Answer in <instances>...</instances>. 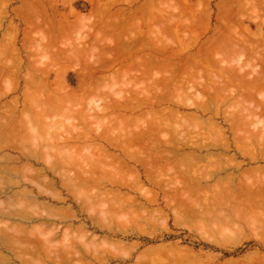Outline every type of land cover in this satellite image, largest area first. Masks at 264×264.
<instances>
[{"label": "rangeland", "instance_id": "rangeland-1", "mask_svg": "<svg viewBox=\"0 0 264 264\" xmlns=\"http://www.w3.org/2000/svg\"><path fill=\"white\" fill-rule=\"evenodd\" d=\"M27 0H0V55H2V56H0V71L2 70V72H0V107H2L0 110H1V112H4L2 109H4L5 111H6V109H7V107H9V106H16V104H14V105H12V101H14V99H15V101H19L20 103V105L19 106H17V108H18V110L16 109H14L15 111H17V113H20L21 111L20 110H22L24 107H22L23 106V100L25 99V97L27 98V97H29V94L27 93V91L26 90H28V89H26L25 90V87L24 86H26L27 88H30V87H28V86H31V85H26V80H24V78H26L27 80H28V76H26V75H28V71H30L29 73H30V76H32L33 74V76H35V78H34V80H36V81H32L33 79L30 77V79H32L31 81H32V83L35 85V86H31V90H29L28 92L30 93V96H31V94H32V92H35V94L37 95V97L39 96V98L34 102V105L36 104L37 105V101H39L40 102V105H41V103H43V104H45V103H47L46 104V109H47V107L50 109V111L48 112L47 111V113H49V115H50V120H47V119H49V118H47V117H45V119L47 120V121H49V122H47L48 123V126H49V123H50V121H51V116H54V118H52V119H56V120H58V122L60 123H58L57 125H56V123H54V121H53V123L51 124L50 123V127H48V128H46L45 129V127L44 126H46V125H44L45 124V122H46V120H45V122H44V124H43V126H42V124L41 125H37V133H34L35 132V124H37V122L38 121H36V119L38 118V116H39V118H41V114L40 115H35V116H37L34 120L36 121H34L33 120V122H35L34 123V130L33 129H28V131L30 132V134H31V132H33L31 135L30 134H27V133H29V132H27L25 135H27L26 136V138H25V135L22 133H20L21 135H24V137H23V140H21L22 139V137H20L19 136V138H21L20 140L21 141H19V139L17 138L18 136H15V137H13V138H11V136H9V137H6L5 135H1V133H0V135L1 136H3L2 138L0 137V166L2 165V167H0V169H2L3 168V165H11V167L14 169V166L17 164V165H23L24 163H28V165H29V167L31 166L29 163L30 162H28V161H20V160H18L17 158H16V162L14 161V159H15V156L14 155H17L18 156V152H19V150H21L22 148L27 152V153H30L31 155H33L34 154V158H37V159H35V164H33L34 165V170L32 169L31 171L32 172H30V169L32 168V167H30L29 168V170H26V164H25V169L23 168V167H19L20 168V170L18 169L17 171H15V170H13L12 168H11V170L12 171H15V172H17L18 173V171L21 173L22 171L23 172H25L26 174H27V176H29L28 178H27V176L26 177H24L25 176V174H24V176H22V175H20L19 173H18V175H20V177L21 178H25V180H24V182L22 181V180H20L18 177H17V173H13L12 174V172H10L11 170L9 169L10 167H8V169L10 170H3V172H5L4 174L5 175H7V171H9L10 172V174H12V176H14V178L15 177H17L16 179L17 180H20V181H18V182H21V183H18V185L20 184V186H16L15 187V185L14 186H10L9 185V187H13V189L11 188L10 190L9 189H7V190H4L5 188H4V186L5 187H8V186H6V185H8L7 184V181H4V179L0 176V199H1V201H0V264H264V219L262 218L263 216H264V212H262L263 211V208H264V204L263 205H257L254 201H256L257 199H255V198H252L253 196H254V194H252L253 193V191H252V193H251V197L248 195L250 192H251V190L252 189H248V190H250V191H247V195H248V197H247V195H241V193H242V191L240 192V190H239V192H238V187H239V185H237L236 186V184H238L236 181H238L237 179H239V175H236L237 173L239 174L241 171H243V169H244V167L246 168V170H248V168H249V166L250 165H253V167L254 166H257L258 165V167H262V165H264V158L263 157H261V158H263V159H261L260 158V155H263L264 154V151H263V154L261 153L262 151H261V149H264V144H263V148L262 147H259L258 148V146H260V144L259 143H257V144H259V145H257V144H255V146H256V149H255V147L253 146L252 148H254L256 151L258 150V149H260V151H259V153H258V151L256 152L254 149H252V150H254V151H250V155H251V153H252V155L253 156H259V157H257V158H255V161L253 160L252 161V163H250V164H248L246 161L247 160H249V158H250V155H249V152H248V150L246 149V148H248V147H246L244 150L246 151L247 150V152H246V160L244 159V157L245 156H243V155H241V150L243 151V148L242 147H245V145H243V144H241V146H240V144H238V146H236V145H234V141H233V138H232V134H231V131L229 130V129H227L226 127H227V124L222 120V118H220V120H219V117L220 116H216L215 114H214V112H216V106H214L215 104H207V105H210V107L209 106H207L208 107V109H207V107H206V109H207V114L206 113H202V112H200V111H198V113H197V115L198 114H200V113H202V116L203 117H201V119L200 118H196V117H198L197 115H196V117L194 118L197 122L199 121V119L201 120V122L200 123H197L196 121H194V119H192L191 117H193L191 114V117H190V115L188 116V117H190L193 121H191V122H189L188 121V119L186 120V117H184V116H186L185 114H187L188 112L190 113H195L196 114V110H197V108L195 107L196 105H194V106H191V104H194V103H198L200 100H196L195 101V97L198 95H200L199 93L197 94V91L199 92V91H201L202 90V88L200 89V90H197V88H193V89H196L197 91H196V93H195V97L194 96H192L193 95V93L191 92V89H189L190 91H189V93H191V94H189L190 96H192V97H194L193 99L189 96V95H186V97L185 96H182V97H185L186 99H185V101L188 99V101H190L189 100V98L191 99V101L189 102V105H188V101H186V104L188 105V107H187V105L185 104V106H184V104L182 105L181 103L179 104V105H181V106H179L178 105V103H176L177 104V106H176V104L175 103H173V101L174 102H180L181 100H178V97H177V99L176 100H178V101H176L175 99H173V98H176V95L177 96H179L180 97V95H181V93H180V95L177 93H174L173 94V92L174 91H177V90H179L180 91V88L182 89H185V91H183L184 92V94L187 92V94H188V88H190V87H187V88H184V87H186V84H184V83H186L191 77H190V75L192 76V78H193V80L192 81H196L197 80V78H199L201 75H205V76H202V78L200 77V79H204V78H206L207 76H206V73H209V72H211V73H214L215 72V70L218 68V64L221 62V64H226V62H224V60L227 58V60H230V58L232 59V58H234V61L236 62V64H238V65H241L242 63V68L243 69H241V71H244L245 72V69H246V72H248V70H249V72L248 73H250V76H249V74L248 73H242V72H240V74L242 73V76H238L236 79H238V81H239V79L240 78H243V79H245L246 77V79H248L249 77H251L250 79H252L253 77H255V75L257 74H259V75H261L260 76V79L259 78H257V77H259V76H257L256 75V78H254L255 79V84L258 82L257 80H263L264 81V73L262 72V71H260L261 70V67H262V69H264L263 68V60H264V56H262V55H264V51H263V53L261 52V50L260 49H262L263 50V47H264V44H263V42H262V39L261 38H264L263 37V33H264V11H263V9L262 8H264L263 7V2L261 3L262 5L260 6V7H262V8H260V7H257V8H259L260 9V13L257 11V10H259V9H257L255 12H253V14L252 13H249V11H250V9H248L249 7H251V4L254 6L255 4H256V2L258 1H256L255 0V4L254 3H252V1H254V0H250V2H251V4L250 3H246V4H248V5H250V6H245L244 5V3L242 4V0H236L235 2H233L232 1V3L230 2V0H172L173 1V4H171L172 3V1L171 0H160V3L161 4H159V0H152V1H154V4L150 1V0H139V2L137 1L136 2V0H135V3H134V0H132L131 2L132 3H129L130 4V7L128 6L129 4H125V6H124V3H121V2H118V4H120V5H116V4H114L115 6H116V8H115V6L114 7H112L111 6V10L110 11H115V13H117L118 11H119V9H122V8H126V10H124V11H119L117 14H127V16H124V17H122L123 15H121V18H125V19H127V20H123L124 21V23H123V21H119V24H116V23H118V22H116V21H118V17H119V19L121 20V18H120V15L118 16V17H116V15L114 14V12H110V13H113L112 15H115V16H113V18L114 17H116V18H114L116 21H115V23L113 22V18H111V14L109 13H107L106 15L108 16H110V18H109V16H108V23H109V28H113V31H114V28L115 27H117V29H116V31H119L118 30V28L120 27L121 28V30H122V27L126 24L127 26H128V28H127V26L124 28L123 27V30H122V33H124L123 35H122V33H120V34H118L119 36H121L122 35V38H124V40L125 41H127V39L129 38V40L131 39V41L130 42H132V43H130L129 42V44H127L128 46H130V47H128L127 45H123V42L126 44L127 42H125V41H123V39L121 38V37H119V39L121 38L122 40H120L122 43H120V41L119 42H116L115 44L117 45L118 43H120V44H118L119 46L117 47L116 45H110V47H109V45L107 44H105V43H103L102 42V40H103V37L104 36H102V39L100 38V36H98V32H97V34L95 33V28L97 27V26H95V24H97V23H94V25H92V23H93V20L96 18V15H98L99 14V12H100V10H101V8L100 7H102L103 5H104V3L103 2H105V1H107V0H101V2H99V3H102V4H100V5H98V9H99V12L96 10L97 9V4H98V2H96V0L94 1H92V0H56V2H57V4H56V2H54V0H50L51 2H48L49 0H29L28 2H26ZM30 1H32V3H33V6H34V3H36V2H38V4L36 3L35 5L37 6V9H38V6H40V8H39V10H36V8L34 9L35 11H30L31 10V8H29L30 7V5H29V7L27 6L28 4H30L31 2ZM33 1H36V2H33ZM39 1H40V3H39ZM111 1V0H110ZM144 1V2H143ZM146 1H147V3H152L154 6H155V8L153 9L152 8V11L151 10H145L146 8H147V3H146ZM150 1V2H149ZM166 1H167V3L169 4V5H171V6H169L167 3H166ZM221 1H222V4H221ZM223 1H227L226 2V5H228V4H230V5H234V3H235V5H234V8L235 9H233V7L231 8L230 7V5L227 7L226 5H225V2H223ZM44 3V5H43V8H41L42 6V3ZM69 2V3H68ZM108 2V1H107ZM157 2V3H156ZM183 2V3H182ZM237 2V3H236ZM241 2V3H240ZM244 2V1H243ZM246 2H248V0L246 1ZM260 2H261V0H260ZM259 2V3H260ZM28 3V4H27ZM50 3V4H49ZM97 3V4H96ZM106 3V2H105ZM128 3V2H127ZM142 3H144L143 5H144V7H146L145 9H143V12H144V10H145V12H149V11H151V12H154L153 14L154 15H156V18H155V16H154V18L155 19H157V17L160 19V20H162V22L164 21V19H165V21L164 22H166V18H168L169 17V20H170V18H171V20L172 21H169V22H172V23H170V25H172V27L170 28V25L169 26H167V24H168V21H167V24L166 25H164L165 27H163V28H160L159 26L160 25H157V27H159L158 29H160L159 31H161V33H159V34H161V36H162V32H165L166 31V29H167V27H169L170 29H169V31H166L163 35H165V37H166V40H165V38H160L161 36L158 34V35H156L157 33L155 32L156 31V27H153L154 29H153V32L151 31V28H152V26H154L153 24L156 22V21H159V19H157L155 22H151V21H148V22H151V23H153V24H151L150 23V25H152V26H149V27H151V28H149L148 27V25H146V24H141V25H137V24H139L138 22H139V20H140V22L142 23V19H143V17H151V16H153L152 15V13L151 14H149V15H146V13L144 12V13H142L141 11H140V9H138V8H141L142 9V7H143V5H141V7L139 6L140 4H142ZM155 3L157 4V5H155ZM167 5H166V4ZM199 3V4H198ZM223 3H224V5H225V9L224 8H222L221 9V7L222 6H224L223 5ZM239 3L242 5H239ZM258 3V4H259ZM25 4H27V5H25ZM39 4H41V5H39ZM47 4V5H46ZM122 4H123V6H122ZM131 4H132V6H131ZM135 4V5H134ZM138 4V5H137ZM148 4V5H149ZM152 4H150V5H152ZM176 4V6H178L179 8H177L176 6L173 8V6ZM186 4V5H185ZM258 4H257V6H258ZM57 5V6H56ZM153 5L152 6H150V7H148V8H150L151 9V7H153ZM159 5V6H158ZM198 5V6H197ZM243 5H244V8L245 9H243V8H241V7H243ZM25 6H27V8L28 9H30L29 11H28V9H23V8H25ZM35 6V7H36ZM46 6V7H45ZM51 6V7H50ZM96 6V7H95ZM120 6H122L121 8H120ZM189 6V7H188ZM238 8H237V7ZM239 6H241V7H239ZM253 6L251 7V8H253ZM32 7V6H31ZM117 7H118V9H117ZM131 7H134L133 8V12L137 15L136 17H134V13L133 12H131L130 13V10L132 11V8ZM138 7V8H137ZM143 7V8H144ZM220 7V8H219ZM33 8L34 7H32V10H33ZM104 8V7H103ZM113 8V9H112ZM124 8V9H125ZM138 9V10H136V11H134V9ZM181 8H182V10H181ZM188 8V9H187ZM195 8V9H194ZM208 8V9H207ZM237 8V9H236ZM255 8V7H254ZM56 9V10H55ZM94 11V10H96L97 12V14L96 13H94V14H96V15H94L95 17H91V16H89V18L88 19H86L87 18V16L88 15H93V12H92V10ZM130 9V10H129ZM195 10V12L193 11V10ZM228 9H230L229 11H227ZM234 10L235 11V13H234V11H232V10ZM246 9H248V10H246ZM47 10V11H46ZM223 10H226V11H223ZM251 10H254V9H251ZM263 12H262V11ZM26 13H25V12ZM44 11V12H43ZM75 11H76V13H75ZM125 11H129L128 13L126 12V13H124ZM138 11H140V12H138ZM180 11V12H179ZM204 11H205V13H204ZM218 11H223L224 13L222 14H220V15H226V13L225 12H230L231 11V17L230 16H228V15H226V17H228V18H226L225 17V15H224V17H221L219 14H218ZM24 12V13H23ZM56 12H58V13H56ZM137 12L138 13H141L142 15L140 16V14L138 15L137 14ZM147 12V13H148ZM159 12V13H158ZM210 12V13H209ZM248 12V13H247ZM251 12V11H250ZM257 12V13H256ZM21 13V14H20ZM54 13V14H53ZM74 13V14H73ZM130 13V14H129ZM177 14V15H175V14ZM208 13V14H207ZM220 13V12H219ZM26 14V15H25ZM30 14H32L33 15V17H32V19H31V16H30ZM55 14H56V18L58 19V20H60V18H61V23H63L64 24V26L65 25H77L78 27H79V25H80V27L78 28V27H76L75 26V28H73L74 27V25H73V27H70L69 26V28H73V30H71V29H68V27L67 26H61L59 23V21H58V23L56 22L57 21V19L55 18L54 19V17H55ZM79 14L80 15H82L83 17H79ZM102 14V13H101ZM128 14L129 15H131L130 16V19H129V17H128ZM143 14L145 15V16H143ZM165 14V15H164ZM173 14V15H172ZM190 14L192 15L193 14V16H195L194 17V19L191 17V19H192V21L191 20H188L189 19V17H190ZM218 14V15H217ZM235 14V15H234ZM255 14V15H254ZM258 14V15H257ZM260 14V15H259ZM20 15V16H19ZM25 15V16H24ZM28 15V16H27ZM35 15H36V17L37 16H41V17H38V20H39V23H40V21L42 20V18H46V20L45 21H49L48 23H50L51 24V22H53L52 23V25H48L47 23H45L44 22V20H43V22L42 23H44V25H42V27H40V25L41 24H38V26L36 27V25L37 24H35L36 23V21H37V23H38V20H34V17H35ZM59 15V16H58ZM85 15H86V17H85ZM104 15V14H103ZM102 15V16H103ZM106 15H104V16H106ZM151 15V16H150ZM183 15H186V16H183ZM208 15V16H207ZM249 15H251V16H249ZM23 17V19H20V17ZM46 16V17H45ZM52 16H54V17H52ZM98 16H101V15H98ZM106 16V17H107ZM161 16V17H160ZM176 16H178V17H176ZM234 16V17H233ZM3 17V18H2ZM21 17V18H22ZM24 17H26V18H24ZM30 17V18H29ZM48 17V18H47ZM127 17V18H126ZM132 17V18H131ZM142 19H141V18ZM163 17V18H162ZM172 17H174V18H172ZM184 17V18H183ZM209 17H210V19H209ZM235 17H238V18H235ZM51 18V19H50ZM77 18V19H76ZM81 18V19H80ZM84 18V19H83ZM104 18V20H102V18L100 17L99 18V20H98V28H97V30H101L102 32H100V35L103 33V30L102 29H105V27L104 26H106L107 27V25H108V23H107V25H106V23H105V25H104V22L106 21V19H105V17H103ZM136 18V21H138V22H135V19ZM152 18V17H151ZM153 18V21L155 20ZM175 18H178V19H175ZM188 18V19H187ZM200 18V19H199ZM203 18V19H202ZM218 18V19H217ZM220 18V19H219ZM221 18H226L224 21L226 22V20L227 19H230V21H232V23L229 21V20H227V22L226 23H228L229 22V24H226ZM28 19V20H27ZM37 19V18H36ZM52 19H53V21H52ZM79 19L80 20H84V22H85V19L86 20H89V23H86V24H90V26H95V28L93 27L92 28V30H90V26L89 25H86L85 23H83L82 21V24H79L78 23V21H79ZM98 19V18H97ZM139 19V20H138ZM183 19H187L188 21H186L185 20V22H184V20L182 21ZM196 19V20H195ZM209 19V20H208ZM231 19H233V20H231ZM261 19V20H260ZM263 19V20H262ZM26 20V21H25ZM34 20V21H33ZM50 20H51V22H50ZM70 20V21H69ZM111 20H112V22H111ZM128 20H132L131 21V23H130V21H128ZM142 20V21H141ZM144 20H145V18H144ZM149 20V19H148ZM150 20H152V19H150ZM174 20L177 22V23H174ZM194 20V21H193ZM198 20V21H197ZM205 20H206V22H205ZM207 20H208V22H207ZM218 20V21H217ZM95 22H96V20H94ZM99 21H101V22H99ZM127 21V22H126ZM134 21V22H133ZM181 21L182 22H184L183 24H181ZM189 21H190V23H189ZM204 21V22H203ZM233 21H236V23L234 22V26H233ZM13 22V23H12ZM73 22V23H72ZM79 24H77V23ZM120 22H121V24H120ZM144 22H147V20H145ZM162 22H161V24H162ZM188 22V23H187ZM220 22V23H219ZM224 22V23H223ZM262 22V23H261ZM29 23L31 24V25H29ZM58 25H57V24ZM100 23H102L103 25H101V26H103V27H101L100 26ZM128 23H130L131 24V26H132V23H137V24H133V26H135V25H137L136 27H132V29H134V30H132V32H131V26H130V24H128ZM158 23V22H157ZM156 23V24H157ZM193 24V25H190V24ZM231 23V24H230ZM28 24V25H27ZM56 24V25H55ZM114 24H115V27H113L114 26ZM124 24V25H123ZM156 24H155V26H156ZM160 24V23H159ZM195 24V25H194ZM207 24H208V26L209 27H211V28H206V27H208L207 26ZM220 24H221V26H220ZM225 24V25H224ZM238 24V25H237ZM258 24H259V26L260 27H258ZM262 24H263V26H262ZM35 25V26H34ZM57 26V28H53V26ZM163 25V24H162ZM178 25V26H177ZM230 25L234 28L235 26H237L236 28V30L235 31H232V32H230V29H232V28H230ZM8 26H10V27H8ZM44 26V27H43ZM48 28H47V27ZM51 26V27H50ZM54 26V27H55ZM60 26V28L62 29V31H64V32H62L61 31V29H60V31L58 30V27ZM83 26V27H82ZM100 26V27H99ZM122 26V27H121ZM142 28H144V29H142ZM194 26V27H193ZM229 26V27H228ZM240 26V27H239ZM262 26V27H261ZM33 29H32V28ZM52 28V29H56L55 30V33L56 34H54L53 32H54V30H52L51 31V29L50 28ZM89 27V28H88ZM146 27H148V28H146ZM162 27V26H161ZM198 27V28H197ZM222 27V28H221ZM242 27V28H241ZM37 28V29H36ZM43 28V29H42ZM82 28V29H81ZM108 28V29H109ZM128 30H127V29ZM130 28V29H129ZM207 29V32H206V29ZM227 28V29H226ZM262 28V30H260ZM32 29V30H31ZM50 29V31L53 33H51L50 31H48ZM111 29H109V30H111ZM136 29H140V30H137V31H135ZM148 29H150V31L152 32V34L151 33H149L150 31L148 30ZM173 29H174V31H173ZM221 29V30H220ZM242 29V30H241ZM28 30V31H27ZM88 30V31H87ZM96 30V31H97ZM129 30H130V33H129ZM142 30V31H141ZM144 30L146 31V33L144 32ZM148 30V31H147ZM155 30V31H154ZM192 30V31H191ZM200 30V31H199ZM232 30H234V29H232ZM245 31V33H241V35L243 36L244 35V39L243 40H246L247 39V43H249V42H251V40H253L252 42H254V38L256 39L257 37L259 38L260 36V39H259V41H261V43L263 44H261L260 42L258 43V41H256L257 42V45H260V46H263V47H260L259 48V46H257V49H258V51H256L257 49L255 48V50L254 51H256V53L254 52V55L252 54L253 52H252V49L250 50V48H254V47H256V44H254V43H249L248 45H244V46H246V47H244V46H242V48H244V49H246L245 51H243V52H241V54H244V53H246V55L244 54V56H245V58L246 59H249V61H251L250 59H252V61H251V65L249 64V65H246V64H244V60H246L243 56H241L239 53V51L241 50L242 51V48H239L240 47V45L242 44V38L241 39H239L240 37H236V35H237V33L235 34V32L236 31ZM32 31H34V32H32ZM41 31V32H40ZM57 31H59L61 34H59V32H57ZM92 31H94V33L95 34H91L90 32H92ZM112 31V30H111ZM110 31V33H112ZM123 31H126V32H123ZM136 33H135V32ZM178 31V32H177ZM222 31V32H221ZM257 31H261L260 33L262 34V35H260L259 36V33L257 34ZM88 32H89V34H91L92 35V37L91 36H88L89 34H88ZM105 32L107 33V31L105 30ZM115 32V31H114ZM121 32V31H120ZM134 32V33H133ZM140 32H142V34L140 33ZM154 32L156 33V34H154ZM189 32V33H188ZM193 32V33H192ZM200 34H199V33ZM204 32H206V33H204ZM240 32L238 33L239 35H240ZM263 32V33H262ZM31 33V34H30ZM87 33V34H86ZM93 33V32H92ZM106 33H103V35H105ZM109 33V32H108ZM116 33H118V32H116ZM127 33H129L128 35H127ZM139 33L141 34L140 36H139ZM174 33V34H173ZM202 33V34H201ZM26 34H27V36H29V37H27L26 36ZM44 36H46L47 37V39L46 40H48V41H50L51 42V39H52V41H53V39H55L56 38V36H57V39H55L56 41L58 40V42H57V45H56V43H55V41L54 42H51V44H53V43H55V44H53V45H51V47L50 46H45L46 44H44V41H42L41 39H42V36L43 35ZM57 34H59V35H57ZM67 34V35H66ZM85 34V35H84ZM135 34H137V35H135ZM154 34V35H153ZM175 34H178V35H180V36H177V35H175ZM182 34V35H181ZM188 34V35H187ZM191 34V35H190ZM205 34V35H204ZM212 34V35H211ZM245 34H246V39H245ZM31 35V36H30ZM54 35V36H53ZM78 35V36H77ZM83 35V36H82ZM87 35V37H89V38H87V37H85ZM93 35H96L95 37H97L98 39H101L100 41H101V43H103V45L106 47L105 49H107L106 51H101L102 52V55L104 56V54H106V55H108V56H105V57H107V58H109V56H112V54H116L114 51H112L111 53H110V51L109 52H107L108 50H109V48L110 49H112V48H114L115 47V49L116 48H119L120 49V47L121 48H123L124 47V50H125V46H127L128 48L127 49H129L128 50V53L126 52H124L123 53V55L122 56H124L123 57V60H120V59H118L117 61H116V64L115 63H113V61H112V63H111V60H110V58H109V63H108V65H107V61H106V63H104L105 61H102L101 59H100V57H97V56H100V54H101V52L99 53L98 51H100V49L102 48L101 46V48L99 49L98 48V46L101 44V43H99V45H98V43L96 42V44L98 45H96V47H94V49L93 50H95V52L94 53H96V48L97 49H99L97 52L99 53L98 55H95V54H93L94 56H92V53H91V51H88L89 52V55H91V57L89 56V60L92 58V57H94V58H97V62H99V59L102 61H100L99 63H101V64H103V65H101V64H99V63H97L98 65H96L95 63H93L92 61H91V65H89V68H93V67H95V68H99V69H97L98 71H96L95 72V69L93 68V72H94V74H92L91 76H92V78H93V80H96V81H93L92 80V78H91V80H92V82H91V80H89L88 78H90L91 76H90V74H89V77L87 76V73H89V71H91L88 67V69L86 68V66H88V64H90V63H88V62H90V61H88L87 62V60H86V58H88V56L85 58V60H86V62L87 63H85V64H83L84 62L83 61H85V60H83V61H81L83 58V56L80 58L81 60H79V56H76V55H73L74 53H78V51H79V49H80V45H82L83 44V46H84V43H88V42H91V41H93ZM109 35H111V34H108V36H107V38H106V35H105V39H107V40H109L111 37L114 39L115 38V40L116 39H118V37H113L112 35H111V37L109 38ZM155 35H156V41L154 42L152 39H154L155 38ZM184 35V36H183ZM197 35V36H196ZM200 35V36H199ZM202 35V36H201ZM235 35V36H234ZM35 36V37H34ZM81 36L83 37V38H81ZM134 36H135V38L138 36L139 38H140V42H138L139 41V39L137 40V42H136V40H133V39H135L134 38ZM144 36H145V38H144ZM158 36H160L159 38H158ZM179 37V38H176V37ZM191 36H193L194 38H195V36H196V40L195 39H193V38H191ZM223 36L225 37V38H223ZM27 37V38H26ZM201 37V38H200ZM213 37V38H212ZM214 37H216V38H214ZM228 37V38H227ZM26 38V39H25ZM65 38V39H64ZM79 38H80V40H79ZM91 38H92V40H91ZM111 38V39H112ZM144 38V40H142ZM176 38V39H175ZM185 40H184V39ZM198 38H200V39H198ZM211 38V39H210ZM258 38H257V40H258ZM28 39V40H27ZM30 39V40H29ZM34 39L36 40V41H34ZM44 39V38H43ZM84 39H88L87 41L85 40L84 41V43H83V41L82 40H84ZM104 39V40H105ZM112 39V40H113ZM149 39L152 41H149ZM180 39V41H178ZM191 39H193V40H191ZM198 39V40H197ZM227 39V40H226ZM231 39V40H230ZM249 39H251V40H249ZM25 40H26V42L27 43H25ZM89 40H91V41H89ZM103 40V41H104ZM112 40H110V42H108V43H114ZM114 40V41H115ZM146 40H148L147 42H146ZM209 40V41H208ZM212 40H216V42L215 41H212ZM224 40V41H223ZM248 40H249V42H248ZM2 41H3V43H2ZM33 41V42H32ZM62 41V42H61ZM72 41V42H71ZM82 42V43H79V42ZM99 41V40H98ZM112 41V42H111ZM133 41H135V43L137 44H135V43H133ZM144 43H143V42ZM158 41H159V43H158ZM163 43H162V42ZM226 41L228 42V43H231L232 42V46L234 45V48L231 46V47H227V49H225V51L224 52H226V50L227 51H229L230 50V48H232L233 50H234V52H232V53H234V55L235 56H240V57H242V58H240L241 60V62H240V64H239V56H238V58L236 57V59H238V62H237V60L235 59V57L234 56H230V58H228V56L229 55H227V57H226V55H224V54H222L223 52V50L224 49H222V50H218L217 49V51H216V53H213V55H212V52H211V54H209L210 53V51H213L212 50V48H213V46L214 47H216V45L218 44V43H220V42H224V43H226ZM231 41V42H230ZM263 41H264V39H263ZM35 42V43H34ZM41 42H43V44H42V46L44 45V47H45V49L47 50V51H49V53H47V51L45 50L44 52H42L43 51V49L41 48L42 46H41ZM105 42L107 43V41L105 40ZM149 42V43H148ZM150 42L151 43H153V45H151L150 44ZM164 42H165V44H164ZM168 44H167V43ZM192 42V43H191ZM207 42V43H206ZM239 42V44H237ZM25 43V44H24ZM30 43V44H29ZM146 43V44H145ZM177 43V44H176ZM206 43V44H205ZM209 43H213V45L211 46ZM222 43H221V45H222ZM22 44V45H21ZM30 46H29V45ZM36 44V45H35ZM80 44V45H79ZM91 44H94V42H92V43H89V44H87L88 45V47L91 45ZM122 44V45H121ZM134 44V45H133ZM150 44V45H149ZM167 44V45H166ZM203 44V45H202ZM243 44H245V42H243ZM242 44V45H243ZM250 44H252V45H250ZM254 44V45H253ZM49 45H50V43H49ZM77 45H79V46H77ZM94 45V46H95ZM131 45H133V46H131ZM139 45V46H138ZM142 45V46H141ZM158 45H159V47H160V45L162 46L163 45V47L166 45V47L169 45V48L170 49H175V50H177L178 51V54H175L177 51H175V53H171L173 50H171L170 51V49L169 48H167L166 49V54L164 53V51L163 50H160L161 52H162V54L160 53V52H158L157 50L156 51H154L155 49H156V46L158 47ZM207 45H209V46H207ZM218 45H220V44H218ZM236 45H238L239 47V50L237 49V47H235ZM24 46H26V48H24ZM76 48H78V49H75V47ZM108 46V47H107ZM146 46V47H145ZM173 46V47H172ZM201 46V47H200ZM204 46V47H203ZM210 46H211V49H210ZM227 46H230V44L229 45H227ZM46 47H48V49L46 48ZM82 47V46H81ZM84 47H87L86 45L84 46ZM88 47L87 48H84V49H86V50H90V49H88ZM91 47H93V46H91ZM90 47V48H91ZM112 47V48H111ZM132 47V48H131ZM136 47H137V49H136ZM162 47V48H163ZM183 47V50L181 51V53L184 51V53H185V50L187 51L185 54H181L180 53V48H182ZM185 47V48H184ZM192 47V48H191ZM203 47V50L201 49ZM208 47H209V49H208ZM3 48V49H2ZM57 48H58V50H57ZM61 48H67L65 51L63 50V49H61ZM69 48H70V51H69ZM142 48V50H140ZM144 48V49H143ZM145 48H146V50H145ZM161 48V47H160ZM190 48V49H189ZM198 48H200L199 50L202 52V56H203V54H206L207 55V57H211V59L213 60V59H217V61H218V54L220 55V56H224V57H226V58H223L222 57V59H221V61H220V59H219V61H218V64H216L215 62V64H213V62L210 60V58H205V55L203 56V58H205L203 61L202 60H199L200 59V57L198 58V59H196L198 56H201L200 55V53L201 52H199L197 49ZM205 48H207L206 50H207V52H206V50H205ZM228 48H229V50H228ZM20 49V50H19ZM29 49V50H28ZM51 49H52V51H53V54H52V51H51ZM83 49V47L80 49V52H81V54H84V53H82L83 51H85ZM119 49H117V50H119ZM126 49V50H127ZM158 49V48H157ZM164 49V48H163ZM179 49V50H178ZM192 49V50H191ZM237 49V50H236ZM14 50H15V52H14ZM35 52H34V51ZM57 50V51H56ZM78 50V51H77ZM83 50V51H82ZM117 50H116V52H117ZM123 50V49H122ZM121 49H120V51H118V52H120V53H122L121 51H122ZM140 50V52H138ZM189 50H191V52L189 51ZM208 50H209V52H208ZM232 50V51H233ZM236 50V51H235ZM260 50V51H259ZM3 51V52H2ZM32 51V52H31ZM56 51V52H55ZM63 51V52H62ZM132 51H133V53H132ZM145 53H144V52ZM168 51H169V53H168ZM190 52V54H189V52ZM215 51V50H214ZM220 53H219V52ZM251 52V53H249V52ZM38 52V53H37ZM58 52H61V53H58ZM66 52V53H65ZM80 52L78 53V54H80ZM87 52V51H86ZM88 52H87V54H88ZM148 54H147V53ZM174 52V51H173ZM197 52H199V54L197 53ZM205 52V53H204ZM43 53V54H42ZM76 53V54H77ZM91 53V54H90ZM129 53H131V56H129L130 54ZM151 53V55L150 56H155V55H157V57H161V58H164L165 56H167V55H169L170 56V58H169V56L168 57H165L168 61H171V60H169V59H172V57L173 56H179L180 57V55H181V57H182V60H181V57L180 58H176V57H173V59H172V62L174 63V62H177L179 65H175V66H177V67H173L174 66V64L172 65V63H171V65L169 66V69H170V67L172 66V68H174V69H170L171 70V72H169L168 70H167V68H168V65L170 64L168 61H166V60H163L164 61V64H167L166 66L162 63V60L160 59V57L159 58H157V57H155V59L154 60H156L157 59V61L155 62V61H153V64L154 65H150L149 63H147V65L146 64H144L143 63V61H146L145 59L146 58H148V56H149V54ZM154 53V54H153ZM160 53V54H159ZM194 53H196V55H194V56H192V54ZM208 53V54H207ZM231 53V51H229V54ZM261 53V54H260ZM18 54H19V56H18ZM35 54V55H34ZM37 54V55H36ZM45 54V55H44ZM80 54V55H81ZM127 54H129L128 55V57H126V55ZM136 54H138V56L136 55ZM175 54V55H174ZM198 54V55H197ZM216 54V55H215ZM252 54V55H251ZM30 55V56H29ZM69 55H71L72 57H75V59H78L77 60V62L76 61H74L73 59L74 58H71V61H70V59H68V57H69ZM101 55V56H102ZM134 56V58H133V56ZM173 55V56H172ZM187 55H190V56H192V57H195L196 56V60H198L196 63H199V62H201L202 61V66H201V69H202V67L204 68V66H206V68H208V63H209V61H207V62H205L207 65H205L204 64V66H203V63H204V61H206L207 59L208 60H210L211 61V63L210 64H212V68H215L216 66V68L215 69H213V71L214 72H212V71H210V70H212V69H210L209 70V68L208 69H206V72H205V74H202V72L201 71H199V70H201V69H199L198 67V69L196 68V66H193V67H195L199 72H201V73H199V72H195L196 71V69L194 70V72L195 73H197L196 75H194L193 76V74H191V67L192 66H189L190 67V69H189V67H188V69L190 70H188V69H186L185 70V72L187 73V75L185 76L184 75V77L182 76V71H183V69L181 68V66L183 67V64H184V62H185V60H184V56H186V60H187V58H188V56ZM212 55V56H211ZM233 55V54H232ZM257 55V56H256ZM261 55V56H260ZM29 56V57H28ZM70 56V57H71ZM86 56V53L84 54V57ZM102 56V57H103ZM137 56V57H136ZM149 56V59L151 58ZM201 56V57H202ZM217 56V57H216ZM219 56V57H220ZM247 56V57H246ZM255 56V57H254ZM17 57V58H16ZM36 57V58H35ZM51 59H50V58ZM77 57V58H76ZM105 57L103 58V59H105ZM125 57H126V60H127V58H129L128 59V61H127V63L130 61V64H127V65H129V67H127V66H124L125 64V62H126V60H125ZM133 58L134 60H135V62H139L138 64L136 63V65H137V71L139 70V72L137 73V71H136V65L134 64V62L133 63H131L132 61H134L133 59H132V61H131V58ZM212 57H214V58H212ZM249 57V58H248ZM258 57H262L261 59H263V60H261L260 59V62H262V64L261 65H259L260 64V62H258V60H257V58ZM14 58V59H13ZM23 59V60H20V59ZM37 58H40V60L38 59V61H37ZM94 58H92V60L94 61ZM107 58L105 59V60H107ZM120 58H122V57H120ZM143 58H145V59H143ZM221 58V57H220ZM16 59V60H15ZM34 59H36V60H34ZM159 59V60H158ZM193 60H194V58H192ZM254 59V60H253ZM9 62H8V61ZM12 60V61H11ZM15 60V61H14ZM29 60H30V62H29ZM34 60V61H33ZM73 60V61H72ZM178 60H180V61H178ZM183 60H184V62H183ZM191 61V58H188V60L187 61ZM193 60H192V62H193ZM255 60H257V62L255 61ZM6 61H7V63H6ZM23 61H24V64H23ZM32 61V62H31ZM40 61V62H39ZM96 61V60H95ZM149 61H151V60H149ZM158 61H161V62H158ZM189 61V62H190ZM224 63H223V62ZM234 61H233V63H234ZM14 62V63H13ZM18 62V63H17ZM52 63V66H51V63ZM140 62H142L144 65H146V66H144V68L146 67L147 68V66H148V64H149V66H148V68L146 69H140L139 68V66H142L141 65V63ZM152 62V61H151ZM168 62V63H167ZM182 62H183V64H182ZM191 62V63H192ZM227 62H232V60L231 61H227ZM246 62H248V60H246ZM254 62H256V64H258V65H255V68H253L252 69V67H253V65H252V63L253 64H255ZM3 63V64H2ZM13 63V64H12ZM27 63H29L30 65L28 66V68H26L25 66L27 65ZM80 65H79V64ZM157 63V64H156ZM160 63V64H159ZM176 63V64H177ZM188 63V62H187ZM190 63V64H191ZM248 63H250V62H248ZM12 64V65H11ZM16 64V65H15ZM18 64H19V66H18ZM33 64V65H32ZM83 64V65H82ZM110 64V65H109ZM124 64V65H123ZM161 65L162 64V67L163 66H165V67H163V69H165L166 68V70L169 72V73H165L166 72V70L164 71L163 69H159L158 67H161V66H159V65ZM182 64V65H181ZM189 63L187 64V65H190ZM201 64V63H200ZM210 64H209V67L211 68V66H210ZM221 64H219L220 66H222V67H220L219 66V69H217L216 71L217 72H215V73H218V72H221L222 74H223V72L225 71V74H223L224 76L225 75H227L228 74V72L230 73V71L231 70H233V69H231L230 68V65L232 64V63H227L226 65L229 67L228 69H227V66L225 65L224 67H223V65H221ZM235 63L234 64H232L231 65V67L233 68L234 67V65H236ZM6 65V66H5ZM71 65V66H70ZM84 66V67H82L81 69H80V66ZM99 65H101L100 67H99ZM105 65V66H104ZM119 65H120V67H119ZM123 65V66H122ZM131 65L132 66H134L135 65V67H131ZM158 65V66H157ZM181 65V66H180ZM197 65V64H196ZM215 65V66H214ZM244 65V66H243ZM5 68H4V67ZM23 66V68H21ZM102 66H104V67H102ZM122 66V67H121ZM152 66V67H151ZM154 66V67H153ZM178 66L180 67V69L182 70H180L179 68H178ZM237 66V65H236ZM241 66H238V68L239 67H241ZM246 66H249V67H247V68H245ZM252 66V67H251ZM2 67V68H1ZM28 70V71H26V69ZM32 67H34V68H32ZM45 67V68H44ZM112 67V68H111ZM117 67L120 69H118V70H116L117 69ZM143 67V66H142ZM185 67H186V65L184 66V69H185ZM258 67V68H257ZM3 68H4V70H3ZM37 68V69H36ZM41 68L43 69V70H41ZM111 68V69H110ZM152 68H153V70H154V72L155 71H158V73H156L155 72V74L153 73V70H152ZM156 68V69H155ZM179 69V71H181V74L179 73V75H178V73L176 74V76L174 75V73H172V70H178ZM222 68V69H221ZM237 67H235L234 69H236ZM260 68V69H259ZM6 69H7V71H6ZM11 69V70H10ZM15 69V70H14ZM21 69H23L22 71H21ZM44 69H46V70H44ZM50 69V70H49ZM74 69V70H73ZM81 70V72H80V70ZM106 69H108V70H106ZM110 69V70H109ZM194 69V68H193ZM255 69H256V71H255ZM86 70V72L87 73H83L84 71ZM102 72H101V71ZM106 70V71H105ZM132 70V71H131ZM133 70H135V71H133ZM187 70L190 72H187ZM223 70V71H222ZM239 70V69H238ZM12 71V72H11ZM39 71V72H38ZM42 71V72H41ZM114 71V72H113ZM130 71V72H129ZM152 72L153 74H150V73H147V72ZM161 71V72H160ZM175 71H173V72H175ZM179 71H177V72H179ZM251 71H255L254 72V74H253V72H251ZM5 72V73H4ZM8 72H11L13 75H11L10 73V75H8ZM18 72H19V75H18ZM37 72H38V74H37ZM45 72V73H44ZM93 72H90V73H93ZM116 72H117V74H116ZM121 72H122V74H121ZM125 72V73H124ZM133 72V73H132ZM135 72V73H134ZM145 72V74L147 73V74H149V75H151V76H149V75H147L146 74V76H145V74H143ZM164 72V73H163ZM258 72H261V74L260 73H258ZM25 73H27V74H25ZM41 73V74H40ZM102 73V74H101ZM112 73H114L116 76H113L112 75ZM161 75H160V74ZM192 73H193V70H192ZM227 73V74H226ZM263 73V74H262ZM22 74H23V76H24V74H25V77H22ZM32 74V75H31ZM83 74V75H82ZM104 74H106V75H111V77H110V75L107 77L106 75H104ZM142 74V75H141ZM166 74V76L165 77H167V75L169 74L171 77H174V79L176 78V77H178V76H180V79L179 78H176L175 80H170L169 79V77H168V80L166 81V80H163L162 78H160L162 75H163V77H164V75ZM185 74V73H184ZM231 74V73H230ZM245 74H247V75H245ZM5 75V76H4ZM84 75H86V76H84ZM95 75V76H94ZM103 75V76H102ZM124 75V76H123ZM218 75H221L220 73H218ZM252 75V76H251ZM9 76V77H8ZM38 76V77H37ZM102 76V77H101ZM104 76H106L107 78H104ZM158 76H159V78H158ZM37 77V78H36ZM114 77H116L115 79H113ZM124 77V78H123ZM126 77V78H125ZM10 78V79H9ZM81 78L83 79H85V83H87L88 84V82L90 81V84H83L80 80H81ZM103 78V79H102ZM109 78V79H108ZM151 78V79H150ZM154 78V79H153ZM263 78V79H262ZM47 81H46V80ZM87 79V80H86ZM98 79V80H97ZM105 79H107V80H105ZM142 79V80H141ZM146 79L148 80V79H150L151 80V82L152 83H154V84H151V85H154V87H155V82H153V80H155V81H157L158 83H156V84H159V83H161L160 85L161 86H163L164 85V83L166 82L167 84H168V86L167 85H165V87L163 86L162 88H161V91L163 92L165 89H167L168 88V90L166 91V92H168L169 91V89H170V91L172 92V94L174 95V97H173V95H168L169 96V99L171 98L170 96H172V99L171 100H168L167 101V103L165 104V103H163V107H165V106H169L170 105V107H172L173 106V104H174V106H173V108H171V109H176L175 111L176 112H178V111H180L181 113H183V111L184 112H186L185 114H184V116H183V114H181L180 112H178L177 114L178 115H180L181 116V118H184V119H181L180 117H179V120L180 121H182L180 124H178V122H180L179 120L177 121L176 120V118L174 119V117H176V116H173V117H171V119H170V121H169V115L171 114V112H169L170 114H166V112H168V111H171V109L169 110V108L167 107H165L166 108V110L164 109V111L161 109V107H160V109L162 110V112H165V114L167 115H165V114H161L162 116H164V117H168L167 119H166V121H167V124L165 125V123H166V121L163 119V121H165V123H164V125H165V127H167V129H168V131L167 130H165L166 128L164 127V125H163V121L161 122V120H160V118H158V116H159V110H157L158 111V115H157V113H156V115H157V117H155L154 115H153V111H155L154 109H153V111L151 112V110H152V108L150 109V107H146L145 106V104L146 103H148L149 101L147 100V99H149V98H147V96L149 97V96H152V99H153V96H154V94L155 93H153V90L154 89H152V91H151V89H150V91L149 90H147L148 89V87L150 86V85H147V89H146V87H145V84H146V82H149V80L148 81H146ZM236 79H235V81H236ZM243 79H241V80H243ZM245 79V80H246ZM249 79V80H250ZM44 80V81H43ZM105 81V82H103V81ZM114 80V81H113ZM131 82H130V81ZM138 80L139 81H142L141 83H143V82H145V84H141V83H139L138 82ZM144 80V81H143ZM191 80V79H190ZM223 80V79H222ZM225 80V79H224ZM253 80V79H252ZM29 81V80H28ZM27 81V82H28ZM83 81V80H82ZM102 81V82H101ZM112 81V82H111ZM124 81V82H123ZM128 81V82H127ZM133 81H137V83L138 84H141L140 85V87H142V85L144 86V88L142 87V89H140V87H139V85L137 84V83H135V82H133ZM173 81H175L176 82V84H172V82ZM197 81H199V80H197ZM196 81V82H197ZM235 81H233V82H235ZM237 81V82H238ZM244 81V80H243ZM242 81V82H243ZM248 83H249V81L248 80H246ZM246 81H244V82H246ZM254 81V80H253ZM260 81V83H262ZM30 82V81H29ZM28 82V83H29ZM44 82V83H43ZM46 82V83H45ZM95 82H96V84H97V87H98V85H99V88H96V85H95ZM117 82V83H116ZM170 82V83H169ZM174 82V83H175ZM178 82V83H177ZM202 82H205V80L203 81L202 80ZM236 82V83H237ZM242 82H238V84L236 85V83H233L232 84V86L233 85H235L236 87L237 86H239V87H235L234 88V86L232 87L233 88V91H234V89L235 90H237V92H235L234 91V95H232L233 96V99H236V98H234L235 96L237 97V95H242V94H244V93H248V90H246V89H242V90H246V92H244V91H241L240 89H241V87H243V85L245 84V83H242ZM246 82V83H247ZM251 82V81H250ZM22 83V84H21ZM23 83H25V84H23ZM31 83V82H30ZM79 83H81L80 85H79ZM101 83H104L105 85H101L100 86V84ZM115 83V84H114ZM136 84V86L138 85V87H136V86H134L133 84ZM189 83H190V85H191V82L189 81ZM240 83H242V84H240ZM32 84V85H33ZM58 84V85H57ZM91 84H94V86L92 85L91 86ZM112 84H114V87L112 86ZM148 84V83H147ZM150 84V83H149ZM163 84V85H162ZM170 84V85H169ZM179 84L180 85H185L184 87H182V86H179ZM254 84V85H255ZM258 84V86H259V83H257ZM24 85V86H23ZM60 85H61V87H60ZM66 85V86H65ZM81 85H83V86H87V87H83V86H81ZM136 87V88H138L137 90H136V88H135V90L133 89L134 87ZM171 85L173 86V85H177V86H173V87H171ZM188 85V84H187ZM242 85V86H241ZM247 85V84H246ZM42 86V87H41ZM47 86V87H46ZM49 86V87H48ZM59 86V88H57ZM64 86V87H63ZM104 86H106V87H104ZM109 86H111L112 88H110ZM167 86V87H166ZM189 86V85H188ZM241 86V87H240ZM245 86V85H244ZM261 86H264V83H262L261 84ZM15 87H17L16 89H15ZM22 87H24V88H22ZM63 87V88H62ZM83 88V89H81V88ZM89 87H91L90 89H88ZM102 87V88H101ZM109 87V88H108ZM159 86H157L156 88H158ZM170 87V88H169ZM248 87H250V86H246V88H248ZM254 87V86H253ZM42 88V89H41ZM43 88H44V90H43ZM47 88V89H46ZM48 88H49V90L51 89L52 90V92H53V95H55L56 96V94L59 96H62V95H65V96H62V97H64V98H62V97H60L61 99H64L65 101H67V99L69 100L70 98V101H68L67 102V104L66 103H64V104H66L65 106H67V107H65L64 108V105H63V107L61 106L60 107V109H58V107H56V106H54L55 104H53V105H49V106H47L49 103L48 102H43V101H41L40 100V98H46L47 97V95L46 96H44L45 94H43L42 93V90L43 91H45L46 92V94H48V92H50V91H48ZM61 88V89H60ZM66 88H68V89H66ZM85 88V89H84ZM114 88V90H111V89H113ZM152 88V87H151ZM172 88V89H171ZM238 88H240V89H238ZM243 88H245V87H243ZM256 88L258 89V87L256 86ZM256 88H254V89H256ZM264 87H262V89H261V87L259 88V89H261V90H263L264 91V89H263ZM24 89V90H23ZM56 89V90H55ZM64 89V90H63ZM93 90V92H92V90ZM104 89V90H103ZM147 91H146V90ZM163 89V90H162ZM192 89V90H193ZM252 88H249V90H251ZM253 89V90H254ZM256 89V90H257ZM35 90V91H34ZM58 90V91H57ZM83 90V91H82ZM86 90H88V92L86 91ZM89 90H91L90 92H89ZM96 90H98V91H96ZM101 90V91H100ZM130 90H132L133 92H129L128 94H127V92L128 91H130ZM145 90V91H144ZM156 90V89H155ZM155 90H154V92H155ZM158 90H160V89H157L156 91L158 92ZM241 91V92H244V93H239L238 91ZM23 91H26V92H24L25 94H23ZM31 91V92H30ZM65 91V92H64ZM95 91V92H94ZM141 93H143L144 95H145V98H146V100L148 101H145V103L142 101V99H141V102H142V104H144L143 106L140 104V109H142V113H144V111H146V114L145 115H147L148 113H149V111L151 112L150 114H152L153 115V117L154 118H158L157 120L159 121V122H161L162 123V126L165 128L164 130H161L160 129V127L157 129V126L155 127V129L156 130H160L162 133H164V134H162V136L163 137H165V139H166V136L165 135H167L165 132H167L168 133V135H169V138H172V137H170L171 135H175V136H177V134H178V131L180 130V126L182 125V127L186 124H184V122H189V123H191V124H195L196 125V123L197 124H201V125H203V123H202V121L204 122L205 121V126H206V120L207 119H209L210 117L209 116H216V118L214 119V122L216 121L219 125H222L223 126V128H226L227 129V131L229 132V134L227 133V131H224L223 130V128H222V131L223 132H225L226 133V135H227V137L229 138V140H230V142L229 143H231V146L232 147H234L233 149H231V150H229V151H227L228 149L227 148H230V147H226L225 145H227V144H223L228 138H225L224 136H225V134H224V136H223V133H222V131H221V127L219 128V126L217 127V126H208L207 128H213L211 131H213V133H215V131H217L218 132V134L217 135H219V136H221V139L223 140V143H222V141H220V140H218L219 138H217L216 139V137H218L217 135H216V137H215V134H213V133H211L210 132V130L208 131L207 129H206V127H204L203 128V126H202V128H203V130H201V132H199L200 130H198L197 131V125L195 126H189V125H187V128L189 127V129H190V127L192 128L191 130H189V131H191L192 133H193V136H192V134L189 132V131H187V128H181V130L182 131H180L179 132V134H180V136H179V134H178V138L179 137H181V134H182V136H184V135H186L184 138H185V140H183L182 138L183 137H181L180 139H178L177 137H175V136H173V138L175 137V139L177 138L178 140H180V145H176V146H178V147H181V143L182 142H184V141H186L187 140V138H189L190 139V141L192 140V142H190L189 140L187 141V142H189L190 144H193V146H194V143H193V141L195 140H197L196 142H198V143H200L201 145H202V143H203V145L205 144V145H210V143H212L213 145L214 144H216L218 141L219 142H221V145H223V146H217V148L219 149H217V148H212V144L210 145V146H208L207 145V147H209V148H204L205 150H201L202 151V153L201 152H199L198 150H197V153H194V151L196 152V150L195 149H197V147L195 148V147H191L192 145H190L189 143H185V145L186 144H189V145H184L183 143V145H182V147L183 146H185V147H183V149H182V147L181 148H179V149H181V150H179L178 149V147L176 148V151L178 152V153H183L184 151L186 152L185 154H184V156H182L183 154H181V157H183L182 158V161H181V159L180 158H177V157H180V154L178 155L177 154V152H176V158H177V160L175 159V161H173L174 163H172L171 164V162L172 161H170L169 162V164H168V161L166 162H163L164 160H162V159H159V160H161L158 164H156L157 165V167L159 166V165H163L162 167H160V168H162V169H166V168H169L168 166H170V165H173V164H177L178 163V165H177V170H178V168H179V165H180V169H182V170H180V172H179V170H178V172H179V174H181L182 175V177H185V178H183V180H182V177H181V175H179L178 174V172H176V165L173 167L174 168V170H175V172L177 173L175 176H174V173H173V175L170 173V170L167 172V170H165V172L163 173H161L160 175H158L157 176V180L159 181V184L161 183L160 182V178H161V181H162V183L160 184V185H157V187H156V185H153V183L151 182L152 180L153 181H155L154 179L156 178L155 176H154V174L156 173V175L158 174V172H157V170H159V169H157V167H155V165H153V164H151V162L150 163H147V164H150V165H152V166H154L155 167V169H157L155 172H152L153 171V169H150V167H148V166H150V165H144V166H147L150 170H148V168L146 167V169L149 171V172H147V170L145 169V167L144 166H142L141 164H137V163H132V162H130L129 163V159H128V157L131 155V157H129V158H132V157H134V156H132V154L134 153L135 154V152H136V154H138L140 151H141V153L143 152V150L144 149H147V147H146V145L147 144H151V145H149V147L152 149V144H154V141H156L158 138H156L155 140H153V142H152V140H150V139H152V138H154V137H151L150 135H147V136H145V140H143L142 138H143V136L140 138V139H142L143 141H140L139 139H137V140H131V141H135L134 143L132 142L131 143V145L133 144V148L132 149H135L136 150V148L138 149V147H139V145L138 144H140V142H141V145H140V147L139 148H141V146H144L145 145V141L148 139L147 137H149L150 139L148 140V142H150V143H148L147 141H146V145L144 146V148H142L143 150H141V149H138V150H140V151H135V150H132V152H131V150H130V153H129V151H126V152H128L129 154H128V157H126L127 155L126 154H124V149H122L123 151H120L118 148H117V150L116 149H114V147L113 146H110L108 143H111V142H108V141H106V140H111L110 138L111 137H113L112 135H110L109 133L108 134H106L107 132H110L111 131V134L113 133L114 135H115V137H113L114 139L113 140H115L116 138H118L119 139V137L118 136H120L121 135V137H125V136H122L124 133H125V135H127L126 133V131H124L125 129L128 131L129 130V132L130 133H132L131 131H133V132H135L134 130L135 129H137V127H142L143 126V124L145 125L146 123H149V121H148V119L145 117V119H144V117H143V115H142V113H141V111H140V109L139 110H135V109H133L132 107H136V106H138V103H136V101L137 100H139L141 97L139 96V93L140 92ZM158 92V94H160V93H162V92ZM170 91H169V93L168 94H171L170 93ZM178 91V92H179ZM181 91V92H182ZM194 91V90H193ZM259 91V90H258ZM44 92V93H45ZM52 92H50V96H51V98H52V102L54 103V101H53V99L54 100H56V101H58V103H59V100L58 99H56V98H54L55 96H53L52 95ZM54 92L56 93V94H54ZM73 92V94H71ZM113 92V93H112ZM118 92H121V93H119V94H121V96L120 95H118ZM136 92H139L138 93V96L140 97V98H138L137 97V95H136ZM166 92H164L165 93V95L167 96V93ZM202 92H204L203 90H202ZM250 92H252V91H250ZM249 92V94H252V93H250ZM255 92H257V91H255ZM262 92V91H261ZM59 93V94H58ZM64 93V94H63ZM84 93V94H83ZM116 93V94H115ZM127 95H131V94H133V97L136 95V97H135V99H137V100H135V103L133 104V102H134V100L132 101V102H130L131 100H130V98L132 97V95L127 99L126 97L127 96H125L126 94ZM238 93V94H237ZM254 93V92H253ZM260 93V92H259ZM41 94H43V95H41ZM66 94H68L69 95V98H68V96L66 95ZM71 94V95H70ZM176 94V95H175ZM197 94V95H196ZM201 94H203V93H201ZM204 94H206V96H209L206 92L204 93ZM203 94V97H201V96H199L200 97V99L201 98H203L204 100L203 101H206V100H208V97H207V99L204 97L205 95ZM237 94V95H236ZM257 94V93H256ZM256 94H253V96H252V98L250 97V99L251 100H253L252 102H254V104L256 105H258V107H257V105L256 106H254V107H252L253 108V112L254 113H256L255 115L253 114V117L255 118L256 117V115H257V111L255 110L254 111V108L255 107H257L258 108V114L262 117V115H263V117L262 118H260V119H262V122H263V118H264V114H263V112H264V107L262 106L263 104L261 103V102H264V101H260L261 99L263 100V96L261 97L260 96V94L259 95H257V97H255L256 96ZM262 94H263V92H262ZM36 95L34 96V97H36ZM142 95V94H141ZM147 95V96H146ZM157 95V94H156ZM240 95L237 97V99L240 97ZM264 95V94H263ZM21 96V97H20ZM50 96H49V94H48V99L50 98ZM71 96H74V97H71ZM108 96V97H107ZM116 96V97H115ZM119 96V97H118ZM122 96H124L125 98V101H126V103H125V105L123 104L122 105V102H121V100L119 99V98H121ZM166 96H164V97H166ZM187 96H189V97H187ZM16 97V98H15ZM33 97V98H34ZM81 97V98H80ZM92 97V98H91ZM94 97V98H93ZM115 97V98H114ZM132 97V98H133ZM259 97H261V98H259ZM51 98H50V100H49V102L51 101ZM72 98H73V100H72ZM75 98V99H74ZM91 98V99H90ZM110 98H112V100H113V98H114V100L113 101H116V100H120L119 102H121L119 105H116V104H118V103H114L113 101H111L110 103H109V101L111 100ZM118 98V99H117ZM142 98H143V96H142ZM151 98V97H150ZM17 99V100H16ZM31 99V98H30ZM43 99V100H44ZM47 99V98H46ZM45 99V100H46ZM95 99V100H94ZM99 99V100H98ZM116 99V100H115ZM122 99V98H121ZM127 99V100H126ZM151 99V100H152ZM167 99H168V97H167ZM196 99H197V97H196ZM236 99V100H237ZM258 99V100H257ZM32 100V101H31ZM31 100H29L31 103L33 102V100L34 99H31ZM64 100H63V102H64ZM96 100H98V103H97V101ZM145 100V99H144ZM192 100H194V102L192 103ZM14 101V102H15ZM17 101V102H18ZM27 101H28V98H27ZM28 101V102H29ZM48 101V100H47ZM55 101V102H56ZM94 101V104H93V106L94 107H98V105H99V107H103L104 105H106V107H105V111H101V110H104L103 108L100 110V109H98L97 111H99L100 110V112H106V113H104V114H106V116L103 114V117H104V119H100L101 117V114H100V116L98 115L97 117H96V115H95V113H98V112H95V113H93V114H91L92 113V111L94 112V110L96 111V109L95 108H91V107H93L92 105L90 106V103L91 102H93ZM122 101H124V100H122ZM124 101V102H125ZM132 103V107H130V105L128 106V104L127 103ZM165 102H166V100H164ZM169 101H172V105L171 104H169L170 102ZM183 101V100H182ZM11 102V105H9L8 103H10ZM100 102V103H99ZM123 102V103H124ZM169 102V103H168ZM51 103V102H50ZM68 103H70V105H71V107H70V105H68ZM73 103V104H72ZM139 103H140V100H139ZM52 104V103H51ZM60 104H62V101H60ZM59 104V105H60ZM92 104V103H91ZM97 104V105H96ZM100 104H101V106H100ZM104 104V105H103ZM113 105V108L115 107V109H111V111L109 110V112H108V110L106 111V108L107 107H109V105ZM164 104H165V106H164ZM253 103H252V105H254ZM4 105V106H3ZM7 105H9V106H7ZM29 105L31 106V107H29ZM35 105V106H36ZM40 105H38V107H37V109L39 108V106ZM57 106H58V104H56ZM88 105L90 106V108H91V113H90V108L88 107ZM96 105V106H95ZM103 105V106H102ZM14 106V107H15ZM34 106V107H35ZM42 106H44V108H45V105H42ZM53 106V107H52ZM118 106H121L122 108H126V111L124 110V109H122L121 107H118ZM144 106L146 107L145 109H144ZM148 106V105H147ZM211 106L213 107V109H212V112L209 110V109H211ZM6 107V108H5ZM13 107V108H14ZM27 107L30 109L31 108V110H34V113L37 111V109H36V111H35V109H33L34 107L29 103H27ZM33 107V108H32ZM41 107V106H40ZM52 107V108H51ZM54 107H56V108H54ZM69 107V108H68ZM98 107V108H99ZM128 107H130L129 109H133L134 110V112L135 113H132L131 115H130V113L128 114ZM184 107V108H183ZM259 107H263V108H261L260 110H259ZM22 108V109H21ZM41 108H43V107H41ZM43 108V109H44ZM109 108H111V106L109 107ZM118 108H121V109H119L118 110ZM136 108H139V107H136ZM187 108V109H186ZM193 108V110H194V112H193V110H191ZM9 109V108H8ZM40 109V108H39ZM38 109V110H39ZM42 109V110H43ZM48 109V110H49ZM52 109H54L55 110V112H53V110ZM87 109V110H86ZM92 109H94V110H92ZM108 109V108H107ZM128 109V110H127ZM177 109H178V111H177ZM12 110V109H11ZM86 110V111H85ZM89 110V113L91 114V116L93 115H95V117L94 118H99L98 120H100V121H97L96 123L97 124H95V121L93 120V122H91L92 120V117L90 116V123L91 124H89L88 125V123H89V121L87 122L86 120H85V115H89V113L87 112ZM113 110H114V112H116V114L118 113L119 115H120V112L122 113V116L121 117H123L124 115H123V113H125L126 115H127V117L125 118V116H124V118H123V120H122V118H120V120L119 119H116V117H113V115H115L116 116V114L113 112ZM117 110V111H116ZM144 110V111H143ZM218 110V109H217ZM261 110H263V112H262V115L260 114V112H261ZM41 111V110H40ZM45 111V110H44ZM44 111L42 112L43 114L42 115H44V116H47L46 115V113H44ZM84 111V112H83ZM120 111V112H119ZM148 111V112H147ZM173 111V110H172ZM208 111H210V112H208ZM214 111V112H213ZM260 111V112H259ZM32 112V111H31ZM41 112H36L35 114H39V113H41ZM85 112H87V114L85 113ZM99 112V113H100ZM127 112V113H126ZM161 112V111H160ZM6 113H7V111H6ZM33 113V114H34ZM114 113V114H113ZM137 113V114H136ZM141 113V114H140ZM211 115H210V114ZM213 113V114H212ZM3 114H5V113H3ZM32 113L30 114V115H33ZM110 114V115H109ZM112 114V115H111ZM138 114H140V115H142V116H139V117H137V115ZM150 114H148V115H150ZM209 114V115H208ZM27 115V114H26ZM30 115H28L30 118H32V116H30ZM84 115V116H83ZM109 115V116H108ZM128 115H130V116H128ZM144 115V116H145ZM160 115V116H161ZM206 115V116H205ZM1 116V115H0ZM44 116H42L43 118H44ZM118 116V115H117ZM132 116V117H131ZM151 116V115H150ZM150 116H148L149 118H152V116L150 117ZM201 116V115H200ZM199 116V117H200ZM259 116V117H260ZM28 117V118H29ZM34 117V116H33ZM87 117V116H86ZM102 117V118H103ZM111 117H112V119H111ZM128 117H131V118H129L128 119ZM141 117H143V118H141ZM178 117V116H177ZM209 117V118H208ZM27 118V119H28ZM42 118V119H43ZM88 118H89V116H88ZM93 118V119H94ZM113 118H115V120L114 121H112L113 120ZM134 118H138L137 119V121L138 120H140L141 121V119L144 121V120H147V122H142V123H139V121L137 122L136 121V119H134ZM207 118V119H206ZM253 118V119H254ZM258 118V117H257ZM257 118H255V120L257 121H254V123L253 124H258V125H260V123H258L259 122V118L257 119ZM124 119H125V121H124ZM126 119L128 120V121H126ZM133 119H134V121H133ZM174 120V122H172L171 120ZM190 119V120H191ZM88 120V119H87ZM119 120V121H118ZM121 120H122V122H121ZM149 120H151V119H149ZM156 120V121H157ZM184 120V121H183ZM186 120V121H185ZM209 120H211L210 122H209ZM207 122H208V124H210V123H212L213 122V120L212 119H209ZM217 120H219V121H217ZM221 120H222V122H221ZM102 121V122H101ZM106 121V122H105ZM124 121V122H123ZM131 121V122H130ZM168 121L171 123L172 122V124H169L168 123ZM177 121V122H176ZM39 122H41V119H39ZM38 122V123H39ZM52 122V121H51ZM62 122V123H61ZM108 124L107 126H106V124ZM108 122V123H107ZM110 122V123H109ZM112 122L113 123H115L114 124V126L116 125L117 126V124L120 122V124H118V125H121L122 124V126L123 127H114L113 126V124H112ZM118 122V123H117ZM126 122V123H125ZM129 124H128V123ZM152 122V121H151ZM158 122V123H159ZM175 122H176V124H178V126L179 127H176L177 125H173V124H175ZM192 122H194V123H192ZM220 122V123H219ZM261 122V121H260ZM43 123V122H42ZM117 123V124H116ZM125 123V124H124ZM154 123H156L155 121H153L152 122V125H151V123H149L151 126H149V124H148V126L149 127H153L154 128ZM264 123V122H263ZM263 123L261 124V126H259V127H262L261 129H262V132H263V130H264V125H263ZM31 124H33V123H31ZM53 124H54V126H53ZM94 124V125H93ZM103 124V125H102ZM110 124H112V125H110ZM124 124V125H123ZM136 124V125H135ZM142 126H141V125ZM184 124V125H183ZM226 124V125H225ZM52 125V126H51ZM71 125H74L75 127H72ZM90 125H92V127L90 126ZM102 126V128L100 127V126ZM129 125H131V126H129ZM132 125H135V129H134V126H132ZM138 125V126H137ZM258 125H254V126H258ZM96 126H97V128H99L100 127V129L99 130H97V128H96ZM110 126H113L112 128L110 127ZM127 126H129L128 128H127ZM146 126V125H145ZM144 126V127H145ZM148 126H146V127H148ZM161 126V127H162ZM199 126V125H198ZM54 127V128H53ZM94 128V129H92L91 130V128ZM108 129V127H110L108 130H110V129H114L113 130V132H112V130H110V131H106V130H104V129H106V128ZM124 127H125V129H124ZM173 127H176V128H178V131H177V129H175V128H173ZM193 127H195V129L193 128ZM214 127H217V129L216 128H214ZM250 127H253V125L251 124V126ZM43 128V129H42ZM78 128V129H77ZM130 128L131 129H134V130H130ZM170 128V129H169ZM197 128V129H196ZM255 128V127H254ZM254 128H252V129H254ZM48 129H49V131L52 133H50L49 134V131H48ZM52 129H53V132H52ZM79 130V132L78 131H76V130ZM86 129H88V131L89 130H91V131H89L90 133H88V134H90V135H94V136H96V134L98 133H102V134H104L105 133V136L106 137H108V135H109V138H104L105 136H103V135H101L100 136V138L98 139V140H91V136L89 137V135H88V137H87V134H86V137L88 138V140L86 139V137L84 136L85 135V133H84V130L86 131ZM97 131H96V130ZM141 129V128H140ZM145 129V128H144ZM172 129H173V131H172ZM204 129H206L207 130V132L208 133H210V134H208L206 131V133H204L203 134V136H202V132L204 131ZM256 129V131H258V133L259 132H261L260 131V128H255ZM257 129H259V130H257ZM66 132V130H68V132H66V133H68V135H66V134H64V131ZM74 130L76 131V132H78V133H75L74 132ZM142 130V129H141ZM155 130V131H156ZM176 130V131H175ZM197 131V134L195 133V132H193V131ZM220 130V131H219ZM81 131V132H80ZM87 131V132H88ZM92 131H95V133L94 132H92ZM99 131V132H98ZM101 131V132H100ZM116 131H117V133H118V131H122L121 133L122 134H120V133H118L119 135L116 137V135H117V133H116ZM124 131V132H123ZM137 132H138V130H136ZM47 132V133H46ZM70 132V133H69ZM86 132V133H87ZM104 132V133H103ZM116 134H115V133ZM128 132V133H129ZM141 132V131H140ZM161 132L159 133V134H161ZM174 132V133H173ZM198 132L200 133V135H201V137L199 136V134H198ZM56 133H58L57 135H56ZM62 133V134H61ZM73 133H74V135H73ZM80 133H84L83 135L81 134V136H80ZM139 133V132H138ZM173 133V134H172ZM183 133H184V135H183ZM187 133L189 134V136H187ZM221 133H222V135H221ZM76 134V135H75ZM134 134V133H133ZM153 134V133H152ZM158 134V132L156 133V136H159V134ZM214 135V137H213V135ZM33 135V136H32ZM47 135H49V136H47ZM54 137H53V136ZM55 135H56V137H55ZM64 135H66V137L64 136ZM77 135H79L78 137H74V139L75 138H77V139H73L74 141H70V140H72L71 139V137L73 138V136H77ZM131 135V134H130ZM136 135V133L134 134V136ZM167 135V136H168ZM197 135V136H196ZM211 137H210V136ZM93 136V137H94ZM111 136V137H110ZM128 136V135H127ZM132 136V135H131ZM131 136H129L130 137V139H132V138H135V137H131ZM155 136V137H156ZM204 136H206V139L205 138H203ZM207 136H208V140H207ZM49 137H51V138H49ZM62 137V138H61ZM70 137V138H69ZM101 137H103V139L101 138ZM120 137V138H121ZM163 137H161L160 136V139L162 138V140H163ZM195 137H197V138H199V139H197V138H195ZM7 138V139H6ZM15 138H17L16 140L17 141H15L17 144L16 145H18V149L15 151V150H13V151H10L9 150V148H6V147H3V145L4 146H8L9 145V143H7V142H10V145L12 146L13 144H15V143H13L14 142V140L13 139H15ZM212 138H214V139H216L215 141H214V139H212ZM63 139H65V141L63 140ZM102 139V140H101ZM122 139L124 140L125 139V142L127 141V142H129V144H130V139H128V138H121L120 140L122 141ZM176 139V140H177ZM201 139H203V141L201 140ZM225 139V140H224ZM10 140H13L12 142L10 141ZM120 140L118 141V142H116V145H117V143H119L120 142ZM140 142H139V141ZM177 140V143H179V141ZM181 140H182V142H181ZM199 140H201V142H199ZM194 141V142H195ZM209 141H213V142H209ZM113 142V141H112ZM115 142V141H114ZM113 142V143H114ZM122 143V146H123V144H126V143ZM136 142H139L138 144L136 143ZM144 144H143V143ZM175 142V141H174ZM207 142H209V143H207ZM216 142V143H215ZM218 142V143H219ZM226 142H228V141H226ZM225 142V143H226ZM11 143H13V144H11ZM136 143V144H135ZM7 144V145H6ZM95 144H97V145H95ZM98 144H99V146H102V144H103V146L105 147L106 146V148L107 149H109V152H108V150H106V152L105 153H103V149H100V147L98 146ZM101 144V145H100ZM121 144V143H120ZM137 146H135V145ZM197 144V143H196ZM199 144V145H200ZM237 144V143H236ZM9 145V146H10ZM16 145H14V146H16ZM200 145V146H201ZM219 145V144H218ZM95 146V147H94ZM108 146H110L109 148H108ZM126 146V145H125ZM130 145H128V147H129ZM135 146V147H134ZM190 146V147H189ZM196 146V145H195ZM2 147V148H1ZM19 147L21 148V149H19ZM96 147H97V149H96ZM131 147V146H130ZM148 147V150H150V148ZM242 149H241V148ZM4 148V149H3ZM26 148V149H25ZM99 148V149H98ZM113 148V149H112ZM122 148V147H121ZM120 148V149H121ZM190 148V149H189ZM192 148V149H191ZM240 148V149H239ZM22 149V150H23ZM28 149V150H27ZM127 149V146L125 147V150ZM129 149V148H128ZM186 149V150H185ZM194 149V150H193ZM208 149V150H207ZM226 149V150H225ZM7 150V151H6ZM29 150H31V151H29ZM215 150V151H214ZM223 150V151H222ZM238 150H239V152H238ZM249 150H251V149H249ZM8 151H9V153H8ZM116 151V152H115ZM135 151V152H134ZM207 151H208V153L210 154V152L212 153V152H216V153H221V154H219V155H217L216 153H215V156L213 157L211 154V156L212 157H209V158H207V156L209 155V154H207ZM219 151H221V152H219ZM245 151H244V154H245ZM8 154H7V153ZM123 152V153H122ZM254 152H256V153H254ZM103 153V156L105 157V158H102L103 156H101L100 154H102ZM111 153V154H110ZM132 153V154H131ZM188 153L191 155V156H189L188 155ZM200 153V154H199ZM243 153V152H242ZM3 154V155H2ZM13 154V155H12ZM36 154V155H35ZM108 154V155H107ZM113 154V157L114 158H112V156H109V155H112ZM118 154V155H117ZM119 154H120V156L121 157H123L122 158V160L123 159H125V161L127 162L128 161V163H127V165H129L132 169H133V167H135L134 169L136 170L137 168H138V170H136V171H138L137 173H138V176H140L141 174V176H142V178H141V176L139 177L140 179H142V180H140L141 182H140V185L142 184L143 186H141V188L140 187H138V186H140L139 184L138 185H136L135 183L137 182L138 183V181H139V179L138 178H136V177H138L137 175H136V172H134L133 170V172L132 171H130L131 169H130V167L128 168V166H126L127 167V169L125 168H122L121 166H120V164L119 163H117V162H119V160L118 161H116V163L120 166V167H118V166H111V163H112V165H114L115 164V160L117 159V157L119 156ZM123 154V155H122ZM187 154V155H186ZM202 154L204 155L203 157H202ZM207 154V155H206ZM235 154V155H234ZM7 155V156H6ZM106 155V156H105ZM178 155V156H177ZM209 155V156H210ZM233 155H234V157H233ZM247 155H249V156H247ZM12 156L14 157V159H11L12 158ZM36 156V157H35ZM125 156V157H124ZM188 156V157H187ZM201 156V157H200ZM219 156H221V158H219ZM231 156V157H230ZM252 156V157H253ZM3 157H4V159L5 160H2L3 159ZM6 157V158H5ZM9 157H11L10 159H8ZM65 157V158H64ZM121 157H119V158H121ZM200 157V158H199ZM71 160H70V159ZM116 158V159H115ZM118 158V159H119ZM127 158V159H126ZM185 158V159H184ZM188 158V159H187ZM194 158H196L198 161H196V163L198 164H196L195 163V160L196 159H194ZM199 158V159H198ZM211 158V159H210ZM232 159V160H234V161H238L237 163H241V160L243 161V165H242V167H236V162L233 164V166H235V168H230L231 167V165H227V164H230V163H233V162H230L229 163V160H228V163H227V159ZM261 160H260V159ZM9 160V161H11V162H13L12 164H11V162H9V161H6V160ZM102 159H105L104 161L102 160ZM113 159H114V161H113ZM180 159V160H179ZM187 159V160H186ZM210 159V160H209ZM251 159V158H250ZM256 159H258L257 161H256ZM13 160V161H12ZM38 160V161H37ZM67 161L68 162V160H69V162L67 163V162H65V164H64V161ZM72 160H73V162H74V164H73V166L70 164V162H72ZM98 160V161H97ZM99 160H101V161H99ZM121 160V161H122ZM131 160V159H130ZM189 160V161H188ZM190 160H191V163H190ZM206 160V161H205ZM212 160V161H211ZM224 160V161H223ZM240 160V161H239ZM2 161V162H1ZM3 161H5V162H3ZM18 161H20L21 162V164H20V162H18ZM63 161V162H62ZM108 161V162H107ZM188 161V162H187ZM194 161V164L192 163ZM263 161V162H262ZM63 164H62V163ZM75 162H76V164H75ZM85 162H87V163H85ZM101 162H103V163H101ZM105 162V163H104ZM123 162V161H122ZM122 162H120V163H122ZM126 162H123L121 165H123L124 164V166H125V164H126ZM144 162H146V161H144ZM153 162V161H152ZM183 164H182V163ZM201 162V163H200ZM208 164H207V163ZM217 162V163H216ZM219 162V163H218ZM245 162V163H244ZM97 163V164H96ZM108 163H110V164H108ZM154 163H156V162H154ZM185 163V164H184ZM189 165L187 168L189 169V171H191V173H192V175H191V173H188L189 171H187V170H185L186 169V167L185 166H187V164ZM203 163V164H202ZM205 163V164H204ZM247 163V164H246ZM254 163V164H253ZM13 164H15L14 166H12ZM48 164H50V165H48ZM53 166H52V165ZM100 164H101V166H100ZM106 164V165H105ZM144 164V163H143ZM166 164L168 165V166H166ZM199 164H202V165H199ZM211 164V165H210ZM217 164V165H216ZM219 164H221V166L219 165ZM224 164V165H223ZM259 164H260V166H259ZM8 165V166H9ZM16 165V166H17ZM61 165V166H60ZM81 165V166H80ZM88 165V166H87ZM99 165V166H98ZM190 165H193V166H190ZM196 165V166H195ZM209 165V166H208ZM214 165H216L215 167H214ZM227 165V167L228 166H230L229 168H228V170H226L227 169V167L226 168H224V166H226ZM238 166H240V164H237ZM248 165V166H247ZM16 166H15V169H17L16 168ZM51 166V167H50ZM68 166V167H67ZM84 166H87L88 167V169H86ZM90 166H94L93 167V169L94 170H96L97 171V173L96 174H94L93 175V173L92 174H90L89 173V175H90V179L92 180H94L95 179V177L94 176H96V175H98V177L99 178H101L104 174L105 175H109V174H111V173H113V174H115V176L116 177H119V178H116L115 176H111V175H109V176H107L109 179H107V177L106 178H104V177H102L101 179H99L98 181H104V180H106L105 181V186H104V183L103 184H101V182H97V179H98V177H96V179L94 180V182L92 181H90V179H88V177H89V175H88V177L86 176L87 174H88V172L92 169ZM110 166V168H108ZM195 166V167H194ZM197 166H199V167H197ZM6 168H7V166H5ZM37 169H36V168ZM45 167V168H44ZM51 169H50V168ZM74 167V168H73ZM82 167V168H81ZM97 167V168H96ZM99 167V168H98ZM107 167V168H106ZM166 167V168H165ZM182 167V168H181ZM184 167H185V169H184ZM220 167V168H219ZM251 167V166H250ZM252 167V168H253ZM28 168V167H27ZM54 168V169H53ZM85 168V169H84ZM91 168V169H90ZM102 168H105V169H103L104 171H102ZM111 168H113L112 169V171H111ZM116 168V169H115ZM118 168H120L121 170H122V172H121V170L119 171V170H117ZM141 168H143V169H141ZM173 168H171V169H173ZM191 168V169H190ZM221 168H224V172L223 171H221V170H219L218 171V169H221ZM257 168V167H256ZM263 168V167H262ZM5 169V168H4ZM26 170L27 172L29 171L30 172V174L33 176H31V175H29L26 171H24V170ZM36 169V170H35ZM38 169H40V173L41 174H39V173H37V170ZM50 169V170H49ZM90 169V170H89ZM92 169V170H93ZM129 169V170H128ZM154 169V170H155ZM208 169V170H207ZM41 170H43V171H41ZM68 170V171H67ZM86 170H88V172H85ZM91 170V171H92ZM94 170L92 171V172H94ZM108 170H109V172H108ZM114 170H116V171H114ZM152 170V171H151ZM173 170V171H174ZM185 170V172L186 173H183V171ZM195 170V172H193ZM212 170V174H210V175H208L209 174V172ZM213 170H214V172H213ZM223 170V169H222ZM233 173V175H229V177L228 176H226V173L227 174H229L230 173V171ZM237 170V171H236ZM245 170V169H244ZM34 171H36V173L39 175H37L36 173L34 174ZM39 171V170H38ZM45 171V172H44ZM53 171V172H52ZM90 171V172H91ZM98 171H101L100 173H102V174H100ZM114 171V172H113ZM118 171H119V174L121 175H123L125 172V176L123 175V177L124 178H122V177H120V175L118 174ZM124 171V172H123ZM154 173V174H151V175H149L150 176V178L152 179V180H150V182L152 183H150V182H146L145 180H144V178H148V176H147V174L149 173ZM218 171V172H217ZM221 171V173H219ZM228 171V172H227ZM239 171V172H238ZM2 172V173H3ZM67 172V173H66ZM84 172L85 173H87L86 175L84 174ZM106 172V173H105ZM107 172H108V174H107ZM121 172V173H120ZM132 172V173H131ZM144 172H147V174L146 173H144ZM216 172V173H215ZM246 172V171H245ZM1 173V171H0V175L2 174ZM44 173V174H43ZM117 173V174H116ZM141 173V174H140ZM159 173H160V171H159ZM171 175H170V174ZM202 174L203 175V179H204V181H200V178H201V174H200V176L199 175H197V177L195 176L196 174ZM215 173V174H214ZM219 173V174H218ZM223 173V174H222ZM231 173V174H232ZM235 173V174H234ZM9 174V173H8ZM9 174V175H10ZM133 174V175H132ZM167 174V175H166ZM170 176H169V175ZM204 174H205V177L207 176V178H209L208 179V182L205 180L206 178L204 177ZM221 174V175H220ZM9 175H7V176H9ZM37 175V176H36ZM71 175V176H70ZM75 175V176H74ZM87 177L86 179L87 180H89L90 182H88L86 179H85V176ZM93 175V176H92ZM121 175V176H122ZM145 175V176H144ZM177 175L179 176V177H177ZM186 175V176H185ZM188 175H190V176H188ZM11 176V175H10ZM9 176V177H10ZM130 176H132V177H135L136 179H138V181L136 180L135 182H134V179L135 178H132V177H130ZM160 176V177H159ZM164 176H166L165 178H164ZM168 176V177H167ZM193 176H194V178H193ZM198 176H199V178H198ZM222 176H226L227 178H224V177H222ZM8 177V178H9ZM32 177V178H31ZM38 177V178H37ZM41 177H42V180H41ZM68 177V178H67ZM76 178V179H74V180H72L71 179V181H72V183H71V181L69 180L68 181V179L69 178ZM115 178L116 180L118 179V181H114V180H112V179H110V178ZM172 177V178H171ZM177 177V178H176ZM188 177V178H187ZM195 177L196 178H198V179H195ZM219 177V178H218ZM223 178L222 179V181L224 180V179H227V180H229L228 178H234L235 180H231L234 184V186H235V188H234V186H232V183H231V181H230V183H231V188H233V189H231L230 187V189L228 188V184H224V182L226 183V181L224 180L223 181V183H222V181H220L219 179L220 178ZM2 178V179H1ZM12 178V177H11ZM11 178H9V180L11 179ZM14 178H12L14 181L16 180V179H14ZM23 178V179H24ZM27 178V179H26ZM66 178V179H65ZM171 178V179H170ZM175 179V182L174 181H172V180H174ZM178 178H180V179H178ZM217 178H218V180H217ZM11 179V180H12ZM32 179V180H31ZM51 181H50V180ZM54 179V180H53ZM79 179H81V182H82V185H81V182H80V180ZM85 179V180H84ZM119 179H120V181H119ZM121 179H123L124 181H126L127 180V183H128V180H129V182L131 181V180H133V182L132 183H134V187L135 186H137L138 187V189L136 190V189H132V186H130V188L131 189H129V188H126V187H122L121 185H122V183H121ZM149 179V178H148ZM176 179H178V180H176ZM188 179V180H187ZM191 179V180H190ZM195 179V180H194ZM202 179V178H201ZM214 179V180H213ZM6 180H7V177H6ZM16 180V181H17ZM27 180V181H26ZM30 180H31V182H30ZM33 180H35V181H33ZM49 180V181H48ZM65 180V181H64ZM123 180H122V182H123ZM156 180V181H157ZM181 180H182V184H181ZM186 180H187V182H186ZM190 180V181H189ZM197 180L199 181V182H201V183H199V185L200 184H203L204 183V185H200L202 188L200 189L199 187L200 186H197L199 189H196L195 190V187L196 186H194V185H192L191 184V182L192 181H196L197 182ZM16 181H15V183H16ZM26 181V182H25ZM39 181V182H38ZM66 183V184H64V182ZM75 181V182H74ZM77 181V182H76ZM88 182V184H87V182ZM95 181H96V185L97 186H94V184H95ZM111 182V181H113L114 182V184H115V182H119V184H121V185H113V182H111V184H108L109 182ZM155 181V183L156 184H158L157 182ZM167 182V184H166V182ZM170 181H172L171 183H170ZM218 181V182H217ZM235 181V182H234ZM34 182H35V184H34ZM47 182V183H46ZM52 182V183H51ZM70 182V183H69ZM84 182H86V183H84ZM175 183V186L178 184V183H180L179 185H178V187H177V190H178V194L176 195V193L177 192H175L174 193V191H177L175 188H173V185H174V183ZM177 182V183H176ZM195 182V183H196ZM205 182H206V184H208V186L206 185L205 186ZM221 183L222 185L224 184V185H227L226 187L228 188V191H230V193H228V195L226 194L225 195V193H223V186L221 187V189H220V185L218 184V183ZM27 183V184H26ZM31 183V184H30ZM76 183H77V185H76ZM80 183V184H79ZM94 183V184H93ZM123 183H125V182H123ZM131 183V184H132ZM198 183V182H197ZM196 183V184H197ZM209 183L210 184H212L210 187H209ZM214 183V184H213ZM9 184H14V182L12 183V182H10L9 181ZM68 184V187H66V185ZM73 184L75 185V188H74V186H73ZM85 184H87L88 185V187H92V189H90V191L88 190V188H87V186L85 185ZM107 184V185H106ZM126 184V183H125ZM124 184V185H125ZM129 184L130 183H128V184H126V186H129ZM130 184V185H131ZM184 184H185V186L187 185V184H191L192 186H194V189H189L190 187H192L191 185L189 186V185H187V186H189V188H186V190L188 191L186 194H184V192H186L185 191V186H184ZM16 185H17V183H16ZM55 185V186H54ZM62 185H65V186H62ZM70 185V186H69ZM81 185V186H80ZM83 185H85V186H83ZM91 185H93V186H91ZM99 185H100V187H99ZM103 185V186H102ZM133 185V184H132ZM181 185H183L184 186V188H182L181 187ZM198 185V184H197ZM167 186V187H166ZM174 186V187H175ZM181 187V189H182V191L183 192H180L181 190H179L180 189V187ZM205 186V187H204ZM230 186V185H229ZM25 189V191L26 190H29L30 191V193H29V191H27L26 193L28 194V195H26V193H24V191H22V190H24L23 188ZM66 187V188H65ZM79 189L80 187H82V188H80V190H77V188ZM86 187V188H85ZM133 187V188H134ZM164 187V188H163ZM171 187V188H170ZM196 187V188H197ZM226 187H224V189L226 188ZM69 188V189H68ZM73 188V189H72ZM85 188V189H84ZM193 188V187H192ZM237 188V189H236ZM21 189V190H20ZM68 189V190H67ZM117 189H119V190H117ZM140 189V190H139ZM173 190V189H175L174 191H171V190ZM184 189V190H183ZM235 189V190H234ZM13 190V191H12ZM19 190V191H18ZM42 190V191H41ZM121 190V191H120ZM125 190V191H124ZM145 190H147L146 192L147 193H145ZM223 190V191H222ZM21 191V192H20ZM85 191V192H84ZM87 191H89L88 193H86ZM220 191H222V193L220 192ZM226 191V190H225ZM224 191V192H225ZM227 191V192H228ZM236 191V192H235ZM16 194H15V193ZM43 192V193H42ZM53 192V193H52ZM90 192H92V193H90ZM122 192V193H121ZM127 192V193H126ZM143 192H144V194H143ZM149 192V193H148ZM155 192V193H154ZM198 192H202V193H198ZM226 192V193H227ZM249 192V193H248ZM32 193H34V194H32ZM41 195H40V194ZM91 194V195H93V197L95 198H93L91 195L88 197V194ZM130 194V196H128L129 194ZM151 193H153V194H151ZM172 193V194H171ZM179 193H181L180 195H179ZM206 193V194H205ZM231 193H234V194H231ZM244 193V192H243ZM15 194V195H14ZM87 194V195H86ZM122 194V195H121ZM169 194H171V195H169ZM199 194V195H198ZM201 194H203L204 196H203V198H204V200H203V198H202V195ZM246 194V193H245ZM37 195V196H36ZM144 197H143V196ZM180 197H179V196ZM183 195V196H182ZM188 195V196H187ZM193 195H194V197H193ZM201 195V196H200ZM234 195V196H233ZM237 195H240V197H237ZM119 196V197H118ZM135 197V199H134V197ZM172 196V197H171ZM182 196V197H181ZM187 198H186V197ZM200 196V197H199ZM229 197V198H227V197ZM256 196V195H255ZM36 197V199H34ZM86 197V198H85ZM90 197H92L93 199H94V201L95 202H93V200H91L92 198H90ZM149 198L150 199V197H151V199L153 200L154 198V200H153V203H151V204H145V206H142V207H140L141 205H143L144 204V202H145V200H146V198ZM188 197H189V199L190 200H188ZM193 197V198H192ZM225 199V201L223 200V198ZM237 197V198H236ZM257 197V196H256ZM30 198V199H29ZM32 198V199H31ZM81 198V199H80ZM82 198H84V199H82ZM88 198H89V200H88ZM121 198V199H120ZM123 198V199H122ZM128 198H131L132 200V202H130L129 203V201L127 202V199ZM156 198H157V200H156ZM170 198H171V200H170ZM177 198H179L180 200L182 199V201H180V200H178ZM186 198V199H185ZM198 198H200L199 200H197ZM205 198L207 199H209V200H206L205 201ZM213 198H217V200L215 201ZM220 200H219V199ZM222 198V199H221ZM233 198H235V199H233ZM253 199V200H249L248 201V199ZM15 199V200H14ZM39 201H38V200ZM133 199H134V201H139L138 203L140 204V206H139V204L137 203V202H135V203H137L135 206H132L133 204H135L134 202H133ZM169 199V200H168ZM212 199V200H211ZM230 201H229V200ZM239 199H241L240 201H239ZM25 200H27V202H28V204H27V202L25 201ZM29 200V201H28ZM36 200V201H35ZM82 202H81V201ZM121 200V201H120ZM122 200H124L123 202H127L126 204L125 203H123L122 202ZM184 200V201H183ZM195 200V201H194ZM218 200H219V203H217L218 202ZM222 200L224 201L223 203H221L222 202ZM242 200H246V201H242ZM8 203H7V202ZM12 201V203H9V202H11ZM89 203H88V202ZM165 201H167V203L165 202ZM175 201H177V202H175ZM201 201H202V203H201ZM204 201V202H203ZM212 201V202H211ZM221 201V202H220ZM232 201V202H231ZM237 201V202H236ZM29 202H31L32 204H30ZM36 202V203H35ZM85 202H87V203H85ZM159 202V203H158ZM205 202H206V204H205ZM228 203V205H227V203ZM236 202V203H235ZM242 202V203H241ZM243 202H244V204H246V205H244L243 204ZM245 202H247V203H245ZM249 202V203H248ZM35 203V204H34ZM130 205H129V204ZM142 203V204H141ZM167 205H166V204ZM184 203L186 204V206L184 205ZM198 203V204H197ZM209 203V205H212V208H214L213 210H212V208H211V206H209V205H207ZM221 203V205H222V207H219V205L218 204H220ZM224 203H226L225 205L227 206V208H226V206H224L223 207V205H224ZM239 203H241V204H239ZM30 204V205H29ZM34 204V205H33ZM132 204V205H131ZM170 204V205H169ZM188 204V205H187ZM190 204H191V206H190ZM217 204V205H216ZM237 204H239L238 206H237ZM256 204V205H255ZM177 205V206H176ZM179 205V206H178ZM215 205V206H214ZM231 205V206H230ZM233 205H235V207L233 206ZM253 205V206H252ZM9 206H10V208H9ZM181 206V207H180ZM205 206H207L208 207V209L210 208L211 210H208L207 209V207L205 208ZM218 206V207H217ZM243 206H244V209H246V207H247V210L246 211H244L243 210ZM257 206V207H256ZM6 207V208H5ZM134 207H135V209H134ZM138 207V208H137ZM187 207H188V209H187ZM239 207V208H238ZM242 207V208H241ZM249 207H250V209H249ZM260 207V208H259ZM2 208V209H1ZM5 208V209H4ZM225 210H224V209ZM237 208V209H236ZM253 208H254V210H253ZM7 209V210H6ZM12 209L14 210V211H12ZM191 209H193L192 210V212H191ZM203 209V210H202ZM207 209V210H206ZM227 209V210H226ZM230 209V210H229ZM255 209H257V210H259V211H261V212H258L257 210L255 211ZM4 210L6 211V212H4ZM8 210H9V212H8ZM11 210V211H10ZM137 210V211H136ZM159 210V211H158ZM183 210V211H182ZM185 210H187V212L185 211ZM188 210H190V211H188ZM206 210V211H205ZM219 210V211H218ZM223 210V211H222ZM235 210V211H234ZM236 210H237V212H236ZM65 211H66V213H65ZM136 211V212H135ZM145 211V212H144ZM194 211V212H193ZM218 211V212H217ZM227 211H228V213H227ZM254 211V212H253ZM11 212H13L12 214H10ZM15 212L18 214V216H16L17 214H15ZM106 212V213H105ZM177 212V213H176ZM208 212V213H207ZM213 212V213H212ZM251 212H252V215H251ZM24 213V214H23ZM163 213V214H162ZM180 213V214H179ZM237 213V214H236ZM240 213H242V214H240ZM244 213V214H243ZM249 213H250V215H249ZM258 214V216H257V214ZM261 213H263V215L261 214ZM6 214V215H5ZM76 214V215H75ZM187 214H189V215H187ZM191 214V215H190ZM253 214H254V216H253ZM256 214V215H255ZM10 215V216H9ZM14 215V216H13ZM91 215V216H90ZM103 215H104V218H102L103 217ZM148 215H150V216H148ZM217 215V216H216ZM223 215H226V217L225 216H223ZM238 215V216H237ZM24 216V217H23ZM100 216V217H99ZM178 216H179V218H178ZM210 216V217H209ZM213 216V217H212ZM250 218H249V217ZM255 216L257 217V218H259L258 219V221H257V219L255 218ZM20 217V218H19ZM63 217V218H62ZM96 217V218H95ZM106 217V218H105ZM211 217H212V219H211ZM27 218V219H26ZM98 218V219H97ZM101 218V219H100ZM226 218V219H225ZM245 218H247L248 220H246ZM255 220H254V219ZM29 219H30V221H29ZM245 219V220H244ZM92 220V221H91ZM98 220H101V221H99L98 222ZM136 220V221H135ZM253 220V221H252ZM96 221V222H95ZM17 222V223H16ZM84 222V224H82L81 225V223H83ZM93 222V223H92ZM261 222V224H259ZM86 223V224H85ZM111 223V224H110ZM263 223V224H262ZM40 224V225H39ZM100 224H101V226H100ZM79 225H81V227L79 226ZM87 225V226H86ZM113 226V227H112ZM44 227V228H43ZM82 227H84V228H82ZM101 227V228H100ZM71 228V229H70ZM73 228V229H72ZM103 228V229H102ZM110 228V229H109ZM81 230V232H80V230ZM84 229V232L82 231ZM87 232H86V231ZM128 231V232H127ZM46 232V233H45ZM79 232V233H78ZM84 234H86V236L84 235ZM21 235V236H20ZM88 236V237H87ZM84 238V239H83ZM14 239H15V241H14ZM3 242H2V241ZM11 241V242H10ZM70 243V244H69ZM117 243V244H116ZM66 248V249H65ZM154 248H156V250H154ZM148 250V251H147ZM145 251H146V253H145ZM155 251V252H154ZM160 251V252H159ZM21 252V253H20ZM45 252V253H44ZM63 254V255H62ZM37 255V256H36ZM146 255V256H145ZM23 256V257H22ZM149 256V257H148ZM60 257V258H59ZM142 258V259H141ZM21 259V260H20ZM7 260V261H6ZM62 261V262H61ZM148 261V262H147ZM24 262V263H23Z\"/></svg>", "mask_w": 264, "mask_h": 264}, {"label": "bare ground", "instance_id": "bare-ground-1", "mask_svg": "<svg viewBox=\"0 0 264 264\" xmlns=\"http://www.w3.org/2000/svg\"><path fill=\"white\" fill-rule=\"evenodd\" d=\"M28 1H29V0H27L26 2H28ZM45 1H46V0H45ZM92 1H93V0H92ZM94 1H95V0H94ZM98 1L101 2V0H96V2H98ZM104 1H105V0H104ZM107 1H108V2H107ZM107 1H105L106 3L103 2L104 5H103L102 7H100V8H101L100 12H99V9H98V8H99L98 5H100V4H102V3H99V2H98V4L96 3V4H97V9H96V10L99 12L98 15H101V16L96 15V14H97V13H96L97 11H96V10L93 11V10L91 9L92 12H93V15H91V14L88 15L86 19H88L89 16H91V17H95L94 15H96V18L94 19V20H96V22L93 20L92 25H94V23H97V24H98V20H99L100 17L102 18V20H104L103 17H105L106 21L104 22V25H105L106 22L108 23V22H109V21H108V20H109V19H108V16H109V15L107 16L106 14L111 10V6H112V7L115 6L114 4H116V5H120V4H118V2H121V3H124V6H125V4H129V3H132V2H133L132 0H111V1H110V0H107ZM131 1H132V2H131ZM137 1L139 2V0H136V2H137ZM150 1L154 4V1H152V0H150ZM150 1H149V2H150ZM171 1H172V0H171ZM173 1H174V0H173ZM173 1H172L171 4H173ZM232 1H233V0H230L231 3H232ZM235 1H236V0H234L233 2H235ZM237 1H238V0H237ZM243 1H244V2H243ZM246 1H247V0H242L241 2H242V4L244 3L245 6H246V5H247V6H250V5L246 4V3H250V4H251L250 0H248V2H246ZM256 1H257V0H256ZM30 2H31L30 4H28V3H29V2H28V3H27L28 5H27V4H25V5H27L28 7H29V5H30L29 8H31V10L28 9L27 6H25V8H23V9H28V11H29V10H30V11H35L34 9L36 8V10H39L40 6H38V9H37V6L35 5L36 3L38 4V2L33 1V2H36V3H34V6H33L32 1H30ZM48 2H51V1L49 0ZM54 2H56V0H54ZM57 2H58V1H57ZM57 2H56V4H57ZM127 2H128V3H127ZM143 2H144V1H143ZM158 2H159V4H161V3H160V0H159ZM223 2H225V1H223ZM226 2H227V1H226ZM226 2H225V5H226ZM241 2H240V3H241ZM254 2H255V0L252 1V3H254ZM259 2H260V0H258V1L256 2V4L254 3V4H255L254 6L251 4V7L253 6V8H251V7L248 8V9H250V11H251V12L249 11V13H252V14H253V12H255L257 9H259V8H257V7H260V6L262 5L261 3H262V2L264 3V0H261L260 3H259ZM39 3H40V1H39ZM41 3H42V2H41ZM68 3H69V2H68ZM134 3H135V0H134ZM146 3H147V1H146ZM152 3H150V4H152ZM156 3H157V2H156ZM156 3H155V5H157ZM166 3H167V1H166ZM166 3H165V4H166ZM168 3H169V2H168ZM168 3H167V4H168ZM182 3H183V2H182ZM236 3H237V2H236ZM240 3H239V5H241ZM258 3H259V4H258ZM49 4H50V3H49ZM143 4H144V3L140 4L139 6L141 7V5H143ZM148 4H149V3H147V8L144 7V5H143L144 8L142 7V9H141V8H138V7H137V8L140 9V11H141L142 13H144L145 10H148V9L152 11V8L154 9L155 6L152 4L153 7H151V9H150V8H148V7H150V6H152V5H150V4L148 5ZM167 4H166V5H167ZM198 4H199V3H198ZM221 4H222V1H221ZM257 4H258V6H257ZM39 5H41V4H39ZM43 5H44V3H42V5H41L42 7H41V8H43ZM46 5H47V4H46ZM134 5H135V4H134ZM137 5H138V4H137ZM168 5H169V4H168ZM185 5H186V4H185ZM223 5H224V3H223ZM225 5L222 6L221 9L224 8ZM229 5H230V4H228V5H226V6L228 7ZM234 5H235V3H234ZM234 5H233V6L230 5V7L232 6L233 9H235V8H234ZM244 5H243V7H241L242 5L239 6V7L245 9L247 6L244 8ZM31 6L34 7L33 10H32V7H31ZM35 6H36V7H35ZM56 6H57V5H56ZM100 6H101V5H100ZM122 6H123V4H122ZM122 6H120V8H121ZM124 6H123V7H124ZM128 6L130 7V4H129ZM131 6H132V4H131ZM158 6H159V5H158ZM169 6H171V5H169ZM175 6H176V4L173 6V8H174ZM197 6H198V5H197ZM45 7H46V6H45ZM50 7H51V6H50ZM95 7H96V6H95ZM103 7H104V8H103ZM176 7L179 8L178 6H176ZM188 7H189V6H188ZM232 7H231V8H232ZM236 7H237V6H236ZM254 7H255V8H254ZM263 7H264V4H263ZM115 8H116V6H115ZM124 8H125V7H124ZM124 8L119 9V11H124V10H126V8H125V9H124ZM131 8H132V11L129 9V10H130V13L133 12V8H134V7H131ZM145 8H146V9H145ZM219 8H220V7H219ZM225 8H226V7H225ZM225 8H224V9H225ZM237 8H238V7H237ZM237 8H236V9H237ZM256 8H257V9H256ZM260 8H262V7H260ZM112 9H113V8H112ZM117 9H118V7H117ZM138 9L135 8L134 11H136V10H138ZM143 9H145L144 12H143ZM187 9H188V8H187ZM194 9H195V8H194ZM207 9H208V8H207ZM248 9H246V10H248ZM251 9H254V10H251ZM262 9H263V11H264V8H262ZM55 10H56V9H55ZM181 10H182V8H181ZM192 10H193V9H192ZM229 10H230V9H228L227 11H229ZM231 10H232V9H231ZM46 11H47V10H46ZM119 11H118V12H119ZM140 11H138V12H140ZM151 11H149V12L147 11L148 13H147V12H145V13H146V15H149V14L152 13L153 16L150 15L152 18L148 16L147 18H146V17H143V19H142V18L140 17V18L143 20V21L141 20L142 23L140 22L139 19H138L139 22L136 21V18H135V19H134L135 22H138L139 24H137V23H132V26H131L130 23H131L132 20H131V21L128 20V21H130V23H128V24H130V26H131V27H130L131 29L129 28V29L131 30V32H132V30L135 29L134 27H136L137 25H141V24H143V23H144V24L147 23L146 25L149 24V25H148V27H149V26H152V25H150L151 22H155L157 19H159L158 17H157V19H155V18H156V15H154V14H153L154 12H151ZM193 11L195 12V10H193ZM223 11H226V10H223ZM223 11H222V12H221V11H218V14H219V15H220L221 13L223 14V13H224ZM232 11H234V10H232ZM257 11L260 13V9L257 10ZM261 11H262V10H261ZM263 11H262V12H263ZM24 12H25V11H24ZM24 12H23V13H24ZM43 12H44V11H43ZM110 12H114L115 15L118 13V12L115 13V11H113V10L110 11ZM110 12H109V13H110ZM126 12L128 13L129 11H125L124 13H126ZM138 12H137V14H138V15L140 14V16H141L142 14H141V13H138ZM179 12H180V11H179ZM219 12H220V13H219ZM25 13H26V12H25ZM56 13H58V12H56ZM75 13H76V11H75ZM94 13H96V14H94ZM101 13H102V14H101ZM109 13H108V14H109ZM130 13H129V14H130ZM133 13H134V12H133ZM158 13H159V12H158ZM204 13H205V11H204ZM209 13H210V12H209ZM225 13H226V15H228V14L230 13L228 16L231 17V11H230V12H225ZM234 13H235V11H234ZM247 13H248V12H247ZM256 13H257V12H256ZM20 14H21V13H20ZM53 14H54V13H53ZM58 14H59V13H58ZM73 14H74V13H73ZM103 14L106 15L107 17L104 16ZM110 14H111V18H113V16H115V15H112L113 13H110ZM129 14H128V17H129V19H130V16H131L132 14H131V15H129ZM134 14H135V13H134ZM174 14H175V13H174ZM207 14H208V13H207ZM218 14H217V15H218ZM260 14H261V13H260ZM260 14H259V15H260ZM25 15H26V14H25ZM25 15H24V16H25ZM31 15H32V14H30V16H31ZM102 15H103V16H102ZM119 15H120V18H121V15H123V14H122V13H121V14H117L116 17H118ZM164 15H165V14H164ZM172 15H173V14H172ZM175 15H177V14H175ZM224 15H225V14H224ZM224 15H220V16H221V17H224ZM226 15H225V17H226ZM234 15H235V14H234ZM254 15H255V14H254ZM257 15H258V14H257ZM19 16H20V15H19ZM27 16H28V15H27ZM41 16H42V15H41ZM41 16L39 15V16L36 17V15H35L34 20H35V21L38 20V17H41ZM58 16H59V15H58ZM80 16L83 17L82 15L79 14V17H80ZM124 16H127V14H126V15L124 14L122 17H124ZM136 16H137V15L135 14L134 17H136ZM143 16H145V15L143 14ZM154 16H155V18H154ZM183 16H186V15H183ZM192 16H193V14H192V15L190 14L189 19H188V18H187V19L192 21V19H191ZM207 16H208V15H207ZM249 16H251V15H249ZM21 17H22V16H21ZM21 17H20V19H23V17H22V18H21ZM32 17H33V15L31 16V19H32ZM45 17H46V16H45ZM52 17H54V16H52ZM85 17H86V15H85ZM116 17H114V18H116ZM160 17H161V16H160ZM176 17H178V16H176ZM194 17H195V16H193L192 18L194 19ZM233 17H234V16H233ZM2 18H3V17H2ZM24 18H26V17H24ZM29 18H30V17H29ZM36 18H37V19H36ZM47 18H48V17H47ZM55 18H56V14H55L54 19H55ZM97 18H98V19H97ZM109 18H110V16H109ZM114 18H113L112 20H113V22L115 23V21H116L117 19L115 20ZM126 18H127V17H126ZM131 18H132V17H131ZM144 18H145V20H147V22H144V21H145ZM153 18L155 19L154 21H153ZM162 18H163V17H162ZM172 18H174V17H172ZM183 18H184V17H183ZM226 18H228V17H226ZM226 18H221V19L224 21ZM235 18H238V17H235ZM263 18H264V17H263ZM50 19H51V18H50ZM56 19H57V18H56ZM76 19H77V18H76ZM80 19H81V18H80ZM80 19H79V21H78V23L80 22L79 24H82V22L85 23V24H86V23H89V20H86V19H85V22H84V20L82 21V20H80ZM83 19H84V18H83ZM148 19H149V20H148ZM150 19H152V20H150ZM175 19H178V18H175ZM187 19H183L184 22H185V20L188 21ZM199 19H200V18H199ZM202 19H203V18H202ZM209 19H210V17H209ZM209 19H208V20H209ZM217 19H218V18H217ZM219 19H220V18H219ZM27 20H28V19H27ZM34 20H33V21H34ZM39 20H40V19H39ZM39 20H38V23H37V21H36V23H35V24H37L36 27L38 26V24H41L40 27H42V25H44V23H42L43 20H44V22L47 23L48 25L50 24V23H48L49 21H48V22L45 21L46 18H45V19L42 18V20H41L42 22L40 21V23H39ZM112 20H111V22H112ZM123 20H127V19H125V18H121V20H120L119 17H118V21H116V22H118V23H116V24H119V21H123ZM181 20H182V19H181ZM183 20H182V21H183ZM195 20H196V19H195ZM208 20H207V22H208ZM227 20L230 21V19H227ZM227 20H226V22H227ZM231 20H233V19H231ZM260 20H261V19H260ZM262 20H263V19H262ZM25 21H26V20H25ZM52 21H53V19H52ZM58 21L60 22L59 24L63 27L64 24L61 23L63 20L61 21V18H60V20L57 19L56 22L58 23ZM69 21H70V20H69ZM81 21H82V22H81ZM148 21H151V22H148ZM164 21H165V19H164ZM164 21L162 22V20L159 19V21H156L154 24L151 23V24H153L154 26H152V28H151V27H149V28H151V31L153 32V29H154L153 27H156V31H155V30H154V31H155L157 34H156L155 32H154V34L158 35L159 33H161V31H159L160 29H158L159 27H160V28L165 27L164 25L167 24V21H168L167 26H169L170 23H172V22H169V21H172L171 18H170V20H169V17L166 18V22H164ZM182 21H181V24L184 23V22H182ZM193 21H194V20H193ZM197 21H198V20H197ZM217 21H218V20H217ZM50 22H51V20H50ZM53 22H54V21H53ZM53 22H51L50 25H52ZM99 22H101V21H99ZM126 22H127V21H126ZM133 22H134V21H133ZM157 22H158V23H157ZM161 22H162L163 25L161 24ZM203 22H204V21H203ZM205 22H206V20H205ZM224 22H225V21H224ZM224 22H223V23H224ZM226 22H225V23H226ZM230 22L232 23V21H230ZM234 22L236 23V21H233V26L235 25ZM12 23H13V22H12ZM54 23H55V22H54ZM57 23H56V24H57ZM72 23H73V22H72ZM76 23H77V22H76ZM78 23H77V24H78ZM107 23H106V25H107ZM123 23H124V21H123ZM156 23H157V24H156ZM159 23H160V24H159ZM174 23H177V22L174 20ZM187 23H188V22H187ZM189 23H190V21H189ZM219 23H220V22H219ZM231 23H230V24H231ZM261 23H262V22H261ZM56 24H55V25H56ZM79 24H78V25H79ZM97 24H95V26H97L96 28H95V26H90V24H86V25H89V26H90V30H92V28L94 27V28H95V33H96V34H97V32L99 31V32H98V33H99L98 36H100L101 39H102V36L105 37V35H106V38H107L108 34H111V35L113 34V35H112L113 37H115V36L117 35L116 37H118V39H116V40H115V38L113 39V38L111 37V35H109V38L111 37L113 40H112L111 38H110L109 40H107L108 38L105 39V38L103 37V40L105 39V40L107 41V43L105 42V40H104V41L102 40V42L105 43L106 45L108 44L109 47H110V45H116L115 43H116V42H119V41L122 40V39H123V41H125L124 38H122V35L124 34V33H122V30H123V27H124V26H125V27L127 26L126 24H125V25L123 24V25H124L123 27L121 26V27H122V30H121V28L119 27V28H118V30L120 29L119 31H116L117 27H115V24H114V26H113V27H115V28H114V31H115V32H114V31H113V28L111 29V28L108 27V26H109V23H108L107 27L104 26L102 23H100V26L103 25V26L105 27V29H102V30H103V33H106L105 30L107 31V33H106L105 35H103V33L100 35V32H102V31H101V30H97L98 25H99V24H98V25H97ZM120 24H121V22H120ZM133 24H137V25L133 26ZM144 24H143V25H144ZM155 24H156V26H155ZM226 24H229V22L226 23ZM27 25H28V24H27ZM29 25H31V24L29 23ZM55 25H54V26H55ZM57 25H58V24H57ZM73 25H74V24H73ZM73 25H72V26H71V25H68V26L65 25V26H67L68 29H71V30H73V28H75V26L78 27L76 24L74 25V27H73ZM121 25H122V24H121ZM157 25H160V26L157 27ZM190 25H193V24L191 23ZM194 25H195V24H194ZM224 25H225V24H224ZM237 25H238V24H237ZM34 26H35V25H34ZM44 26H45V25H44ZM44 26H43V27H44ZM54 26H53V28H57V26H55V27H54ZM65 26H64V27H65ZM69 26H70V27H73V28H69ZM100 26H99V27H100ZM103 26H101V27H103ZM161 26H162V27H161ZM177 26H178V25H177ZM207 26H208V24H207ZM220 26H221V24H220ZM262 26H263V24H262ZM262 26H261V27H262ZM8 27H10V26H8ZM38 27H39V26H38ZM46 27H47V26H46ZM50 27H51V26H50ZM50 27H49V28H50ZM79 27H80V25H79ZM79 27H78V28H79ZM82 27H83V26H82ZM125 27H124V28H125ZM132 27H133L134 29H132ZM140 27H141V26H140ZM148 27H146V28H148ZM171 27H172V25H170V28H171ZM193 27H194V26H193ZM228 27H229V26H228ZM236 27H237V26H235V27L233 28V27L230 25V28L234 29V30L230 29V32L235 31V30L237 29ZM239 27H240V26H239ZM258 27H260L259 24H258ZM31 28H32V27H31ZM47 28H48V27H47ZM88 28H89V27H88ZM108 28L111 29L112 31L109 30ZM127 28H128V26H127ZM127 28H126V29H127ZM141 28H142V27H141ZM170 28L167 27L166 31H169ZM197 28H198V27H197ZM206 28H211V27L208 26V27H206ZM206 28H205V29H206ZM221 28H222V27H221ZM241 28H242V27H241ZM32 29H33V28H32ZM32 29H31V30H32ZM36 29H37V28H36ZM42 29H43V28H42ZM50 29H51V31L54 30V32H53V31H52V32H53L54 34H56V33H55V30H56V29H52V28H50ZM50 29H49L48 31H50ZM60 29H61V28H60V26H59V27H58V30L60 31ZM81 29H82V28H81ZM142 29H144V28H142ZM226 29H227V28H226ZM96 30H97V31H96ZM127 30H128V29H127ZM130 30H129V33H130ZM137 30H140V29H136L135 31H137ZM148 30L150 31V29H148ZM148 30H147V31H148ZM220 30H221V29H220ZM241 30H242V29H241ZM260 30H262V28H261ZM27 31H28V30H27ZM51 31H50V32H51ZM59 31H57V32H59ZM61 31H62V29H61ZM87 31H88V30H87ZM110 31H111L112 33H110ZM120 31H121V32H120ZM135 31H134V32H135ZM141 31H142V30H141ZM151 31H150L149 33L152 34ZM166 31H165V32H166ZM173 31H174V29H173ZM191 31H192V30H191ZM199 31H200V30H199ZM32 32H34V31H32ZM40 32H41V31H40ZM52 32H51V33H52ZM62 32H64V31H62ZM92 32H93V33H92ZM92 32H90V33H91V34H95L94 31H92ZM108 32H109V33H108ZM116 32H118V33H116ZM123 32H126V31H123ZM134 32H133V33H134ZM137 32H138V31H137ZM144 32L146 33L145 30H144ZM165 32H162V33L164 34ZM177 32H178V31H177ZM206 32H207V29H206ZM206 32H204V33H206ZM221 32H222V31H221ZM239 32H240L239 30L235 32V34L237 33L236 37H237V36L240 37L239 39H241V38L243 37V38L241 39V40H242V44H243V42H245V44L242 45V44L240 43V44H241V45H240L239 42H238L237 44H239L240 47H239L238 45L235 46V47H237L238 50H239V48H242V46H244V45H248L249 43H251V42L253 41V40L249 39V40H251V42H249V40H248L249 43H247V42H246V41H247V39H246V34H245V39H246V40H243V39H244V35H243V36L241 35V33H242L243 31L240 32V35L238 34ZM260 32H261V31H257V34L259 33V36L262 35ZM53 33H52V34H53ZM120 33H122L121 36L118 35V34H120ZM129 33H127V35H128ZM135 33H136V32H135ZM140 33L142 34V32H140ZM140 33H139V36L141 35ZM188 33H189V32H188ZM192 33H193V32H192ZM198 33H199V32H198ZM232 33H233V32H232ZM243 33H245V31H244ZM262 33H263V32H262ZM30 34H31V33H30ZM59 34H61V33L59 32ZM59 34H57V35H59ZM86 34H87V33H86ZM88 34H89V32H88ZM91 34H89L88 36H91V37H92ZM154 34H153V35H154ZM163 34H162V36H161V34H159L161 37L158 36V38H159V37L162 38V37L164 36L163 38H165V40H166V37H165L166 34H165V35H163ZM173 34H174V33H173ZM199 34H200V33H199ZM201 34H202V33H201ZM263 34H264V33H263ZM42 35H43V34H42ZM66 35H67V34H66ZM84 35H85V34H84ZM129 35H130V34H129ZM135 35H137V34H135ZM156 35H155V38L152 39L153 41H154V40L156 41V38H157ZM175 35L180 36V35H178V34H175ZM181 35H182V34H181ZM187 35H188V34H187ZM190 35H191V34H190ZM204 35H205V34H204ZM211 35H212V34H211ZM26 36H27V34H26ZM30 36H31V35H30ZM53 36H54V35H53ZM77 36H78V35H77ZM82 36H83V35H82ZM82 36H81V38H83ZM93 36H94V37H93V41H91V40H92V38H91V40H89V41H91V42H88L87 44L92 43V42H94V44H91L89 47H88V45H87L86 43H84V41H85V40L87 41L88 39H84V40H82L83 43H84V46L86 45V46L88 47V49H90V50H86V49H84V48H87V47H84L83 44H82V45L79 44V45H80V49L83 47V49L85 50V51L82 50V51H83L82 53H84V52L86 53V56H85V57H84V54H85V53H84V54H81L80 49H79V51H78V50H77V51H78V53L80 52L81 55L78 54L77 52H76L77 54H76V53L73 54V55L79 56V57H78L79 60H81L82 58H83V59H82L81 61L85 60V58L89 55V52H88V51H91L92 56H94L93 54L98 55L102 50H103V51H106V50L108 49V48L105 49V48H106V47L104 46L105 44L103 45V43H101V41H100L101 39H98V38H97L98 36H97V37H95L96 35H93ZM123 36H124V35H123ZM183 36H184V35H183ZM196 36H197V35H196ZM196 36H195V38H196ZM199 36H200V35H199ZM201 36H202V35H201ZM234 36H235V35H234ZM241 36H242V37H241ZM27 37H29V36H27ZM27 37H26V38H27ZM34 37H35V36H34ZM85 37H87V35H86ZM119 37H121L122 39H121V38L119 39ZM140 37H141V36H140ZM175 37H176V36H175ZM238 37H237V38H238ZM260 37H261V36H260ZM260 37H259V38L257 37L258 40H257V38H256V39L254 38V42H252V43L256 44V47H254V48H250V50L252 49V52H253L252 54H253V55H254V52L256 53V51H258L257 46H259V48H260V47H263V46L257 45V42H256V41H258V43H259V42L261 43V41H259ZM263 37H264V35H263ZM26 38H25V39H26ZM43 38H44V39H43ZM87 38H89V37H87ZM134 38H135V36H134ZM137 38L139 39L138 42H140V38H139L138 36H137L135 39H133V40H136ZM144 38H145V36H144ZM144 38H143L142 40H144ZM176 38H179V37H176ZM176 38H175V39H176ZM191 38L195 39L193 36H191ZM200 38H201V37H200ZM200 38H198V39H200ZM212 38H213V37H212ZM214 38H216V37H214ZM223 38H225V37L223 36ZM227 38H228V37H227ZM46 39H47V37L43 35L41 40L44 41V44H46V43L48 42L45 46L48 45V46H50V47H51V45H53V44H55V43H56V45H57V42H58V40H59V39H58L57 41L55 40V39H57V36H56V38L53 39V41H52V39H51V42H54V41H55V43L51 44V42L48 41V40H46ZM64 39H65V38H64ZM138 39H137V40H138ZM183 39H184V38H183ZM193 39H191V40H193ZM198 39H197V40H198ZM210 39H211V38H210ZM261 39H262V42H263V44H264V41H263L264 38H261ZM261 39H260V40H261ZM27 40H28V39H27ZM29 40H30V39H29ZM45 40H46L47 42H46ZM79 40H80V38H79ZM98 40H99V41H98ZM110 40H112L114 43H113V44H112V43H108V42H110ZM114 40H115V41H114ZM137 40H136V42H137ZM184 40H185V39H184ZM195 40H196V39H195ZM226 40H227V39H226ZM230 40H231V39H230ZM34 41H36V40L34 39ZM112 41H111V42H112ZM127 41H128V42H127ZM127 41H125V42H127L126 44L123 42V45H127V44H129V42L131 41V39L129 40V38H128ZM147 41H148V40H146V42H147ZM149 41H151V40L149 39ZM155 41H154V42H155ZM178 41H180V39H179ZM208 41H209V40H208ZM212 41H215V42H216V40H212ZM223 41H224V40H223ZM32 42H33V41H32ZM45 42H46V43H45ZM61 42H62V41H61ZM71 42H72V41H71ZM96 42H97V43L99 42V43H101V44L99 45V43H98V45H99V46H98V45L96 44ZM142 42H143V41H142ZM144 42H145V41H144ZM144 42H143V43H144ZM151 42H152V41H151ZM151 42H150V44L153 45L154 42H153V43H151ZM156 42H157V41H156ZM161 42H162V41H161ZM230 42H231V41H230ZM2 43H3V41H2ZM25 43H27L26 40H25ZM25 43H24V44H25ZM34 43H35V42H34ZM49 43H50V45H49ZM79 43H82V42L80 41ZM120 43H122V42L120 41ZM120 43H118V44H120ZM130 43H132V42H130ZM133 43H135V41H133ZM148 43H149V42H148ZM158 43H159V41H158ZM162 43H163V42H162ZM166 43H167V42H166ZM191 43H192V42H191ZM206 43H207V42H206ZM206 43H205V44H206ZM221 43H222V42L218 43V44H220V45L217 44L216 47L213 46L212 50L214 49L215 51H214V50H213V51H210L209 54H211V52H212V55H213V53H216L217 49H218V50H219V49H220V50L224 49V50L222 51V52H223L222 54L225 53L224 55H226V54L228 53V54H227V55H229L228 58H230V56H231V57L234 56L235 59H236V57L238 58L239 55H238V56H235L236 54L234 55L235 52H234V50H233L232 48H230V50H229V48H228V50L231 51L230 54H229V51H227V50H226V52H224L225 49H227V47H231V46H232V42H231V43H228V42L226 41V43L223 42L222 45H221ZM29 44H30V43H29ZM29 44H28V45H29ZM42 44H43V42H41V46H42ZM95 44L98 46L99 49L102 47V48L100 49V51H98L99 49L96 48V53H94L95 50H93L94 47H96ZM118 44L116 45L117 47L119 46ZM135 44H136V43H135ZM137 44H138V43H137ZM137 44H136V45H137ZM145 44H146V43H145ZM150 44H149V45H150ZM164 44H165V42H164ZM167 44H168V43H167ZM167 44H166V45H167ZM176 44H177V43H176ZM209 44H210L211 46L213 45V43H212V44L209 43ZM229 44H230V46H227V45H229ZM254 44H253V45H254ZM261 44H262V43H261ZM263 44H262V45H263ZM21 45H22V44H21ZM35 45H36V44H35ZM79 45H77V46H79ZM94 45H95V46H94ZM121 45H122V44H121ZM123 45H122V46H123ZM133 45H134V44H133ZM133 45H131V46H133ZM166 45H165L164 47H163V45H162V46L160 45L161 48H160L159 45H158V47L156 46V49H155L154 51H156V50L158 51V50L160 49V50H163L164 53H165V52H166V49L169 48V45H168L167 47H166ZM202 45H203V44H202ZM234 45H235V44H234ZM234 45L232 46L233 48H234ZM250 45H252V44H250ZM29 46H30V45H29ZM81 46H82V47H81ZM91 46H93V47H91ZM100 46H101V47H100ZM122 46H121V47H122ZM127 46H128V45H127ZM127 46H125V50H124V47H123V48L120 47L121 50L123 49V50L121 51L122 53L118 52V51H120L119 48H116V49H115V47H114V48L111 47L112 49L109 48V50H108L107 52L110 51V53H111L112 51H114V52L116 53L115 55L112 54V56H109V58H110V60H111V63H112V61H113V63L116 64V61H117L118 59L123 60V57L125 56V55L122 56L123 53H124V52H125V53H126V52L128 53V50H129V49H127V48L130 47V46H128V47H127ZM138 46H139V45H138ZM141 46H142V45H141ZM207 46H209V45H207ZM211 46H210V49H211ZM0 47H1V46H0ZM74 47H75V46H74ZM90 47H91V48H90ZM107 47H108V46H107ZM133 47H134V46H133ZM145 47H146V46H145ZM162 47H163L164 49H163ZM172 47H173V46H172ZM200 47H201V46H200ZM203 47H204V46H203ZM203 47L201 48L202 50H203ZM238 47H239V48H238ZM244 47H246V46H244ZM24 48H26V46H24ZM41 48H42V49H43V48L45 49L44 45H43ZM46 48L48 49V47H46ZM51 48H52V47H51ZM78 48H79V47H78ZM78 48L75 47V49H78ZM92 48H93V49H92ZM131 48H132V47H131ZM157 48H158V49H157ZM184 48H185V47H184ZM191 48H192V47H191ZM246 48H247V47H246ZM255 48L257 49L256 51H254ZM2 49H3V48H2ZM44 49H43L42 52H44V51L46 50V49H45V50H44ZM49 49H50V48H49ZM49 49H48V50H49ZM61 49H63V48H61ZM64 49H65V48H64ZM64 49H63V50H64ZM66 49H67V48H66ZM66 49H65V50H66ZM117 49H119V50H117ZM126 49H127V50H126ZM136 49H137V47H136ZM143 49H144V48H143ZM169 49H170V48H169ZM189 49H190V48H189ZM199 49H200V48H198L197 50H198L199 52H201ZM206 49H207V48H205V50H206ZM208 49H209V47H208ZM210 49H209V50H210ZM234 49H235V48H234ZM237 49H236V50H237ZM19 50H20V49H19ZM28 50H29V49H28ZM57 50H58V48H57ZM57 50H56V51H57ZM65 50H64V51H65ZM111 50H112V51H111ZM116 50H117V52H116ZM140 50H142V48H141ZM140 50H139L138 52H140ZM145 50H146V48H145ZM160 50H159L158 52H160V53L162 54L163 51L161 52ZM167 50H168V49H167ZM171 50L174 51V52L172 51L171 53H175V51H177V50H175V49H170V51H171ZM178 50H179V49H178ZM182 50H183V47L180 48V53H181ZM186 50H187V49H186ZM186 50H185V53L187 52ZM191 50H192V49H191ZM191 50H189V51L191 52ZM209 50H208V52H209ZM232 50H233V51H232ZM236 50H235V51H236ZM245 50H246V49L242 48V51H241V50L239 51V52H240L239 54H240L241 56H243L244 58H245L244 54L246 55V53L241 54V52H243V51H245ZM260 50H261V52L263 53V51H264V47H263V50H262V49H260ZM260 50H259V51H260ZM33 51H34V50H33ZM35 51H36V50H35ZM35 51H34V52H35ZM46 51H47V50H46ZM51 51H52V49H51ZM56 51H55V52H56ZM69 51H70V48H69ZM86 51L88 52V54H87ZM97 51H98L99 53H98ZM123 51H124V52H123ZM189 51H188V52H189ZM203 51H204V50H203ZM203 51H202V52H203ZM2 52H3V51H2ZM14 52H15V50H14ZM31 52H32V51H31ZM62 52H63V51H62ZM143 52H144V51H143ZM190 52H189V54H190ZM199 52H197V53L199 54ZM202 52L200 53L201 56H202ZM206 52H207V50H206ZM218 52H219V51H218ZM232 52H234V53H232ZM248 52H249V51H248ZM37 53H38V52H37ZM44 53H45V52H44ZM47 53H49V51H47ZM58 53H61V52H58ZM65 53H66V52H65ZM91 53H90V54H91ZM112 53H113V52H112ZM125 53H124V54H125ZM132 53H133V51H132ZM144 53H145V52H144ZM146 53H147V52H146ZM160 53H159V54H160ZM164 53H163V54H164ZM168 53H169V51H168ZM185 53H184V51H183L181 54H185ZM204 53H205V52H204ZM219 53H220V52H219ZM249 53H251V52H249ZM42 54H43V53H42ZM52 54H53V51H52ZM129 54H130V55H129ZM129 54H127L126 57H128V55L131 56V53H129ZM147 54H148V53H147ZM153 54H154V53H153ZM163 54H162V55H163ZM165 54H166V53H165ZM175 54H178V51H177ZM175 54H174V55H175ZM191 54H192V53H191ZM193 54H194V53H193ZM193 54H192V56L196 55V53H195L194 55H193ZM198 54H197V55H198ZM207 54H208V53H207ZM232 54H233V55H232ZM252 54H251V55H252ZM256 54H257V53H256ZM260 54H261V53H260ZM2 55H3V54H2ZM2 55H0V56H2ZM34 55H35V54H34ZM36 55H37V54H36ZM44 55H45V54H44ZM101 55H102V52H101L100 56H97V57H100V59L102 58L101 60H102V61H105L104 63H106V61H107V65H108V63H109V62H108V61H109V58L105 57V56H108V55L104 54V56L102 55L103 57H102ZM136 55L138 56V54H136ZM150 55H151V53L149 54V56H150ZM169 55H170V54H169ZM169 55H167V56H165V57H168ZM204 55H205V58H206L207 55H206V54H203V56H204ZM212 55H211V56H212ZM215 55H216V54H215ZM220 55H221V54H220ZM220 55L218 54V58L220 59V61H221L222 57H223V58H226V57H227V55H226V57H224L223 55H222V56H220ZM18 56H19V54H18ZM29 56H30V55H29ZM29 56H28V57H29ZM70 56H71V55H69V57H68V59H70V61H71V58H74L73 60L77 62L78 59H75V57H72V56L70 57ZM80 56H81V57L83 56V57L81 58ZM89 56L91 57V55H89ZM89 56H88V58H86V60H87V62L90 61V62H88V63H90V64H88V66H86V68H87V67L89 68V65H91V61H92L93 63H95L96 65H98L97 63H99V62L101 61V60L99 59V62H97V58H94V57H92V58H94V61L92 60V58L89 60ZM132 56H133V55H132ZM137 56H136V57H137ZM149 56H148V58H146V59L143 58V59L146 60V61H143V63L145 62L144 64H146V65H147V63H149L150 65H151V64L154 65V64H153V61H155V62L157 61V59L154 60L155 57H157V55H155V56H154V55H153V56H150V57H151L150 59H149ZM170 56H171V55H170ZM170 56H169V58H170ZM172 56H173V55H172ZM187 56H188V58H191V61H190V60H189L190 62L187 61L188 58H187V60H186V56H184V57H185V58H184L185 62H184V60H183V62H184V64H183V62H182L183 67L181 66L182 64L180 65L181 68L183 69V71H182V70L180 69V67L178 66V68L182 71V76H183V77H184V75H185V76L187 75V73L185 72V70L188 69L189 66H192V67H191V68H192V69H191V74H193V76L197 74V73H195V72H199V71H201V72L203 71L202 74H205L206 69H208V68H209V70L212 69V70H210V71L214 72L213 69H215L217 66H216L215 68H212L213 66H212V64H210V63H211V61H212L213 64H215L216 62H217L216 64H218V61H219V59H218V61H217L216 58L212 60L211 57H207V58H210L211 61L207 59L206 61H204L203 66H204V64L207 65L205 62L209 61V63H208V68H206V66H204V68L202 67V69H201L202 61L205 59V58H203V56H202V57H201V56H198L197 58H196V56H195V57H192V56H190V55H187ZM213 56H214V55H213ZM219 56H220L221 58H220ZM256 56H257V55H256ZM260 56H261V55H260ZM262 56H264V55H262ZM104 57H105V59L107 58V60L103 59ZM120 57H122V58H120ZM126 57H125V60H126ZM159 57H160V56H159ZM159 57H157V58H159ZM165 57H164V58H161V57H160V59L162 60V63H163V64H164V61H163V60L168 61V60H167L168 58L166 59ZM173 57L180 58L181 55H180V57H179L178 55H177V56L175 55V56H173ZM173 57H172V59H173ZM199 57H200L199 60H202V59H203V60H202L201 62H199V63H196V62L198 61V60H196V59H198ZM216 57H217V56H216ZM246 57H247V56H246ZM254 57H255V56H254ZM16 58H17V57H16ZM35 58H36V57H35ZM49 58H50V57H49ZM51 58H52V57H51ZM51 58H50V59H51ZM76 58H77V57H76ZM80 58H81V59H80ZM130 58H131V57H130ZM133 58H134V56H133ZM133 58H131V61H132ZM192 58H194V60H193ZM195 58H196V59H195ZM212 58H214V57H212ZM240 58H242V57L239 56V58H238V59H239V64H240V62H241V61H240V60H241ZM248 58H249V57H248ZM256 58H257V57H256ZM261 58H262V57H261ZM261 58H260V57L257 58V60L259 59L258 62H260V59H261ZM263 58H264V57H263ZM0 59H1V58H0ZM13 59H14V58H13ZM19 59H20V58H19ZM38 59L40 60V58H37V61H38ZM128 59H129V58H127L126 62L124 63L125 65L123 64L124 66L129 67V65H127V64H130V61L127 63ZM172 59H169V60H171V61H168V62H169V63L171 62L172 65L175 63L174 66H173V67L175 68V67H177V66H175V65H179V64H178L177 62H174V63H173V62H172ZM238 59H236L237 62H238ZM245 59H246V58H245ZM15 60H16V59H15ZM15 60H14V61H15ZM20 60H23V59H20ZM34 60H36V59H34ZM34 60H33V61H34ZM73 60H72V61H73ZM86 60L83 61V62H84L83 64L87 63ZM95 60H96V61H95ZM133 60H134V59H133ZM135 60H136V59H135ZM135 60L132 61L131 63L134 62V64L136 65L137 62H135ZM149 60H151L152 62L149 61ZM158 60H159V59H158ZM181 60H182V57H181ZM192 60H193V62H192ZM222 60H223V59H222ZM231 60H232V62H227V61H231ZM246 60H248V62H250V63L246 62ZM246 60H244V64L247 63L246 65H249V64L251 65V61H252V59H250L251 61H249V59H246ZM253 60H254V59H253ZM257 60H255V61L257 62ZM261 60H263V59H261ZM7 61H8V60H7ZM7 61H6V63H7ZM11 61H12V60H11ZM102 61H101V62H102ZM178 61H180V60H178ZM215 61H216V62H215ZM233 61H234V58H232V59L230 58V60H227V58H226V59L224 60V62H226V64H227V63H232V64L235 63V64H236V62L234 61V63H233ZM263 61H264V60H263ZM263 61H262V62H263ZM0 62H1V61H0ZM8 62H9V61H8ZM29 62H30V60H29ZM31 62H32V61H31ZM39 62H40V61H39ZM158 62H161V61H158ZM168 62H167V63H168ZM187 62H188L189 64H190L191 62H192V63H191L190 65H187V64H188ZM214 62H215V63H214ZM222 62H223V61H222ZM224 62H223V63H224ZM256 62H254L255 64L252 63V65H253V67L251 66L252 69L255 68V65H258V64H256ZM262 62H260L259 65H261ZM13 63H14V62H13ZM13 63H12V64H13ZM17 63H18V62H17ZM50 63H51V62H50ZM126 63H127V64H126ZM138 63H139V62H138ZM138 63H137V64H138ZM140 63H141V65H142L143 67H142V66H139V68L141 67L140 69H142V68L145 69L146 67L144 68V66H146V65H144L142 62H140ZM171 63L168 65V68H167V70H168L169 72H171L170 69L172 68V66H171L170 69H169V66L171 65ZM176 63H177V64H176ZM200 63H201V64H200ZM0 64H1V63H0ZM2 64H3V63H2ZM12 64H11V65H12ZM23 64H24V61H23ZM78 64H79V63H78ZM83 64H82V65H83ZM99 64H101V63H99ZM149 64H148V66H149ZM156 64H157V63H156ZM159 64H160V63H159ZM159 64H158V65H159ZM196 64H197V65H196ZM209 64H210L211 68L209 67ZM219 64H221V62H220ZM219 64H218V68H217V69H219V66H220ZM226 64H221V65H223V67H224ZM232 64H231V65H232ZM242 64H243V63H242ZM242 64H241V65H242ZM15 65H16V64H15ZM29 65H30V64L27 63V65H26L25 67L28 68ZM32 65H33V64H32ZM79 65H80V64H79ZM82 65L80 66V69H81L82 67H84V66H82ZM101 65H103V64H101ZM101 65H99V67H100ZM109 65H110V64H109ZM123 65H122V66H123ZM135 65H134V66L131 65V67H135ZM138 65H139V64H138ZM158 65H157V66H158ZM164 65L166 66L167 64H164ZM185 65H186V67H185V69H184V66H185ZM227 65H228V64H227ZM227 65H226V66H227ZM231 65H230V68L233 69V70L230 71L231 74L228 72V74L226 73L227 75H225V76L223 75V74H225V71L223 72V74H222L221 72H218V73L221 74V75H218V73H215V72H217V71H216L217 69H216L214 73H211V72L206 73V76H207V77L204 78V79H200V77L202 78V76H205V75H201L199 78H197V80H199V81L196 80V81H197V82H196V81H192L193 78H192V76L190 75V77H191L190 79H191V80L189 79L186 83H184V84H186V87H184L185 85H180V84H179V86H182V87H184V88H187V87H190V86H191L190 88H188V94H187V92L184 94L183 91H185V89H183V88H182V89L180 88V91H179V90L174 91L173 94H174V93H176V94L178 93V94L180 95V93H181V95H180V97H179V96H177V95L175 94V95H176V98H173V99L176 100L177 97H178V100H181V99L183 98V99H182L183 101H182V100H181L180 102H174V101H173V103H175V104L178 103V105H179V104L182 102V103H181L182 105H183L184 103L186 104V101H188V99L185 101V99H186L185 97H186V95L191 94V93H189V91H190L189 89H191V88L193 87V88H197V90H200V89L202 88V90H203L204 92H202V90L198 92L196 89H193V88H192L194 91L191 89V92L193 93L192 96H194V97H195V93H196V91H197V94H198V93L200 94L199 96L202 95L201 97H203V94H204L205 92L209 95V96H206V94H204V95H205L204 97H205L206 99H207V97H208V100L203 101L204 99H203V98L200 99V97L196 94V95H197V96H196L197 99H196V97H195V101H196V100H200V101H199L198 103L196 102V103H194V104H191V106L196 105V106H195V107L197 108V110H196V114H195V113L193 114V113H191V112H190V113L188 112L187 114H185L187 111H186V112L183 111V113L186 115V116H184V114L180 112L181 110L178 111V109H177V111L180 112L181 114H183V116L186 117V120L189 118L188 121L191 122V121H193L192 119H194V118L196 117L198 111L202 112L203 114H204V113L207 114V112H206L207 109H208L207 106L210 107V105H207V104H211V105H212V104H215L214 106H216V108H217L218 110L216 109V112H214V111H213V112H214V114H215L216 116H220V117H219V120H220V118H222V120L227 124V127H226V128L229 129V130L231 131L233 141L235 142L234 145H236V146H238V144H240V146H241V144L245 145V147H242V146H241V147L243 148V151L241 150V155L245 156V157H244V159H245V158H246V152H247V150H248L249 155H250V151H254V150L256 149V146H257V145H259V144L261 143L260 146H258V148H259V147H262V148H263V144H264V130H263V132H262V129H261L262 127H259V126H261V124L264 122V118H263V122H262V119H260V118L263 117V115H262L263 110H261V112L259 111L260 114L262 115V117H261V116L258 114V108H257L258 105L256 104L257 107L254 108V111H255V110L257 111V115H256L255 118H257V117L259 118V119H258V118H257V119L259 120L258 123H260V125H258V124H253L254 121H256L255 118L253 117V114L255 115L256 113L253 112V108H252V107H254V106H256V105L254 104L255 101L252 102L253 100L250 99V97L252 98L253 94H256V93H257V94H256L255 97H257V95H259L260 93H261L260 96L262 95V96L264 97V95H263V94H264V91L261 90L262 87H264V86H261V84L264 83V81H263V80H262V81H261V80H257V81H258L257 83H259V86H258L257 83L255 84V83H254V82H255V79H254V78H256V75H257V74L255 75V77L252 78L254 81H253L252 79H250L251 77H249L248 79H246L247 77L245 78L246 80L249 81V83H248L245 79L240 78V79H239L240 82H242V81L244 80V81H246L247 83L243 81L242 83H245V84H244L245 86L243 85V87H245V88L241 87V86H242V85H241V86H240L241 89H240V88H238V89H240L241 91H244V92H246V90H248V93H247V92L244 93V92H241V91L239 90V91H238L239 93H244V94H242V95L239 94L240 97L237 99V97L239 96V95H237V94H238V93H237V94H236L237 97H236V96L234 97V98H236L237 100H236V99H233V96H232V95H234V91L237 92V90H235V89H236L237 87H239V86L236 87L235 85H233L234 88L236 87V88L234 89V91H233V88H232L233 86H232V84H233V83H236V82L238 81V79H236V78H237L239 75L242 76V73H245V72H246V69H245V72H244V71H241V69H243L241 65L236 64L237 66L234 65L233 68L231 67ZM259 65H258V66H259ZM263 65H264V62H263ZM5 66H6V65H5ZM18 66H19V64H18ZM51 66H52V63H51ZM70 66H71V65H70ZM104 66H105V65H104ZM104 66H102V67H104ZM122 66H121V67H122ZM148 66H147V68H148ZM159 66H161V67H158L159 69H163V67H165V66L162 67V64L159 65ZM187 66H188V67H187ZM193 66H196V68L198 67V68L201 69V70H199V69L197 68V69L199 70V71H198V70H197L195 67H193ZM214 66H215V65H214ZM228 66H229V65H228ZM228 66H227V69L229 68ZM238 66H241V67L238 68ZM243 66H244V65H243ZM3 67H4V66H3ZM25 67H24V68H25ZM119 67H120V65H119ZM151 67H152V66H151ZM153 67H154V66H153ZM166 67H167V66H166ZM220 67H222V66H220ZM235 67H237V68L234 69ZM247 67H249V66H246L245 68H247ZM1 68H2V67H1ZM4 68H5V67H4ZM4 68H3V70H4ZM21 68H23V66H22ZM26 68H25V69H26ZM32 68H34V67H32ZM44 68H45V67H44ZM88 68H87V69H88ZM93 68L95 69V72L98 71L97 69H99V68H95V67H93ZM93 68H89L90 70L92 69L91 71H89V73H87L86 70H85L83 73H84V74L87 73V76L89 77V74H90V76H91L92 74H94V72H93V71H94ZM111 68H112V67H111ZM111 68H110V69H111ZM147 68H146V69H147ZM174 68H172V69H174ZM178 68H177V69H178ZM193 68H194V69H193ZM249 68H250V67H249ZM257 68H258V67H257ZM263 68H264V66H263ZM36 69H37V68H36ZM80 69H79V70H80ZM110 69H109V70H110ZM118 69H119V68L117 67L116 70H118ZM135 69H136V71H137V69H138V68H137V65H136V68H135ZM155 69H156V68H155ZM175 69H176V68H175ZM179 69L176 70V71H175V70H172V73H174L175 76H176L177 73H178V75H179V73L181 74V71H179ZM189 69H190V67H189ZM189 69H188V70H189ZM195 69H196V71L194 72ZM221 69H222V68H221ZM238 69H239V70H238ZM259 69H260V68H259ZM10 70H11V69H10ZM14 70H15V69H14ZM22 70H23V69H21V71H22ZM41 70H43V69L41 68ZM44 70H46V69H44ZM49 70H50V69H49ZM73 70H74V69H73ZM106 70H108V69H106ZM106 70H105V71H106ZM119 70H120V69H119ZM152 70H153V68H152ZM163 70L165 71L166 68L163 69ZM167 70H166L165 73H169ZM188 70H187V72L190 71V70H189V71H188ZM192 70H193V73H192ZM253 70H254V69H253ZM6 71H7V69H6ZM26 71H28V70L26 69ZM100 71H101V70H100ZM131 71H132V70H131ZM133 71H135V70H133ZM173 71H175V72H173ZM177 71H179V72H177ZM204 71H205V72H204ZM222 71H223V70H222ZM255 71H256V69H255ZM255 71H254V72H255ZM260 71H262V72L264 73V69H262V67H261V70H260ZM0 72H2V70H1ZM11 72H12V71H11ZM11 72H8V75H10V74L13 75ZM29 72H30V71L27 72L28 75H26V76L29 77L28 80H29L31 83H30L26 78H24V80H26V82H25L26 85L28 84V85H31V86L33 87V86H35V85L33 84L34 82L32 83V81H36V80H34L35 76H33L34 74H33V75L31 74V75L34 77V78H33L32 76H30V73H29ZM38 72H39V71H38ZM38 72H37V74H38ZM41 72H42V71H41ZM80 72H81V70H80ZM90 72H93V73H90ZM101 72H102V71H101ZM113 72H114V71H113ZM129 72H130V71H129ZM138 72H139V70L137 71V73H138ZM155 72L158 73V71H155ZM155 72H154V70H153V73H154V74H155ZM160 72H161V71H160ZM201 72H199V73H201ZM240 72H242V73L240 74ZM248 72H249V70H248ZM248 72H246V73H248ZM251 72H253V71H251ZM254 72H253V74H254ZM2 73H3V72H2ZM4 73H5V72H4ZM9 73H10V74H9ZM27 73H25V74H27ZM44 73H45V72H44ZM81 73H82V72H81ZM124 73H125V72H124ZM132 73H133V72H132ZM134 73H135V72H134ZM147 73H150V72L148 71ZM147 73H146V74H147ZM153 73L151 72L150 74H153ZM163 73H164V72H163ZM184 73H185V74H184ZM189 73H190V72H189ZM258 73L261 74V72H258ZM263 73H262V74H263ZM25 74H24V76H23V74H22V77H25ZM40 74H41V73H40ZM101 74H102V73H101ZM116 74H117V72H116ZM121 74H122V72H121ZM143 74H145V72H144ZM146 74H145V76H146ZM159 74H160V73H159ZM248 74H249V76H250V73H248ZM11 75H10V76H11ZM18 75H19V72H18ZM82 75H83V74H82ZM104 75H106V74H104ZM109 75H110V74H109ZM109 75H106V76L108 77ZM112 75H113V76H116L114 73H112ZM141 75H142V74H141ZM147 75H149V74H147ZM160 75H161V74H160ZM168 75H169V74H168ZM168 75H167V77H165L166 74L164 75V77H163V75H162L160 78H162V79L164 78L163 80H166V79L168 80V77L170 76V75H169V76H168ZM245 75H247V74H245ZM263 75H264V74H263ZM4 76H5V75H4ZM84 76H86V75H84ZM92 76H93V75H92ZM92 76H91L90 78H88V79L91 80ZM94 76H95V75H94ZM102 76H103V75H102ZM102 76H101V77H102ZM106 76H104V78H107ZM123 76H124V75H123ZM149 76H151V75H149ZM180 76H181V75H180ZM180 76H178V77H176V78H179V79H180ZM251 76H252V75H251ZM257 76H259V77H257V78L260 79V76H261V75L258 74ZM8 77H9V76H8ZM30 77H31L33 80L30 79ZM37 77H38V76H37ZM37 77H36V78H37ZM110 77H111V75H110ZM194 77H195V76H194ZM261 77H262V76H261ZM93 78H94V77H93ZM93 78H92V80H93ZM115 78H116V77H114L113 79H115ZM123 78H124V77H123ZM125 78H126V77H125ZM158 78H159V76H158ZM172 78H173V79H172ZM176 78H175V79H176ZM257 78H256V79H257ZM9 79H10V78H9ZM94 79H95V78H94ZM102 79H103V78H102ZM108 79H109V78H108ZM150 79H151V78H150ZM150 79H148L149 82H146V81H148V80L146 79V81H145L146 84H145V82L141 83L142 81H139V80H138V82L141 83V84H145L146 89H147V85H150V86L148 87V89H147V90H149V91H150V89H151V91H152V89H154V90H155V89H156V90H157V89H160V90H158V92H160V91H161V88H162L163 86H164V87H165V85L168 86V84H167L166 82L164 83V85L162 84L163 86H161V85H160L161 83L156 84V83H158V82L155 81V80H153V82H155V87H154V85H151V84H154V83H152ZM153 79H154V78H153ZM169 79H170V80H171V79H172V80H175L174 77H171V76L169 77ZM222 79H223V80H222ZM224 79H225V80H224ZM235 79H236V81H235ZM241 79H243V80H241ZM249 79H250V80H249ZM262 79H263V78H262ZM31 80H32V81H31ZM45 80H46V79H45ZM82 80H83V81H82ZM86 80H87V79H86ZM92 80H91V82H92ZM97 80H98V79H97ZM105 80H107V79H105ZM141 80H142V79H141ZM167 80H166V81H167ZM172 80H171V81H172ZM202 80H203V81L205 80V82H202ZM27 81H28L29 83H28ZM43 81H44V80H43ZM46 81H47V80H46ZM80 81H81L83 84L85 83V79H84V78H83V79L81 78ZM93 81H96V80H93ZM102 81H103V80H102ZM102 81H101V82H102ZM113 81H114V80H113ZM129 81H130V80H129ZM131 81H132V80H131ZM131 81H130V82H131ZM143 81H144V80H143ZM189 81L191 82V85H190ZM233 81H235V82H233ZM239 81H238V82H239ZM250 81H251V82H250ZM260 81H261L262 83H260ZM103 82H105V81H103ZM111 82H112V81H111ZM123 82H124V81H123ZM127 82H128V81H127ZM133 82H135V81H133ZM174 82H175V81H173L172 84H176V82H175V83H174ZM238 82L236 83V85L238 84ZM25 83H23V84H25ZM43 83H44V82H43ZM45 83H46V82H45ZM116 83H117V82H116ZM135 83H137V81H136ZM135 83L133 84L134 86H136ZM147 83H148V84H147ZM149 83H150V84H149ZM169 83H170V82H169ZM177 83H178V82H177ZM242 83H240V84H242ZM21 84H22V83H21ZM32 84H33V85H32ZM80 84H81V83H79V85H80ZM85 84H87V83H85ZM88 84H90V81L88 82ZM88 84H87V85H88ZM114 84H115V83H114ZM114 84H112L113 87H114ZM137 84H138V83H137ZM141 84H138L139 87H140ZM187 84H188L189 86H188ZM246 84H247L248 86H250V87L246 88V86H247ZM254 84H255V85H254ZM57 85H58V84H57ZM92 85L94 86V84H91V86H92ZM95 85H96V88H99V85H98V87H97L96 82H95ZM101 85H105V84H104V83H101L100 86H101ZM133 85H132V86H133ZM138 85H137L136 87H138ZM169 85H170V84H169ZM238 85H239V84H238ZM23 86H24V85H23ZM31 86H28V87L31 88ZM65 86H66V85H65ZM81 86H83V85H81ZM134 86H133V87H134ZM157 86H159V87L156 88ZM167 86H166V87H167ZM173 86H177V85H173ZM173 86L171 85V87H173ZM253 86H254V87H253ZM256 86L258 87V89L256 88ZM24 87H25V90L28 89V90H26L27 93L29 94V97H27V98H28V101L31 100V99H34L32 103H31L30 101L28 102V101H27V98L25 97V99H24L23 102H22V103H23V106H22V107H24V108H23V109L21 108L22 110H20V111H21L20 113H17V111H15V110H16V109L18 110L17 106L20 105V104H19L20 102H19L17 99H16V100H17L18 102L15 101V99H14L15 102L12 101V105L16 104V106L14 105L15 107H14V106H12V107L9 106V105H11V102H10V103H8L9 105H7V106H9V107H7V109H6L7 113H6V111H5L4 109H2L4 112H1V110H0V115H1V116H0V133H1V135L3 134V135H5L6 137L11 136V138H13V137H15V136H18L17 138L19 139V141L23 140L24 135H25L27 132H29L28 129H30V130L33 129V130H34L33 127H34V123H35L36 121L39 122V119H41V122H39V123L37 122V124H35V126H36L35 128H36V129H35V132H34V133H37V131L39 130V129L37 130V125H38V124H39V125L42 124V126H43V124H44V122H45V120H46L45 117H47V118L50 117L49 113H47V111L49 112L50 109H49L48 107H47V109H46V104H47V103H45V104L41 103V105H40V102L37 101L38 103H37V105L35 104V105H36V106H35V105H34V102L39 98V96L37 97V95L35 94V92H32V94H31V96H30V93H29L28 91L31 90L32 88L30 89V88H27L26 86H24ZM24 87H22V88H24ZM41 87H42V86H41ZM46 87H47V86H46ZM48 87H49V86H48ZM60 87H61V85H60ZM63 87H64V86H63ZM63 87H62V88H63ZM83 87H87V86H83ZM104 87H106V86H104ZM109 87L112 88L111 86H109ZM109 87H108V88H109ZM136 87H134L133 89L135 90ZM142 87L144 88L143 85H142ZM142 87H140V89H142ZM151 87H152V88H151ZM160 87H161V88H160ZM260 87H261V89H259ZM16 88H17V87H15V89H16ZM57 88H59V86H58ZM80 88H81V87H80ZM90 88H91V87H89L88 89H90ZM101 88H102V87H101ZM169 88H170V87H169ZM249 88H252V89L249 90ZM254 88H256L257 90L254 89ZM41 89H42V88H41ZM46 89H47V88H46ZM60 89H61V88H60ZM66 89H68V88H66ZM81 89H83V88H81ZM84 89H85V88H84ZM137 89H138V88H136V90H137ZM146 89H145V90H146ZM171 89H172V88H171ZM242 89H246V90H242ZM253 89H254V90H253ZM263 89H264V88H263ZM23 90H24V89H23ZM43 90H44V88H43ZM43 90H42V93L45 94L44 96L47 95V97H46L47 99L45 98V99H46V100H45V99L43 98V99H44V100H43L42 98H40V100L43 101V102H48L49 104H48L47 106H49V105L51 106V105H53V104L56 103V104H58V106H57L56 104H55L54 106L58 107V109H60L61 106L63 107V105H64V108L67 107V106H65V105L67 104L68 101H70L71 98H70L69 100L67 99V101H65V100H64L65 98L62 97V96H65V95H62V96L59 95V96H58V95L54 92V94H56V96H55V95H53L52 90L50 89V90H51V91H50L49 88H48V91L52 92V95L55 96L54 98H56V97L58 96L56 99H58V98L60 99V100L58 99V100H59V103H58V101H56V100L53 99V101H54V103H53V102H52V98H51V96H50L51 94H50V92H48V94H49V96H50V98H51V101H50V102L52 103V104H51V103L49 102L50 98L48 99V94H46L47 91L45 90V91H46V92H45V91H43ZM55 90H56V89H55ZM63 90H64V89H63ZM91 90H92V89H91ZM91 90H89V92H90ZM103 90H104V89H103ZM111 90H114V88L111 89ZM145 90H144V91H145ZM147 90H146V91H147ZM154 90H153V93H155V94H154V96H153V99H152V96H149V97H148V96L146 95L147 98H149V99H147L149 102L146 100L145 95H144L143 93H141L140 91H139L140 93H139V92H136L137 97H138V98L141 97V98L139 99V100H140V103H139V100L135 99L136 95L133 97V94H131L133 98H132V97L130 98V100H131L130 102H132V101L134 100V102H133V104H134V103H135V100H137L136 103H138V106H136V107H139V108H136L135 106L132 107L133 105H132V103H130L129 101H128L129 103H127L128 106L130 105V107H132L133 109H135V110H136V109L139 110V109H140V104H141L142 106L144 105V104H142L141 99H142V101H143L144 103H145V101H147L148 103H146L145 106H146L147 108L150 107V109L152 108L151 112L153 111V109L155 110V111H153V112H154L153 115L155 114V115H154L155 117H157V115H158V111H157V110H159L160 107H161V109H162L163 111H164V109L166 110L167 107L169 108V110H170L171 108H173L174 104H173L172 107H170V105H169V106H165V104L167 103V101L172 99V96H170V97H171L170 99H169V96H168V95H173L172 92L170 91V89H169V91H170L171 94H168L169 91L166 92V91L168 90V88L165 89L166 91H165V90H164L163 92L161 91L162 93H160V94H158V92H157L156 90H155V92H154ZM162 90H163V89H162ZM182 90H183V91H182ZM258 90H259V91H258ZM26 91H23V94H25L24 92H26ZM31 91H32V90H31ZM31 91H30V92H31ZM34 91H35V90H34ZM57 91H58V90H57ZM82 91H83V90H82ZM86 91L88 92V90H86ZM96 91H98V90H96ZM100 91H101V90H100ZM114 91H115V90H114ZM137 91H138V90H137ZM178 91H179V92H178ZM181 91H182V92H181ZM250 91H252V92H250ZM255 91H257V92H255ZM261 91L263 92V94H262ZM44 92H45V93H44ZM64 92H65V91H64ZM92 92H93V90H92ZM94 92H95V91H94ZM129 92H133V91L130 90V91L127 92V94H128ZM164 92L167 93V96L165 95ZM249 92L252 93V94H249ZM253 92H254V93H253ZM259 92H260V93H259ZM112 93H113V92H112ZM119 93H121V92H118V95L121 96L122 93H121V94H119ZM133 93H134V92H133ZM138 93H139V96H140V97L138 96ZM201 93H203V94H201ZM43 94H41V95H43ZM58 94H59V93H58ZM63 94H64V93H63ZM71 94H73V92H72ZM71 94H70V95H71ZM83 94H84V93H83ZM115 94H116V93H115ZM125 94H126V93H125ZM127 94H126L125 96H127L126 98L128 99L131 95L129 96V95H127ZM141 94H142V95H141ZM156 94H157V95H156ZM35 95H36V97H34ZM66 95H67L68 98H69V95H68V94H66ZM142 96H143V98H142ZM164 96H166V97H164ZM182 96H185V97H182ZM189 96H190V95H189ZM189 96H187V97H189ZM192 96H190V97L193 99L194 97H192ZM262 96H261V97H262ZM20 97H21V96H20ZM33 97H34V98H33ZM60 97H62V98H64V99H61ZM71 97H74V96H71ZM107 97H108V96H107ZM115 97H116V96H115ZM115 97H114V98H115ZM118 97H119V96H118ZM150 97H151V98H150ZM167 97H168V99H167ZM173 97H174V95H173ZM261 97H259V98H261ZM15 98H16V97H15ZM30 98H31V99H30ZM80 98H81V97H80ZM91 98H92V97H91ZM91 98H90V99H91ZM93 98H94V97H93ZM114 98H113V100H114ZM121 98H122V99H121ZM121 98H119V99L121 100L122 105H123V104L125 105V103H126V101H125V99H124L125 97L122 96ZM74 99H75V98H74ZM110 99H111V100L109 101V103H110L111 101H113L112 98H110ZM117 99H118V98H117ZM127 99H126V100H127ZM132 99H133V100H132ZM144 99H145V100H144ZM151 99H152V100H151ZM173 99H172V100H173ZM47 100H48V101H47ZM63 100H64V102H63ZM72 100H73V98H72ZM94 100H95V99H94ZM98 100H99V99H98ZM98 100H96L97 103H98ZM115 100H116V99H115ZM120 100H116V101H113V102H114V103H118ZM122 100H124L125 102L122 101ZM128 100H129V99H128ZM164 100H166V102H165ZM178 100H176V101H178ZM189 100L191 101L190 98H189ZM257 100H258V99H257ZM31 101H32V100H31ZM55 101H56V102H55ZM60 101H62V104H60ZM73 101H74V100H73ZM117 101H118V102H117ZM190 101H188V105H189V102H190ZM260 101H264V98H263V100L261 99ZM121 102H119V103L116 104V105H119ZM123 102H124V103H123ZM169 102H170V103H169ZM169 102H168L169 104L172 103V101H169ZM193 102H194V100H192V103H193ZM27 103H28V104L30 103L33 107L35 106L34 108L32 107L33 109H35V108L37 109L38 105H40L41 107L44 108V106H42V105H45V108H44V109L41 108V107L39 106L40 109L38 108L39 110L37 109V111H36V109H35V111L38 113V112H41V111L43 112V111L45 110L44 113H46V115H47V114H48V115H47V116H44L45 114L42 115V114H43L42 112L39 113V114H35L36 112L34 113V110H31V108L29 109V108L27 107ZM64 103H66V104H64ZM91 103H92V104H91ZM91 103H90V106H91V105L93 106L94 101L91 102ZM99 103H100V102H99ZM163 103H165L164 106H165L166 108L163 107ZM252 103H253L254 105H252ZM261 103L263 104L262 106L264 107V102H261ZM59 104H60V105H59ZM72 104H73V103H72ZM185 104H184V106H185ZM68 105H70V103H68ZM96 105H97V104H96ZM96 105H95V106H96ZM103 105H104V104H103ZM103 105H102V106H103ZM106 105H107V104H106ZM106 105H104V106L102 107L104 110H101L102 108L99 107V105H98L99 108H98V107H94V106L91 107V108H95V109L97 108L96 111H95L94 109H92V110H94V112L92 111V113H91V108H90L89 105H88V107L90 108V113H91V114H93V113H95V112H98V113H95L96 117H97L98 115L100 116V114H101V116H100L101 118H100V117H99V118L102 120V119H104L103 114L106 113V112H103V113H102V112H100V110H101V111H105V107H106ZM131 105H132V106H131ZM147 105H148V106H147ZM171 105H172V104H171ZM186 105H187V104H186ZM188 105H187V107H188ZM206 105H207V106H206ZM3 106H4V105H3ZM100 106H101V104H100ZM107 106H108V105H107ZM110 106H111V108H109ZM145 106H144V109L146 108ZM176 106H177V104H176ZM179 106H181V105H179ZM13 107H14V108H13ZM29 107H31V106L29 105ZM52 107H53V106H52ZM52 107H51V108H52ZM56 107H54V108H56ZM70 107H71V105H70ZM109 107H107L108 109L106 108V111L108 110V112H109V110L111 111V109H115V107L113 108V105H111V104L109 105ZM118 107H121V106H118ZM130 107H128V109H129ZM181 107H182V106H181ZM189 107H190V106H189ZM189 107H188V108H189ZM206 107H207V109H206ZM263 107H259V110H260L261 108H263ZM1 108H2V107H0V109H1ZM5 108H6V107H5ZM8 108H9V109H8ZM68 108H69V107H68ZM121 108H122V107H121ZM121 108H118V110L121 109ZM158 108H159V109H158ZM183 108H184V107H183ZM190 108H191V107H190ZM11 109H12V110H11ZM14 109H15V110H14ZM42 109H43V110H42ZM48 109H49V110H48ZM56 109H57V108H56ZM58 109H57V110H58ZM98 109H100V110L97 111ZM122 109H124V110L126 111V108H125V107L122 108ZM122 109H121V110H122ZM128 109H127V110H128ZM133 109H132V110L129 109V110L127 111L128 114L130 113V115H131L132 113H135ZM161 109L159 110V113H160V114H159L158 118L161 117L160 120H161V122H162L163 119L166 121V119H167L168 117H164V116L161 115L162 113L165 114V112H162ZM186 109H187V108H186ZM212 109H213V107L211 106V109H209V110L212 112ZM40 110H41V111H40ZM52 110H53V112H55L54 109H52ZM86 110H87V109H86ZM86 110H85V111H86ZM172 110H173V111H172ZM175 110H176V109H171V111L166 112V114H167V113L170 114L169 112H171V114L169 115V121H170L171 117H173V116H176V117H174V119L176 118L177 121L179 120V117L181 118V116L178 115V114H177L178 112H176ZM191 110H193V108H192ZM194 110H195V109H194ZM194 110H193V112H194ZM213 110H214V109H213ZM31 111H32V112H31ZM116 111H117V110H116ZM122 111H123V110H122ZM140 111H141V113H142V109H140ZM143 111H144V110H143ZM160 111H161V112H160ZM210 111H208V112H210ZM83 112H84V111H83ZM87 112L89 113V110H88ZM87 112H85V113L87 114ZM99 112H100V113H99ZM113 112H114V110H113ZM119 112H120V111H119ZM127 112H126V113H127ZM147 112H148V111H147ZM151 112L149 111L148 114H150ZM3 113H5V114H3ZM31 113H32V114L34 113V114H33V115H30ZM90 113H89V115H88V114L85 115V120H86L87 122L89 121L88 125L91 124V123H90V120H89V119H90V116H91ZM114 113L116 114V112H114ZM114 113H113V114H114ZM141 113H140V114H141ZM156 113H157V115H156ZM202 113L198 114L199 116H200V115H201V116L199 117V116L197 115L198 117H196V118H197V119H198V118L201 119V117H203V116H202ZM26 114H27V115H26ZM40 114H41V118H39V116H38V118H37L36 121H35L34 119L37 117V116H35V115H40ZM136 114H137V113H136ZM140 114H138L137 117L143 115V117H144V119H145V117L147 116L146 118L148 119L149 123H151V125H152V122L155 121L156 123H154V128H153V127H149V126H151V125H150L149 123H146V124H145L146 126H148V124H149L148 127H146L144 124H143V126L140 124L142 127H137V129H135V128H136V127H135L136 124H135V125H132V126H134V129H135V130L130 128V130H134L135 132L131 131L132 133H130L129 130L127 131V130L125 129V127H124V129H125L124 131L127 132L126 134H127L128 136L125 135V133L122 135V136H125V137H121V135L118 136V135H119L118 133L122 134V133H121L122 131H118V133H117V131H116V133H117L116 137L118 136L119 139L116 138L115 140H113V139H114L113 137H115V135H114L113 133L111 134V131H110V130H112V132H113L114 129H110V130H108L110 127L112 128V127L114 126L115 123L112 122L113 126L108 127V129L105 127L106 129H104V130H106V131H107V130L110 131V132H107L106 134L109 133L110 135L113 136V137L110 136V137H111V138H110L111 140H109V139L106 140V141H108V142H111V143H108V144H109L110 146H113L114 149H116V150H117V148H118L120 151H123L122 149H124L123 152H124V154L127 155L126 157H128V154L130 153V150H131V152H132V150H135V149H132V148H133V144L131 145V143H132L133 141H131V140H133V139H134V140L139 139L140 141H143V140H145V136H147V135H150V136H151V135H152L151 137H154V138L150 139V138H149L150 136L147 137V138H148V139L146 140L147 142H148L149 139L152 140V142H153V140H155L156 138L159 137L156 141H154V144H152V146H153L152 149L149 147V145H151V144H147L146 141H145V145L147 144V145H146L147 149H144V150L142 149V148H144L145 145H144V146H141V148H139L140 145H141V142L138 140V141L140 142V144H138L139 142H136V143L139 145L138 149L143 150V152L141 153V151L138 150V149L136 148L135 151L138 150V151H140V152H139L138 154H136L135 151H134L135 154L132 152L133 154H132V153H131V154H132V156H134V157H132V158H129V157H131V155L129 154V155H130V156L128 157V159H129V163L132 162L133 164H134V163H137V164H141L142 166H144L145 164H146V165H150V164H147V163H150V162H151V164H153V165H155V167H157L156 164H158V163L161 161V160H159V159L164 160L163 162H165V161L167 162V161H168V164H169L170 161H172L171 164L174 163L173 161H175V159L177 160V158H180L181 161H182V158H183V157H181V154H183L182 156H184V154H185L187 151H186V152L184 151L183 153H182V152H181V153H178V152H177L178 150L176 151V148H177L178 146H176V145H180V140H178V139H180L181 137H183L182 139L185 140L184 137H185L186 135H184V133H183L184 136H182V134H181V137H179V138H178L177 136H178L179 132L182 131L181 128L183 129L185 126H186L185 128H187V125H189V124H190L189 126L192 127V126H194L195 124L193 125V124L189 123L188 121H187V122H184V124L186 123L187 125H186V124H185V125L183 124V125H184L183 127H182V125H181V126H180V130L178 131V128H176V127H179L178 124H180L182 121L179 120L180 122H178V124H176V122H177V121H176L175 124H173V125H177V126H176V127H173V128L177 129V131H178L177 136H175V135H171L170 137H172V138H169L168 133L165 132V133L168 135V136L165 135V136H166V139H165V137H163L164 135L162 136V134H164V133H162L163 131H162V132H161L160 130L158 131V130L155 129V127L157 126V129L160 127L161 130H164V129L166 128L165 130L168 131L167 127H165V125L167 124V121H166V123H165V121H163V125H164V123H165V125H164L165 128H164V127L162 126V123L158 121L159 119L157 118V119H158V120H157L156 118H154L152 114H150V115L152 116V118H149L148 116H150V115H148V114L145 115V114H146V111H144V113H142V115H140ZM166 114H165V115H166ZM188 114H189V115L191 114V115L193 116V117H191V115H190V117H191L192 119H191L190 117H188V116H189ZM209 114H210V113H209ZM209 114H208V115H209ZM212 114H213V113H212ZM263 114H264V112H263ZM28 115L32 116V118H30ZM95 115H94V116L92 115L93 117L91 116V117H92V119H91L92 121H91V122H93V120H94V121L96 120V121H95V124H97L96 122H97V121H100V120H98L99 118H97V119L94 118ZM104 115L106 116V114H104ZM109 115H110V114H109ZM109 115H108V116H109ZM111 115H112V114H111ZM117 115H118V116H117ZM123 115L125 116L126 114L123 113ZM130 115H128V116H130ZM144 115H145V116H144ZM160 115H161V116H160ZM187 115H188V116H187ZM210 115H211V114H210ZM33 116H34V117H33ZM42 116H44V118H43ZM83 116H84V115H83ZM86 116H87V117H86ZM88 116H89V118H88ZM121 116H122V113H121V112H120V115H119L118 113L116 114V116L113 115V117H116V119H119V120H120V118H122V120H123L124 116H123V117H121ZM151 116H150V117H151ZM166 116H167V115H166ZM177 116H178V117H177ZM205 116H206V115H205ZM216 116H212V115H211V116H209L210 118L208 117L209 119H212V120H213V122L210 123V124H208V122H207L209 119L206 118V119H207V120H206V126L204 125V124H205V121H204V122L202 121L203 125H201V124H197V123H200L201 120H202L203 118H202L201 120L199 119L200 122H199V121L197 122V121L194 119V121L197 122V123H196L197 126L195 125V126L198 128V129L196 128L197 131L200 130L199 132H201V130H203L204 127H206V129H207L208 131H209L210 129L212 130V129H213L212 127H211V128H207L209 125H210V126H211V125H212V126L215 125V126H217V127L219 126V128H220L222 125H219L216 121L214 122V119L216 118ZM259 116H260V117H259ZM28 117H29V118H28ZM102 117H103V118H102ZM106 117H107V116H106ZM119 117H120V118H119ZM126 117H127V115L125 116V118H126ZM131 117H132V116H131ZM131 117H128V119L131 118ZM143 117H141V118H143ZM187 117H188V118H187ZM27 118H28V119H27ZM33 118H34V119H33ZM42 118H43V119H42ZM52 118H54V116H51V121H52V122L50 121V123L52 124L53 121H54V123H56V125H57V124L59 123L58 120H56V119L54 120V119H52ZM93 118H94V119H93ZM165 118H166V119H165ZM253 118H254V119H253ZM87 119H88V120H87ZM111 119H112V117H111ZM134 119H136V121H137L138 118H134ZM134 119H133V121H134ZM149 119H151V120H149ZM181 119H184V118H181ZM190 119H191V120H190ZM33 120H34L35 122H33ZM47 120H50V118L47 119ZM47 120H46V122H45V124H44V125H46V126H44L45 129L48 128V127H50V123H49V126H48V123H47V122H49V121H47ZM104 120H105V119H104ZM114 120H115V118H113L112 121H114ZM119 120H118V121H119ZM122 120H121V122H122ZM156 120H157V121H156ZM186 120H185V121H186ZM219 120H217V121H219ZM222 120H221V122H222ZM253 120H254V121H253ZM124 121H125V119H124ZM124 121H123V122H124ZM126 121H128V120L126 119ZM138 121H139V123H142V122L145 123V122H147V120H144V121H143L142 119H141V121H140V120H138ZM138 121H137V122H138ZM151 121H152V122H151ZM169 121H168L169 124H172V122H174L173 119L171 120V121H172L171 123H170ZM183 121H184V120H183ZM210 121H211V120H209V122H210ZM260 121H261V122H260ZM42 122H43V123H42ZM101 122H102V121H101ZM105 122H106V121H105ZM105 122H104V123H105ZM130 122H131V121H130ZM130 122H129V123H130ZM158 122H159V123H158ZM252 122H253V123H252ZM256 122H257V121H256ZM31 123H33V124H31ZM40 123H41V124H40ZM61 123H62V122H61ZM93 123H94V122H93ZM107 123H108V122H107ZM109 123H110V122H109ZM117 123H118V122H117ZM117 123H116V124H117ZM125 123H126V122H125ZM125 123H124V124H125ZM127 123H128V122H127ZM129 123H128V124H129ZM188 123H189V124H188ZM192 123H194V122H192ZM219 123H220V122H219ZM59 124H60V123H59ZM105 124H106V123H105ZM112 124H110V125H112ZM118 124H120V122H119ZM118 124H117V126L115 125L114 127H123L122 124H121V125H118ZM124 124H123V125H124ZM181 124H182V123H181ZM226 124H225V125H226ZM251 124L253 125V127H250ZM39 125H38V126H39ZM93 125H94V124H93ZM102 125H103V124H102ZM107 125H108V124H106V126H107ZM167 125H168V124H167ZM198 125H199V126H198ZM254 125H258L257 127L260 128V131H261V132L258 133V131H256V129H255V128H257V127L254 126ZM263 125H264V123H263ZM51 126H52V125H51ZM53 126H54V124H53ZM71 126H72V127H75L74 125H71ZM90 126L92 127V125H90ZM99 126H100V125H99ZM129 126H131V125H129ZM129 126H127V128H128ZM137 126H138V125H137ZM144 126H145V127H144ZM161 126H162V127H161ZM202 126H203V128H202ZM54 127H55V126H54ZM54 127H53V128H54ZM91 127H90V128H91ZM100 127L102 128V126H100ZM100 127L97 128V126H96L97 130H99ZM191 127H190V129H189V127H188V128H187V131L191 130V129H192ZM217 127H214V128L217 129ZM254 127H255V128H254ZM140 128H141L142 130H141ZM144 128H145V129H144ZM185 128H184V129H185ZM193 128L195 129V127H193ZM222 128H223V126L221 127V131H222ZM226 128H223V130L225 129L224 131H227ZM252 128H254V129H252ZM263 128H264V127H263ZM42 129H43V128H42ZM77 129H78V128H77ZM92 129H94V128H91V130H92ZM169 129H170V128H169ZM206 129H204V131L202 132V136H203L204 133L207 132ZM36 130H37V131H36ZM46 130H47V129H46ZM75 130H76V129H75ZM75 130H74L75 133H78V132H79V130H76V131H78V132H76ZM91 130H89V131H91ZM95 130H96V129H95ZM97 130H96V131H97ZM136 130H138L139 133H138ZM155 130H156V131H155ZM185 130H186V129H185ZM211 130H210V132L213 133V131H211ZM217 130H218V129H217ZM229 130H228V131H229ZM257 130H259V129H257ZM48 131H49V129H48ZM63 131H64V130H63ZM87 131H88V129H86V131L84 130V133H85L84 136L86 137V134H87V137H88V135H89V137L91 136V140H92V141H93V140H95V141L98 140V139L100 138L101 135L105 136V133H104V132H103L104 134H102V133H99V134L97 133V134H96L95 131H92V132H94V133L96 134V136H94V135H90V134H88V133H90V132H89V131L87 132ZM124 131H123V132H124ZM140 131H141V132H140ZM172 131H173V129H172ZM175 131H176V130H175ZM191 131H192V130H191ZM191 131H189V132H190V133L192 134V136H193V133H192ZM197 131L194 130L193 132H195V133L197 134ZM205 131H206V132H205ZM219 131H220V130H219ZM228 131H227V133L229 134ZM52 132H53V129H52ZM66 132H68V130H66ZM66 132L64 131V134L68 135V133H66ZM80 132H81V131H80ZM86 132H87V133H86ZM98 132H99V131H98ZM100 132H101V131H100ZM128 132H129V133H128ZM157 132H158V134L161 132V134H159V136H156V133H157ZM199 132H198V134H199V136L201 137V135H200ZM20 133H21V134L23 133L24 135H21ZM32 133H33V132H31V134H32ZM46 133H47V132H46ZM50 133H51V132L49 131V134H50ZM69 133H70V132H69ZM84 133H80V136H81V134L83 135ZM114 133H115V132H114ZM116 133H115V134H116ZM133 133H134V134L136 133V135L134 136ZM152 133H153V134H152ZM173 133H174V132H173ZM173 133H172V134H173ZM207 133H208V132H207ZM215 133H216V134H215ZM215 133H213V134H215V137H216V135L218 134V132L215 131ZM222 133H223V136H224V134H225V136H224L225 138H228L225 132L222 131ZM222 133H221V135H222ZM27 134H30V132L27 133ZM31 134H30V135H31ZM51 134H52V133H51ZM51 134H50V135H51ZM57 134H58V133H56V135H57ZM61 134H62V133H61ZM78 134H79V133H78ZM130 134H131L132 136H131ZM146 134H147V135H146ZM158 134H157V135H158ZM208 134H210V133H208ZM213 134H212V135H213ZM1 135H0V137L2 138L3 136H1ZM20 135H21V136H20ZM56 135H55V137H56ZM66 135H64V136L66 137ZM73 135H74V133H73ZM75 135H76V134H75ZM143 135H144V136H143ZM19 136L22 137V139L19 138ZM26 136H27V135H25V138H26ZM32 136H33V135H32ZM47 136H49V135H47ZM52 136H53V135H52ZM78 136H79V135H77V136H73V138L71 137L72 140H70V141H74L75 139H77V138L74 139V137H78ZM93 136H94V137H93ZM106 136H107V135H106ZM106 136L104 137L105 139H106V138H109V135H108V137H106ZM129 136H131V137H135V138L130 139ZM142 136H143V138H142L143 140L140 139ZM155 136H156V137H155ZM160 136L163 137V140H162V138L160 139ZM173 136H175V137L178 138V139H177V138H176V139L179 141V143H177V140L175 139V137L173 138ZM179 136H180V134H179ZM187 136H189L188 133H187ZM190 136H191V135H190ZM190 136H189V137H190ZM192 136H191V137H192ZM196 136H197V135H196ZM209 136H210V135H209ZM217 136H218V137H216V139L219 138L218 140L222 141V143H223V140H222V139H223L224 137L221 139V136H219V135H217ZM53 137H54V136H53ZM87 137H86V139L88 140ZM120 137H121V138H128V139H130V140H129V141H130V144H129V142H127V141H126V142H127V143H126V142H125V139H124V140L122 139V141H121V140H120V139H121ZM193 137H194V136H193ZM200 137H199V138H200ZM210 137H211V136H210ZM210 137H209V138H210ZM213 137H214V135H213ZM215 137H214V138H215ZM17 138L13 139V140H14L13 143H15V144L11 143V144H13L12 146L10 145V142H7V143H9L10 146H9V145H8V146H4V145H3V147L9 148L10 151H13V150L16 151V150L18 149V148H17L18 145H16L17 143L15 142V141L18 140ZM49 138H51V137H49ZM61 138H62V137H61ZM69 138H70V137H69ZM101 138L103 139V137H101ZM136 138H137V139H136ZM195 138H197V137H195ZM199 138H197V139H199ZM201 138H202V137H201ZM203 138L206 139V136H204ZM209 138H208V136H207V140H208ZM214 138H212V139H214ZM2 139H3V138H2ZM6 139H7V138H6ZM16 139H17V140H16ZM20 139H21V140H20ZM73 139H74V140H73ZM102 139H101V140H102ZM216 139H214V141H215ZM13 140H10V141L12 142ZM63 140L65 141V139H63ZM103 140H104V139H103ZM117 140H118V141L120 140V142L117 143V145H116V142H118ZM188 140L190 141V139L187 138V140L184 141V142H185V143H189V142H187ZM201 140L203 141V139H201ZM201 140H199V142H201ZM224 140H225V139H224ZM112 141H113V142L115 141V142L113 143ZM174 141H175V142H174ZM194 141H195V140H194ZM194 141H193L194 146H193V144H190V143H189L190 145H192L191 147H195V148L197 147V149H195L196 152L194 151V153H197V150H198L199 152L202 153L201 150H205V149H204L205 147H206V148H209V147H207L208 144L205 145L206 143L203 145V143L201 142V143H202V145H201L200 143L196 142L197 140H196L195 142H194ZM216 141H217V140H216ZM226 141H228V142H226ZM226 141H225L226 143L224 142L223 144H227V145H225V146H226V147H230V148H227V149H228L227 151L233 149L234 147H232V146H231V143H229V142H230L229 138H228ZM124 142H125L126 144H123V146H122V143H124ZM134 142H135V141H134ZM134 142H133V143H134ZM150 142H151V141H150ZM150 142H148V143H150ZM181 142H182V140H181ZM184 142H182V143L185 145ZM190 142H192V140H191ZM209 142H213V141H209ZM209 142H207V143H209ZM218 142H219V141H218ZM218 142H217V143L215 142L216 144H214V145H213L212 143H210V145L212 144V148H213V147H214V148H217V146H219V147H220V146H223V145H221V142H219V143H218ZM120 143H121V144H120ZM136 143H135V144H136ZM142 143H143V142H142ZM182 143H181V147H182V145H183ZM196 143H197V144H196ZM236 143H237V144H236ZM257 143H259V144H257ZM135 144H134V145H135ZM143 144H144V143H143ZM189 144H186V145H189ZM199 144H200L201 146H200ZM218 144H219V145H218ZM255 144H257V145L255 146ZM6 145H7V144H6ZM14 145H16V146H14ZM95 145H97V144H95ZM100 145H101V144H100ZM125 145L127 146V149H126V150H125V147H126ZM128 145H130L131 147H130V146L128 147ZM138 145H137V146H138ZM186 145H185V146H186ZM195 145H196V146H195ZM210 145H208V146H210ZM98 146H99V144H98ZM110 146H108V148H109ZM135 146H136V145H135ZM135 146H134V147H135ZM137 146H136V147H137ZM185 146H183V147H185ZM253 146L255 147V149L252 148ZM94 147H95V146H94ZM99 147H100V149H103V148H104V149L102 150L103 153H105L106 150H108V152H109V149H107L106 146L104 147L103 144H102V146H99ZM102 147H103V148H102ZM121 147H122V148H121ZM148 147L150 148V150H148ZM181 147H178V149L181 148ZM183 147H182V149H183ZM189 147H190V146H189ZM210 147H211V146H210ZM223 147H224V146H223ZM241 147H240V148H241ZM246 147H248V148H246ZM1 148H2V147H1ZM16 148H17V149H16ZM21 148H22V147H21ZM21 148L19 147V149H21ZM120 148H121V149H120ZM128 148H129V149H128ZM240 148H239V149H240ZM242 148H241V149H242ZM245 148L247 149L246 151L244 150ZM3 149H4V148H3ZM22 149H23V148H22ZM22 149L19 150V152H18V156H17V155H14V156H15V159H14L13 156H12V158L9 157L8 159L11 158V159H14V161H15L16 158H17V159L20 160V161L22 160V161H28V162H30V163H29V164L31 165L30 167H32V168L30 169V172H32L31 170H32V169L34 170V168H33L34 165H33V164L36 163V162H35V159H37V158H34V154L31 155L30 153H27L24 149H23V150H22ZM25 149H26V148H25ZM96 149H97V147H96ZM98 149H99V148H98ZM112 149H113V148H112ZM189 149H190V148H189ZM191 149H192V148H191ZM217 149H218V148H217ZM219 149H220V148H219ZM219 149H218V150H219ZM234 149H235V148H234ZM249 149H251V150H249ZM252 149H254V150H252ZM260 149H261V148H260ZM260 149H258V150L260 151ZM27 150H28V149H27ZM179 150H181V149H179ZM185 150H186V149H185ZM193 150H194V149H193ZM207 150H208V149H207ZM225 150H226V149H225ZM258 150H257V151H258ZM6 151H7V150H6ZM29 151H31V150H29ZM104 151H105V152H104ZM126 151H129V153L126 152ZM214 151H215V150H214ZM222 151H223V150H222ZM244 151H245V154H244ZM255 151H256V150H255ZM257 151H256V152H257ZM259 151H258V153H259ZM261 151H262L261 153L263 154L264 149H261ZM115 152H116V151H115ZM123 152H122V153H123ZM176 152H177L178 155L180 154V157H177V158H176ZM219 152H221V151H219ZM238 152H239V150H238ZM242 152H243V153H242ZM248 152H247V153H248ZM256 152H254V153H256ZM6 153H7V152H6ZM8 153H9V151H8ZM8 153H7V154H8ZM103 153L100 154V155L103 156ZM213 153H214V154H213ZM215 153H216V152H212V153L210 152V154H211V155L213 154L214 156H215ZM221 153H222V152H221ZM221 153H219V154H221ZM9 154H10V153H9ZM110 154H111V153H110ZM199 154H200V153H199ZM207 154H209L208 151H207ZM207 154H206V155H207ZM210 154H209V155H210ZM216 154L219 155L218 153H216ZM222 154H223V153H222ZM222 154H221V155H222ZM2 155H3V154H2ZM12 155H13V154H12ZM35 155H36V154H35ZM107 155H108V154H107ZM117 155H118V154H117ZM122 155H123V154H122ZM178 155H177V156H178ZM186 155H187V154H186ZM188 155L191 156L189 153H188ZM209 155L207 156V158L213 156V155H212V156H211V155L209 156ZM234 155H235V154H234ZM234 155H233V157H234ZM249 155H247V156H249ZM6 156H7V155H6ZM105 156H106V155H105ZM109 156H112V158H114V157H113V154H112V155H109ZM203 156H204V155L202 154V157H203ZM214 156H213V157H214ZM252 156H253V155H252V153H251V155H250V158H251V159L249 158V160L246 161L248 164L252 163L253 160L255 161V158L259 157V156H253V157H252ZM35 157H36V156H35ZM119 157H121L120 154H119V156L117 157V159L115 158V159H116V160H115V164L112 165V163H111V166L113 167V166H115L117 163H119L120 166H121L122 168L125 167V168L127 169L126 166H128V168H129L130 166L127 165L128 161L126 162L125 159L122 160L123 157H121V158H119ZM124 157H125V156H124ZM187 157H188V156H187ZM200 157H201V156H200ZM200 157H199V158H200ZM230 157H231V156H230ZM261 157L264 158V154H263V155H260V158H261ZM5 158H6V157H5ZM64 158H65V157H64ZM102 158H105V157L103 156ZM118 158H119V159H118ZM199 158H198V159H199ZM219 158H221V156H219ZM260 158H259V159H260ZM263 158H261V159H263ZM8 159H7L6 161H9ZM69 159H70V158H69ZM126 159H127V158H126ZM130 159H131V160H130ZM180 159H179V160H180ZM184 159H185V158H184ZM187 159H188V158H187ZM187 159H186V160H187ZM194 159H196V158H194ZM210 159H211V158H210ZM210 159H209V160H210ZM221 159H222V158H221ZM246 159H247V158H246ZM246 159H245V160H246ZM261 159H260V160H261ZM2 160H5L4 157H3ZM70 160H71V159H70ZM102 160L104 161L105 159H102ZM118 160H119V162L116 163V161H118ZM121 160H122L123 162H126L125 166H124V164L121 165V164L123 163ZM228 160H229V163L234 161V160H232L231 158H230V159L228 158V159L226 160L227 163H228ZM257 160H258V159H256V161H257ZM12 161H13V160H12ZM14 161H13V162H14ZM20 161H18V162H20ZM22 161H21V162H22ZM37 161H38V160H37ZM97 161H98V160H97ZM99 161H101V160H99ZM113 161H114V159H113ZM144 161H146V162H144ZM152 161H153V162H152ZM188 161H189V160H188ZM188 161H187V162H188ZM196 161H198V160L196 159V160H195V163H196ZM199 161H200V160H199ZM199 161H198V162H199ZM205 161H206V160H205ZM211 161H212V160H211ZM223 161H224V160H223ZM239 161H240V160H239ZM258 161H259V160H258ZM263 161H264V160H263ZM263 161H262V162H263ZM1 162H2V161H1ZM3 162H5V161H3ZM9 162H11V161H9ZM13 162H11V164H12ZM15 162H16V161H15ZM21 162H20V164H21ZM62 162H63V161H62ZM62 162H61V163H62ZM65 162H67V161L65 160V161H64V164H65ZM68 162H69V160H68ZM68 162H67V163H68ZM107 162H108V161H107ZM120 162H122V163H120ZM154 162H156V163H154ZM157 162H158V163H157ZM182 162H183V161H182ZM182 162H181V163H182ZM235 162L237 163L238 161H234L233 163L227 164V165H231V164H232V165H231V167H230V166L227 167V165H226V166H224V168L227 167L226 170H228L229 167L232 168V169L235 168V166H233V164H234ZM259 162H260V161H259ZM16 163H17V162H16ZM72 163L74 164L73 160H72V162H70V164L73 166ZM85 163H87V162H85ZM101 163H103V162H101ZM104 163H105V162H104ZM129 163H128V164H129ZM143 163H144V164H143ZM190 163H191V160H190ZM192 163L194 164V161H193ZM200 163H201V162H200ZM206 163H207V162H206ZM216 163H217V162H216ZM218 163H219V162H218ZM244 163H245V162H244ZM247 163H246V164H247ZM0 164H1V163H0ZM17 164H18V163H17ZM17 164H16V165H17ZM25 164L27 165V166H26V170H29L30 167H29L28 163H24L23 165L21 164L22 166H21V165H17V166H16L15 164H13L12 166L15 165L17 169H15V166H14V169H13V168L11 167V165H9V164H8L9 166H8V165H3V168H2V169L5 171V170L8 169V167H10V168H9L10 170H11V168H12L13 170L17 171L18 169L20 170L21 167L24 168V167H25ZM62 164H63V163H62ZM75 164H76V162H75ZM87 164H88V163H87ZM96 164H97V163H96ZM108 164H110V163H108ZM130 164H131V163H130ZM182 164H183V163H182ZM184 164H185V163H184ZM186 164H187V163H186ZM188 164H189V163H188ZM188 164H187V166H185L186 169H185V167H184V169L187 170V171H189V169L187 168V167L189 166ZM196 164H197V163H196ZM202 164H203V163H202ZM202 164H199V165H202ZM204 164H205V163H204ZM207 164H208V163H207ZM237 164H240V166H238ZM237 164H236V167H237V168H238V167L240 168V167H242V165H243V161L241 160V163H237ZM253 164H254V163H253ZM48 165H50V164H48ZM51 165H52V164H51ZM76 165H77V164H76ZM105 165H106V164H105ZM134 165H135V164H134ZM175 165H176V166H175ZM177 165H178V163H177V164L170 165V166H168V165L166 164V166H168L169 168H166V167H165V168H166L165 170L168 169L167 172L170 170V173H171L172 175H173V173H174V176H175V175L177 174L176 172H178V170H179V172H180V170H182V169H180V165H179V168H178V170H177ZM197 165H198V164H197ZM210 165H211V164H210ZM216 165H217V164H216ZM216 165H214V167H215ZM219 165L221 166V164H219ZM223 165H224V164H223ZM234 165H235V164H234ZM5 166H7V168H6ZM20 166H21V167H20ZM52 166H53V165H52ZM60 166H61V165H60ZM80 166H81V165H80ZM87 166H88V165H87ZM87 166H84V167L86 168ZM98 166H99V165H98ZM100 166H101V164H100ZM116 166L120 167L118 164H117ZM116 166H115V167H116ZM151 166H152V165H150V166H148V167H150V169H153V168L155 169L154 166H152L153 168H152ZM159 166L162 167L163 165H162V166L159 165ZM159 166L157 167V169H159V170H157V169H155V170L153 169V171L151 170L152 172H155V171L157 170V172H158L157 175H156V173L154 174V173H152L151 171H150V172H151L150 174H149V173L147 174V172H149L148 170H150V169H149L147 166H144L145 169H146V167L148 168V170L146 169L147 172H144V173L147 174V176H148V178H149V179H148L147 177L144 178V180H145L146 182H147V181L150 182V180H152L151 178H152L153 176H152L151 174H154V176L156 177L154 180L156 181V180H157V176L160 175L163 171L165 172V170L162 169V168H160ZM172 166H173V167H174V166L176 167V169H175L176 172H175V170H174L175 167L173 168ZM190 166H193V165H190ZM195 166H196V165H195ZM195 166H194V167H195ZM202 166H203V165H202ZM208 166H209V165H208ZM247 166H248V165H247ZM250 166H251V167H250ZM250 166H249L248 170H246V168L244 167L245 170L243 169V171H241L239 174H238V173L236 174V175H239V179H237L238 181H236V182L238 183V184H236V186L239 185V187L237 186L238 189H237V188H236V189L238 190V192H239V190H240V192L242 191L241 195H242V194H243V195H247V191H250V190H248V189H252L250 193L248 192V193H249V194H248L249 196L251 195L252 191L254 190L253 193H252V194H254V196H253L252 198L257 199V200L254 201V202H255L257 205H263V204H264V165H262L263 168H262V167H261V168L258 167V165H257V166H254V167H253V165H250ZM259 166H260V164H259ZM0 167H2V165H1ZM19 167H20V168H19ZM27 167H28V168H27ZM50 167H51V166H50ZM50 167H49V168H50ZM67 167H68V166H67ZM90 167L93 169L94 166H93V167L90 166ZM101 167H102V166H101ZM197 167H199V166H197ZM252 167H253V168H252ZM256 167H257V168H256ZM4 168H5V169H4ZM35 168H36V167H35ZM44 168H45V167H44ZM73 168H74V167H73ZM81 168H82V167H81ZM85 168H84V169H85ZM91 168H90V169H91ZM96 168H97V167H96ZM98 168H99V167H98ZM106 168H107V167H106ZM108 168H110V166H109ZM125 168H124V169H125ZM134 168H135V167H133V169H134ZM171 168H173V169H171ZM181 168H182V167H181ZM219 168H220V167H219ZM224 168L218 169V171L221 170V171L224 172ZM2 169H0L1 173L3 172ZM9 169H8V170H9ZM21 169H22V168H21ZM24 169H25V168H24ZM24 169H23V170H24ZM36 169H37V168H36ZM36 169H35V170H36ZM50 169H51V168H50ZM50 169H49V170H50ZM53 169H54V168H53ZM86 169H88V167H87ZM90 169H89V170H90ZM92 169H91V170H92ZM103 169H105V168H102V171H104ZM112 169H113V168H111V171H112ZM115 169H116V168H115ZM130 169H131L130 171L133 170L131 167H130ZM141 169H143V168H141ZM190 169H191V168H190ZM222 169H223V170H222ZM235 169H236V168H235ZM10 170H9V171H10ZM26 170H24V171H26ZM38 170H39V171H38ZM38 170H37V173L41 174V173H40V169H38ZM91 170H90V171H91ZM93 170H94V169H93ZM93 170H92V171H93ZM105 170H106V169H105ZM117 170L120 171L121 169L118 168ZM122 170H123V169H122ZM122 170H121V172H122ZM128 170H129V169H128ZM136 170H138V168H137ZM136 170L134 169L133 171L136 172V175L138 176V173H139V172L136 171ZM162 170H163V171H162ZM173 170H174V171H173ZM185 170L183 171V173H186V172H187V171L185 172ZM207 170H208V169H207ZM233 170H234V169H233ZM9 171H7V175H9L10 172H12V174H13V173H17V172L12 171V170H11L10 172H9ZM41 171H43V170H41ZM67 171H68V170H67ZM90 171L88 172V170H86L85 172H88V174L85 173V172H84V174H85V175L87 174L86 176L88 177L89 173H90V174L93 173V175L97 173L96 170H94V172H92V171L90 172ZM114 171H116V170H114ZM114 171H113V172H114ZM119 171H118V174H119ZM133 171H132V172H133ZM159 171H160V173H159ZM209 171H210V170H209ZM218 171H217V172H218ZM221 171H220L219 173H221ZM229 171H230V170H229ZM236 171H237V170H236ZM245 171H246V172H245ZM5 172H6V171H5ZM5 172H3V173L0 175L1 177L4 175L2 178H3V179L5 178L4 181H7V184H8V185H6V186H8V187H5V186H4V188H5L4 190H7V189L10 190L11 188L13 189V187H9V185H10V186H14V185H15V187H16V186H20V184L18 185V183H21V182H18V181L22 180V181L24 182V180H25L24 177L27 176V174H26L25 172L22 171V172L20 173V172L18 171V173H19L20 175L24 176V174H25V176L23 177V178H24V179H23V178H21L22 176L20 177V175H18V173H17L16 175H17V177L19 176L18 178L20 179V180H17V179H16L17 177L14 178V176H12V174H10L11 176L9 175V176H10V177H9V176L5 175V174H6ZM26 172H27V171H26ZM30 172L28 171L27 173H28L29 175H31ZM44 172H45V171H44ZM52 172H53V171H52ZM98 172L100 173L101 171H98ZM108 172H109V170H108ZM108 172H107V174H108ZM121 172H120V173H121ZM123 172H124V171H123ZM132 172H131V173H132ZM137 172H138V173H137ZM164 172H163V173H164ZM179 172H178V174H179ZM193 172H195V170H194ZM211 172H212V170L209 172L208 175L212 174ZM213 172H214V170H213ZM227 172H228V171H227ZM238 172H239V171H238ZM4 173H5V174H4ZM8 173H9V174H8ZM35 173H36V171H34V174H35ZM37 173H36V174H37ZM66 173H67V172H66ZM105 173H106V172H105ZM125 173H126V172H125ZM125 173H124V174H125ZM170 173H169V174H170ZM188 173H191V171H189ZM215 173H216V172H215ZM215 173H214V174H215ZM219 173H218V174H219ZM224 173H225V172H224ZM231 173H232L231 171H230L229 174L226 173V176L229 177V175H233V173H232V174H231ZM43 174H44V173H43ZM97 174H98V173H97ZM100 174H102V173H100ZM111 174H112V175H111ZM111 174H109V175H111V176H115V174H113V173H111ZM116 174H117V173H116ZM124 174H123V175H124ZM140 174H141V173H140ZM169 174H168V175H169ZM171 174H170V175H171ZM200 174H201V173H200ZM200 174L197 173L195 176H196V177H197V175L200 176ZM222 174H223V173H222ZM234 174H235V173H234ZM13 175H14V174H13ZM32 175H33V174H32ZM32 175H31V176H32ZM37 175H38V174H37ZM37 175H36V176H37ZM85 175H84V176H85ZM93 175H92V176H93ZM109 175H105V174H104L102 177L105 176L104 178H106V177L109 176ZM119 175H120V174H119ZM121 175H122V174H121ZM121 175H120V177L124 178L123 175H122V176H121ZM132 175H133V174H132ZM141 175H142V174H141ZM141 175H140V176H141ZM149 175H151L152 177L150 178ZM166 175H167V174H166ZM170 175H169V176H170ZM179 175H181V174H179ZM191 175H192V173H191ZM208 175H207V176H208ZM220 175H221V174H220ZM38 176H39V175H38ZM70 176H71V175H70ZM74 176H75V175H74ZM86 176H85V179L87 178ZM116 176H117V175H116ZM116 176H115V177H116ZM124 176H125V175H124ZM140 176H138V177L135 176L136 178L139 179V181H138V179H136L135 177H132V176H130V177L135 178V179H134V182H135L136 180L138 181V183H137V182L135 183L136 185H138V184L140 185V182H141L140 180H142V179L139 178ZM144 176H145V175H144ZM185 176H186V175H185ZM188 176H190V175H188ZM199 176H198V178H199ZM207 176L205 177V174H204V177L206 178L205 180L208 182V179H209V178H207ZM226 176H225V177L222 176V177L227 178ZM233 176H234V175H233ZM6 177H7V180H6ZM8 177H9V178L12 177V178L16 179L17 181H16V180H15V181H16L17 185H16L15 181H14L12 178H11L12 180H11V179L9 180ZM28 177H29V176H27V178H28ZM32 177H33V176H32ZM32 177H31V178H32ZM94 177H95V179H96V177H98V175H96V176H94ZM102 177H101V178H102ZM159 177H160V176H159ZM165 177H166V176H164V178H165ZM167 177H168V176H167ZM177 177H179V176L177 175ZM177 177H176V178H177ZM181 177H182V175H181ZM190 177H191V176H190ZM196 177H195V179H198V178H196ZM208 177H209V176H208ZM222 177L219 179L220 181H222V179H223ZM2 178H1V179H2ZM27 178H26V179H27ZM37 178H38V177H37ZM67 178H68V177H67ZM73 178H74V177H73ZM73 178L70 177V178L68 179V181H69V180L71 181V179H72V180L76 179V178H74V179H73ZM101 178L98 177L97 182H98V183L101 182V184L104 183V186H105V181H106V180L101 181V180H102ZM116 178H119V177H116ZM141 178H142V176H141ZM161 178H162V177H161ZM161 178H160V182L162 183ZM171 178H172V177H171ZM171 178H170V179H171ZM183 178H185V177H182V180H183ZM187 178H188V177H187ZM193 178H194V176H193ZM201 178H202V179H201ZM201 178H200V181H204V179H203V175H202V174H201ZM218 178H219V177H218ZM218 178H217V180H218ZM65 179H66V178H65ZM85 179H84V180H85ZM88 179H90V175H89ZM95 179H94V180H95ZM99 179H101V180L98 181ZM107 179H109V178L107 177ZM110 179L114 180L115 178H112V177H111ZM165 179H166V178H165ZM173 179H174V178H173ZM178 179H180V178H178ZM178 179H176V180H178ZM185 179H186V178H185ZM195 179H194V180H195ZM228 179H229L230 181H231V180H232V181L235 180L234 178H228ZM31 180H32V179H31ZM31 180H30V182H31ZM41 180H42V177H41ZM49 180H50V179H49ZM49 180H48V181H49ZM53 180H54V179H53ZM79 180H80V182H81V179H79ZM86 180H87V179H86ZM94 180H93V179H92V180L90 179L91 182H92V181L94 182ZM122 180H123V179H121V183H122V185L119 184V182H115V184H114L113 181H111V182H113V185H116V184L118 183L117 185H121L122 187H126V188H129V189H131L130 186H132V189H136V188L138 189V187L141 188V186H143V185H142L143 183H142V184H141L140 186H138V187L135 186V187H136V188H135V187H134V183H132L133 180H131L130 182H129V180H128V183H130V184L132 183L133 185H132V184H131V185L129 184V186H126V184H128V183H127V180H126V181L123 180V182H125L126 184L123 183ZM182 180H181V184H182ZM187 180H188V179H187ZM187 180H186V182H187ZM190 180H191V179H190ZM190 180H189V181H190ZM213 180H214V179H213ZM224 180L226 181V183L224 182V184H228V188H229V187L231 188L232 186H234V185H233L234 183H233L232 181H231V183H232V186H231V183H230L229 180H227V179H224ZM224 180H223V181H224ZM9 181L12 182V183L14 182V184H9ZM26 181H27V180H26ZM26 181H25V182H26ZM33 181H35V180H33ZM50 181H51V180H50ZM64 181H65V180H64ZM64 181H63V182H64ZM87 181L90 182L89 180H87ZM87 181H86V182H87ZM114 181H118V179H117V180L115 179ZM119 181H120V179H119ZM155 181L152 180L151 182L153 183V185H156V187H157V185H160V184H161V183L159 184V181H158V180L156 181L158 184H156ZM172 181L175 182V179L172 180ZM172 181H170V183H171ZM223 181H222V183H223ZM38 182H39V181H38ZM74 182H75V181H74ZM76 182H77V181H76ZM86 182H84V183H86ZM88 182H87V184H88ZM108 182H109V181H108ZM111 182H109L108 184H111ZM151 182H150V183H151ZM165 182H166V181H165ZM174 182H173V183H174ZM193 182H194V183H193ZM195 182H196V181H192L191 184H192V183H193L192 185L195 184L194 186H196V187H197V186H200V185H204V183L199 185V183H201V182H199L198 180H197L198 183L196 182L198 185H197ZM217 182H218V181H217ZM234 182H235V181H234ZM46 183H47V182H46ZM51 183H52V182H51ZM66 183H67V182H66ZM66 183L64 182V184H66ZM69 183H70V182H69ZM71 183H72V181H71ZM152 183H151V184H152ZM176 183H177V182H176ZM26 184H27V183H26ZM30 184H31V183H30ZM34 184H35V182H34ZM79 184H80V183H79ZM87 184H85V185L87 186L88 190L90 191V189H92V187H91V188L88 187L89 184H88V185H87ZM93 184H94V183H93ZM124 184H125V185H124ZM166 184H167V182H166ZM179 184H180V183H178L176 186L178 187ZM191 184H187V185L190 186ZM213 184H214V183H213ZM218 184L220 185L221 183L219 182ZM224 184H223V185H224ZM35 185H36V184H35ZM76 185H77V183H76ZM81 185H82V182H81ZM81 185H80V186H81ZM85 185H83V186H85ZM97 185H98V184H97ZM97 185H96V181H95L94 186H97ZM106 185H107V184H106ZM111 185H112V184H111ZM187 185L185 186V184H184V186H185V191H186V192H184V194H186V193L189 191V190H188V191L186 190V188H189V186H187ZM192 185H191V186H192ZM206 185L208 186V184H206V182H205V186H206ZM211 185H212V184L209 183V187H210ZM223 185H222V184L220 185V189H221V187H222ZM229 185H230V186H229ZM54 186H55V185H54ZM62 186H65V185H62ZM69 186H70V185H69ZM73 186H74V188H75V185H74V184H73ZM91 186H93V185H91ZM94 186H93V187H94ZM102 186H103V185H102ZM174 186H175V183H174V185H173V188H175V189L177 190V187H176V186L174 187ZM182 186H183V185H181V187H182ZM184 186H183L182 188H184ZM194 186H192L193 188L190 187L189 189H194ZM205 186H204V187H205ZM226 186H227V185H224V186L222 187L223 190H224V191L226 190V191H225V192H224L223 190H222V191H223V193H225V195H226V194L228 195V193H230V191H228V188H227ZM66 187H68V184L66 185ZM66 187H65V188H66ZM99 187H100V185H99ZM133 187H134V188H133ZM166 187H167V186H166ZM179 187H180V186H179ZM181 187H180L179 190H181L180 192H183L182 189H181ZM196 187H195V190H196V189H199V188H200V189L202 188L201 186H200L199 188H198V187L196 188ZM224 187H226V188L224 189ZM6 188H7V189H6ZM22 188H23V187H22ZM76 188H77V187H76ZM80 188H82V187H80ZM80 188H79V189L77 188V190H80ZM85 188H86V187H85ZM85 188H84V189H85ZM89 188H90V189H89ZM100 188H101V187H100ZM163 188H164V187H163ZM170 188H171V187H170ZM210 188H211V187H210ZM230 188H229V189H230ZM234 188H235V186H234ZM23 189H24V188H23ZM25 189H26V188H25ZM25 189L22 190V191H24V193H26L27 191H29V190H26V191H25ZM68 189H69V188H68ZM68 189H67V190H68ZM72 189H73V188H72ZM137 189H136V190H137ZM175 189H173V190L170 189V190H171V191H174ZM231 189H233V188H231ZM20 190H21V189H20ZM117 190H119V189H117ZM139 190H140V189H139ZM183 190H184V189H183ZM234 190H235V189H234ZM12 191H13V190H12ZM18 191H19V190H18ZM41 191H42V190H41ZM89 191H87L86 193H88ZM120 191H121V190H120ZM124 191H125V190H124ZM146 191H147V190H145V193H147ZM222 191H220V192L222 193ZM227 191H228V192H227ZM20 192H21V191H20ZM84 192H85V191H84ZM175 192H177V193H176V195H177V194H178V190H177V191H174V193H175ZM189 192H190V191H189ZM226 192H227V193H226ZM235 192H236V191H235ZM240 192H239V193H240ZM243 192H244V193H243ZM14 193H15V192H14ZM16 193H17V192H16ZM16 193H15V194H16ZM27 193H28V192H27ZM27 193H26V195H28V194L30 193V191H29L28 194H27ZM42 193H43V192H42ZM52 193H53V192H52ZM90 193H92V192H90ZM90 193L88 194V197L91 195ZM121 193H122V192H121ZM126 193H127V192H126ZM148 193H149V192H148ZM154 193H155V192H154ZM198 193H202V192H198ZM245 193H246V194H245ZM15 194H14V195H15ZM32 194H34V193H32ZM39 194H40V193H39ZM128 194H129V193H128ZM143 194H144V192H143ZM151 194H153V193H151ZM171 194H172V193H171ZM171 194H169V195H171ZM180 194H181V193H179V195H180ZM205 194H206V193H205ZM231 194H234V193H231ZM40 195H41V194H40ZM86 195H87V194H86ZM121 195H122V194H121ZM179 195H178V196H179ZM198 195H199V194H198ZM201 195H202V198H203L204 195H203V194H201ZM201 195H200V196H201ZM248 195H247V197H248ZM255 195H256L257 197H256ZM36 196H37V195H36ZM91 196L93 197V195H91ZM128 196H130V194H129ZM142 196H143V195H142ZM144 196H145V195H144ZM144 196H143V197H144ZM182 196H183V195H182ZM182 196H181V197H182ZM187 196H188V195H187ZM200 196H199V197H200ZM228 196H229V195H228ZM233 196H234V195H233ZM251 196H252V195H251ZM251 196H250V197H251ZM92 197H90V198H92ZM118 197H119V196H118ZM133 197H134V196H133ZM171 197H172V196H171ZM179 197H180V196H179ZM185 197H186V196H185ZM193 197H194V195H193ZM193 197H192V198H193ZM226 197H227V196H226ZM237 197H240V195H237ZM237 197H236V198H237ZM85 198H86V197H85ZM93 198H94V197H93ZM93 198H92L91 200H93V202H95L94 199H95L96 197H95L94 199H93ZM186 198H187V197H186ZM186 198H185V199H186ZM194 198H195V197H194ZM222 198H223V197H222ZM222 198H221V199H222ZM227 198H229V197H227ZM252 198H251V199L249 198L248 201H249V200H253ZM29 199H30V198H29ZM31 199H32V198H31ZM34 199H36V197H35ZM80 199H81V198H80ZM82 199H84V198H82ZM120 199H121V198H120ZM122 199H123V198H122ZM126 199H127V198H126ZM134 199H135V197H134ZM134 199H133V202H134V203H135V202H137V203L139 202L138 200H137V201H134ZM154 199H155V198H154ZM154 199H153V200H154ZM177 199L180 200L179 198H177ZM199 199H200V198H198L197 200H199ZM213 199H214V200H215V199L217 200V198H213ZM218 199H219V198H218ZM233 199H235V198H233ZM14 200H15V199H14ZM37 200H38V199H37ZM88 200H89V198H88ZM129 200H130V201H129ZM131 200H132L131 198H128V199H127V202L129 201V203H130V202H132ZM153 200L151 199V197H150V199L147 197L143 205L140 206V204H139V203H138V204H139L140 207H142V206H145V204H147V203H148V204L153 203ZM156 200H157V198H156ZM168 200H169V199H168ZM170 200H171V198H170ZM188 200H190L189 197H188ZM203 200H204V198H203ZM206 200H209V199H208V198H207V199L205 198V201H206ZM211 200H212V199H211ZM216 200H215V201H216ZM219 200H220V199H219ZM219 200H218L217 203H219ZM223 200L225 201L224 198H223ZM223 200H222V202H221V201H220V202L223 203V202H224ZM228 200H229V199H228ZM240 200H241V199H239V201H240ZM0 201H1V199H0ZM25 201L27 202V200H25ZM28 201H29V200H28ZM35 201H36V200H35ZM38 201H39V200H38ZM80 201H81V200H80ZM120 201H121V200H120ZM123 201H124V200H122V202H123ZM180 201H182V199H181ZM183 201H184V200H183ZM194 201H195V200H194ZM229 201H230V200H229ZM242 201H246V200H242ZM6 202H7V201H6ZM81 202H82V201H81ZM87 202H88V201H87ZM87 202H85V203H87ZM127 202H126V203H127ZM165 202L167 203V201H165ZM175 202H177V201H175ZM203 202H204V201H203ZM206 202H207V201H206ZM206 202H205V204H206ZM211 202H212V201H211ZM231 202H232V201H231ZM236 202H237V201H236ZM236 202H235V203H236ZM7 203H8V202H7ZM9 203H12V201L9 202ZM29 203L32 204L31 202H29ZM35 203H36V202H35ZM35 203H34V204H35ZM88 203H89V202H88ZM123 203H125V202H123ZM126 203H125V204H126ZM129 203H128V204H129ZM137 203H135V204H133V205L131 204V205H132V206H135ZM158 203H159V202H158ZM166 203H165V204H166ZM201 203H202V201H201ZM221 203L218 204L219 207H222ZM226 203H227V202H226ZM226 203H224L223 207L226 206V205H225ZM241 203H242V202H241ZM241 203H239V204H241ZM245 203H247V202H245ZM248 203H249V202H248ZM27 204H28V202H27ZM30 204H29V205H30ZM34 204H33V205H34ZM141 204H142V203H141ZM167 204H168V203H167ZM167 204H166V205H167ZM197 204H198V203H197ZM239 204H237V206H238ZM243 204H244V202H243ZM256 204H255V205H256ZM129 205H130V204H129ZM169 205H170V204H169ZM184 205L186 206L185 203H184ZM187 205H188V204H187ZM207 205H209V203H208ZM216 205H217V204H216ZM227 205H228V203H227ZM244 205H246V204H244ZM176 206H177V205H176ZM178 206H179V205H178ZM190 206H191V204H190ZM209 206H211V208H212V205H209ZM214 206H215V205H214ZM230 206H231V205H230ZM233 206L235 207V205H233ZM252 206H253V205H252ZM180 207H181V206H180ZM206 207H207V206H205V208H206ZM217 207H218V206H217ZM256 207H257V206H256ZM5 208H6V207H5ZM5 208H4V209H5ZM9 208H10V206H9ZM137 208H138V207H137ZM224 208H225V207H224ZM224 208H223V209H224ZM226 208H227V206H226ZM238 208H239V207H238ZM241 208H242V207H241ZM259 208H260V207H259ZM1 209H2V208H1ZM134 209H135V207H134ZM187 209H188V207H187ZM207 209H208V207H207ZM207 209H206V210H207ZM213 209H214V208H212V210H213ZM236 209H237V208H236ZM249 209H250V207H249ZM6 210H7V209H6ZM192 210H193V209H191V212H192ZM202 210H203V209H202ZM206 210H205V211H206ZM208 210H211V209L209 208ZM224 210H225V209H224ZM226 210H227V209H226ZM229 210H230V209H229ZM243 210L246 211V210H247V207H246V209H244V206H243ZM253 210H254V208H253ZM256 210H257V209H255V211H256ZM0 211H1V210H0ZM10 211H11V210H10ZM12 211H14V210L12 209ZM136 211H137V210H136ZM136 211H135V212H136ZM158 211H159V210H158ZM182 211H183V210H182ZM185 211L187 212V210H185ZM188 211H190V210H188ZM218 211H219V210H218ZM218 211H217V212H218ZM222 211H223V210H222ZM234 211H235V210H234ZM257 211H258V212H261L262 210H261V211L257 210ZM4 212H6V211L4 210ZM8 212H9V210H8ZM144 212H145V211H144ZM193 212H194V211H193ZM236 212H237V210H236ZM253 212H254V211H253ZM262 212H264V208H263V211H262ZM12 213H13V212H11L10 214H12ZM65 213H66V211H65ZM105 213H106V212H105ZM176 213H177V212H176ZM207 213H208V212H207ZM212 213H213V212H212ZM227 213H228V211H227ZM13 214H14V213H13ZM15 214H17V213L15 212ZM23 214H24V213H23ZM162 214H163V213H162ZM179 214H180V213H179ZM236 214H237V213H236ZM240 214H242V213H240ZM243 214H244V213H243ZM256 214H257V213H256ZM256 214H255V215H256ZM258 214H259V213H258ZM258 214H257V216H258ZM261 214L263 215V213H261ZM5 215H6V214H5ZM75 215H76V214H75ZM187 215H189V214H187ZM190 215H191V214H190ZM249 215H250V213H249ZM251 215H252V212H251ZM259 215H260V214H259ZM9 216H10V215H9ZM13 216H14V215H13ZM16 216H18V214H17ZM90 216H91V215H90ZM148 216H150V215H148ZM216 216H217V215H216ZM223 216L226 217V215H223ZM237 216H238V215H237ZM253 216H254V214H253ZM23 217H24V216H23ZM99 217H100V216H99ZM209 217H210V216H209ZM212 217H213V216H212ZM212 217H211V219H212ZM248 217H249V216H248ZM19 218H20V217H19ZM62 218H63V217H62ZM95 218H96V217H95ZM102 218H104V215H103ZM105 218H106V217H105ZM178 218H179V216H178ZM226 218H227V217H226ZM226 218H225V219H226ZM249 218H250V217H249ZM255 218H256L257 221H258L259 218H257L256 216H255ZM262 218L264 219V216H263ZM26 219H27V218H26ZM97 219H98V218H97ZM100 219H101V218H100ZM245 219L248 220L247 218H245ZM245 219H244V220H245ZM253 219H254V218H253ZM254 220H255V219H254ZM259 220H260V219H259ZM29 221H30V219H29ZM91 221H92V220H91ZM99 221H101V220H98V222H99ZM135 221H136V220H135ZM252 221H253V220H252ZM95 222H96V221H95ZM16 223H17V222H16ZM92 223H93V222H92ZM82 224H84V222L81 223V225H82ZM85 224H86V223H85ZM110 224H111V223H110ZM259 224H261V222H260ZM262 224H263V223H262ZM39 225H40V224H39ZM81 225H79V226L81 227ZM82 226H83V225H82ZM86 226H87V225H86ZM100 226H101V224H100ZM112 227H113V226H112ZM43 228H44V227H43ZM82 228H84V227H82ZM100 228H101V227H100ZM70 229H71V228H70ZM72 229H73V228H72ZM102 229H103V228H102ZM109 229H110V228H109ZM79 230H80V229H79ZM82 231L84 232V229H83ZM85 231H86V230H85ZM80 232H81V230H80ZM86 232H87V231H86ZM127 232H128V231H127ZM45 233H46V232H45ZM78 233H79V232H78ZM84 235L86 236V234H84ZM20 236H21V235H20ZM87 237H88V236H87ZM83 239H84V238H83ZM1 241H2V240H1ZM14 241H15V239H14ZM2 242H3V241H2ZM10 242H11V241H10ZM69 244H70V243H69ZM116 244H117V243H116ZM65 249H66V248H65ZM154 250H156V248H154ZM147 251H148V250H147ZM154 252H155V251H154ZM159 252H160V251H159ZM20 253H21V252H20ZM44 253H45V252H44ZM145 253H146V251H145ZM62 255H63V254H62ZM36 256H37V255H36ZM145 256H146V255H145ZM22 257H23V256H22ZM148 257H149V256H148ZM59 258H60V257H59ZM141 259H142V258H141ZM20 260H21V259H20ZM6 261H7V260H6ZM61 262H62V261H61ZM147 262H148V261H147ZM23 263H24V262H23ZM141 264H142V263H141Z\"/></svg>", "mask_w": 264, "mask_h": 264}]
</instances>
